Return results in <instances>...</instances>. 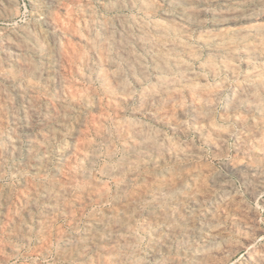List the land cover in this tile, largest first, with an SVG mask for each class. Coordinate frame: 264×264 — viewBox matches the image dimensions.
<instances>
[{"label": "rangeland", "instance_id": "rangeland-1", "mask_svg": "<svg viewBox=\"0 0 264 264\" xmlns=\"http://www.w3.org/2000/svg\"><path fill=\"white\" fill-rule=\"evenodd\" d=\"M6 3H5V2ZM14 1V2H13ZM44 1V2H43ZM0 0V32H2L0 34V107H2V111H0V119L2 121H4V123L2 124L1 123V120H0V142L3 143L1 144L0 143V150L2 149V151H0V264H68L69 262H71V264H93L94 263V260L96 263L94 264H100L101 262H103L102 264H112L113 262L112 261H116L115 263L116 264H128V261L130 260L129 264H132L133 262H135L136 264H143L144 260V264H163L164 262H168L169 264H264V170H261L263 169L264 167V125H260V124H264V77H263V80L261 79V83H263L262 85H259L256 87V93L254 91V96L257 97L260 101L259 102H254L253 101H250L248 103L245 102L246 100H243V99H240V97L238 96L243 90H245V82H246V79L248 77V74L251 73V70L253 68H264L263 66L261 67L260 65H264V54H261L262 52L264 53V50L262 48L263 47V43L264 42V37L261 35V37H259V35L261 34L260 32V26L264 25V16H260L261 14L264 15V9H262V7H264L263 3H264V0L263 3L261 2V0H111L108 2V0ZM60 1V2H59ZM62 1H64L62 3ZM101 3H100V2ZM114 1V2H113ZM119 1V2H118ZM135 1V2H134ZM152 1V2H151ZM166 1H168L166 3ZM170 1V2H169ZM204 3H203V2ZM210 3H209V2ZM214 3H213V2ZM258 1V3L256 2ZM51 2V3H50ZM87 2V3H86ZM99 2V3H98ZM106 4H105V3ZM108 2V3H107ZM128 2V3H127ZM145 2V4L147 6H145V4L143 3ZM189 2V4H187ZM216 2V4H215ZM259 2H261L259 4ZM34 3V4H33ZM39 3V4H38ZM73 3V4H72ZM78 3V4H77ZM80 3V5H79ZM87 5H86V4ZM110 3H114V5H111ZM124 3V4H123ZM132 3V5L130 6V4ZM149 3H153V4H149ZM158 3V6L156 5ZM186 3V4H185ZM221 3V4H220ZM8 6H7V5ZM56 4V6H55ZM93 4V6H92ZM159 4H161L159 6ZM191 4V5H190ZM241 4V5H239ZM243 4V5H242ZM259 4V5H258ZM36 5V7H35ZM40 5V6H39ZM48 5V6H47ZM54 5V6H53ZM68 5V6H67ZM111 5V7H110ZM126 5V6H125ZM129 5V6H128ZM134 5V7H133ZM143 5V6H141ZM153 5V6H151ZM215 5V6H213ZM223 5V6H222ZM254 5V6H253ZM47 6V7H46ZM72 6V7H71ZM95 6V7H94ZM103 6V7H101ZM114 6V7H113ZM123 6V7H121ZM138 6V7H137ZM176 6V7H175ZM235 6V7H234ZM258 6V7H257ZM35 7V9H34ZM42 7V8H41ZM52 7V8H51ZM60 7V8H59ZM68 7V8H67ZM92 10H91V8ZM106 7V9L104 8ZM110 9H109V8ZM120 7V8H119ZM129 7V8H128ZM132 7V8H131ZM147 7V8H146ZM153 7V8H152ZM168 9H167V8ZM192 7V8H190ZM208 7V8H207ZM230 7V8H229ZM7 8V9H6ZM81 8V9H80ZM88 8V9H87ZM103 10H102V9ZM115 8V9H113ZM118 8V9H116ZM142 10H141V9ZM146 8V9H145ZM171 8V9H169ZM180 8V9H179ZM188 8V9H187ZM190 8V9H189ZM196 10H195V9ZM199 8V9H198ZM201 8V9H200ZM214 8V9H213ZM227 8V9H226ZM235 8V9H234ZM18 9V10H17ZM46 11H45V10ZM62 9V11H61ZM66 10L67 12L71 13V14H68L66 13L64 10ZM72 11H71V10ZM77 9V10H76ZM123 9V10H122ZM137 9V10H136ZM143 9H145L143 11ZM149 9V10H148ZM174 11H173V10ZM186 9V10H185ZM194 9V10H193ZM204 9V10H202ZM207 11H206V10ZM211 9V10H210ZM242 9V10H241ZM257 9V10H256ZM15 10V11H14ZM44 13H43V11ZM59 10V11H58ZM89 10V11H88ZM95 10V11H93ZM156 10V11H155ZM182 10V12H181ZM184 10V11H183ZM192 10V11H191ZM223 10V11H222ZM237 10V11H234ZM255 10V11H254ZM7 11H11V13L7 12ZM55 11V12H54ZM75 11V12H74ZM138 11V12H137ZM143 11V13H142ZM166 14L168 13L167 17L165 16V12ZM176 11V12H175ZM186 11V12H185ZM192 14H190V12ZM195 11V12H193ZM212 11H216L217 13H214ZM223 12L221 14V12ZM227 11V12H226ZM232 11V12H231ZM253 11V12H252ZM14 12V13H13ZM80 12V13H79ZM91 12V13H90ZM94 12V14H93ZM146 12V13H144ZM148 12V14H147ZM185 12V13H184ZM204 12V14H203ZM208 12V13H207ZM226 12V13H225ZM234 12V13H233ZM262 12V13H261ZM17 13V14H15ZM46 13V14H45ZM99 13V14H98ZM142 13V14H141ZM160 13V14H159ZM163 13V14H162ZM197 15H196V14ZM200 13V17L198 16ZM202 13V15H201ZM212 13V14H211ZM214 13V14H213ZM233 13V15L231 14ZM236 13V14H235ZM6 14V15H5ZM11 16H10V15ZM48 14V15H47ZM55 14V15H54ZM69 17H67L66 16ZM85 14H88L85 16ZM97 14V15H96ZM102 14V15H101ZM118 14V15H117ZM128 14V15H126ZM146 14L148 16H146ZM162 14V16H160ZM194 14V15H193ZM232 16H231V15ZM240 14V15H239ZM242 14V15H241ZM57 15V18L59 19L61 17V19H57L56 16ZM89 15H92V16H89ZM94 15V16H93ZM115 17H114V16ZM117 15V16H116ZM134 15V16H133ZM138 15V16H137ZM152 15V16H151ZM171 15V16H170ZM197 18H196V16ZM231 16V17H228V16ZM247 15L249 18H247ZM6 16V17H5ZM40 16V17H39ZM64 16V17H63ZM98 16V17H96ZM106 18H105V17ZM110 16V17H109ZM122 16V19L120 18ZM124 16V17H123ZM127 16V17H126ZM131 16V18H130ZM136 16V17H135ZM146 16V17H145ZM171 20L173 21H170V18ZM175 16V17H174ZM185 16V17H184ZM194 16L195 19H192ZM210 16V17H209ZM225 16V18H224ZM241 16V18L239 17ZM247 20H246V18ZM5 17V18H4ZM11 17V18H10ZM38 17V18H37ZM48 17V18H47ZM52 17V18H51ZM73 17V19H72ZM75 17V18H74ZM77 17V18H76ZM91 17V18H90ZM109 17V18H108ZM141 17L143 19H141ZM157 17V18H156ZM160 17V18H159ZM166 17V18H165ZM173 17V18H172ZM209 17V18H208ZM260 17V18H259ZM38 20H37V19ZM64 18V19H63ZM68 18V19H67ZM111 18V19H110ZM114 18V19H113ZM135 18V19H134ZM140 20H139V19ZM150 18V19H149ZM165 18V19H163ZM181 18H184L183 21H181L182 19ZM191 18V19H189ZM219 18V19H218ZM224 18V19H223ZM75 19H78L77 21ZM85 19L88 20L87 22H85ZM96 19V20H95ZM107 19V21H106ZM110 19V20H109ZM117 19V20H115ZM120 19V21L118 20ZM124 21H121L123 20ZM128 19V20H127ZM153 19V20H151ZM155 19H159L161 20L159 22V20H155ZM187 19V20H186ZM217 19V20H216ZM223 19V20H222ZM233 21H232V20ZM245 19V20H244ZM257 19V20H255ZM48 20V21H47ZM54 20V22H52ZM57 20V22H56ZM65 20V22H64ZM69 20V21H68ZM81 20H82V23H81ZM84 20V21H83ZM131 22H130V21ZM133 20V21H132ZM147 20V21H146ZM155 20V21H154ZM168 20V22H167ZM195 20V21H194ZM235 20H239L238 22L235 21ZM31 21V22H30ZM33 21V22H32ZM39 23H38V22ZM47 21V22H46ZM60 21V22H59ZM72 21V22H71ZM94 21V22H93ZM96 21V22H95ZM106 21V22H105ZM120 23L118 24L117 23ZM139 21V22H138ZM142 21V22H141ZM154 21V22H153ZM163 21V22H162ZM176 21V22H175ZM191 21V22H190ZM204 21V22H203ZM232 21V22H231ZM235 21V22H234ZM244 21V22H243ZM248 21V22H247ZM263 21V22H262ZM25 22H28L27 24H25ZM50 22V25L49 23ZM52 22V23H51ZM64 23V24H59V23ZM66 22H68L66 24ZM90 22V23H89ZM102 22H104V24H100ZM123 22V23H122ZM129 22V23H127ZM136 22V23H135ZM141 22V23H140ZM145 22H149L147 23V26L149 27L148 28V31L149 33H153L154 30H152V27L151 25L152 24H172L178 28V32H176L175 34H171L169 38H172L173 40H175L176 38V42L178 41V43L181 45V48L185 49V48H189L191 50H194L198 57H194L193 60L192 58L190 60H187V65L189 67V71L191 73H193L192 75L193 76H196V77H199V78H205V79H201V87L203 88V92L202 91H194V92H189L188 91V88L183 86V78L181 76V72L179 71V69L177 67H175L173 64H170V67L168 68L169 70H167L168 74L170 73L172 76H170L169 74V78L171 79H175L176 81H180L182 79V82L181 84L179 85V88L178 90H174V94H173V90L172 91H167V93L169 92V95L167 93H165L164 91V94L163 92H159L158 95L160 96V98L155 95V98L154 95H151L149 93L146 94V92L150 91V90H155V88H157V86L159 85L160 81H162L161 79L163 78L164 76V73L162 71H159L158 68H156L155 64L152 62L153 61V58H154V53L156 52V48L153 47V45H150V47L152 48H149L147 47L148 45H145L147 47V49H144L146 48L145 46H143V48L139 45V42H138V36H142L144 34L145 31L141 30V28L144 26L146 27V23ZM170 22V23H169ZM178 22V23H177ZM181 22V24H180ZM193 22V23H192ZM215 22V23H214ZM227 22V23H226ZM237 22V23H236ZM260 22V24H256ZM42 23V24H41ZM46 23L49 25H46ZM54 23V24H53ZM56 23V24H55ZM72 26H71V24ZM75 23V24H74ZM93 23V25H92ZM96 23H99L97 24L96 26ZM117 23V24H116ZM134 23V24H133ZM138 23V24H137ZM144 23V24H143ZM223 23V24H222ZM23 24V25H22ZM25 24V25H24ZM32 24V25H31ZM35 26H34V25ZM95 24V25H94ZM112 24V25H110ZM130 24V25H128ZM136 24V25H135ZM139 24L141 26H139ZM149 24V25H148ZM189 26H188V25ZM213 24V25H211ZM216 24V25H215ZM232 24V25H231ZM248 26L249 27V24L250 27H253V30H254V33L253 34H250L248 35V37L246 36V38L243 40H240L239 43L237 44V47L235 48V54H238V55H235L234 59H233V62L230 60L229 63L231 65V67L233 68V71L235 72H232V71H229L230 68L228 67H223V63L221 62L220 58H216V57H211L210 55V48L211 46L209 44H213V46H218L219 43H216L217 41H210L209 43H202L201 40H200V34H205V33H209V34H220V33H224L225 31L227 30H235L241 26ZM248 24V25H247ZM255 24V25H254ZM13 25V26H12ZM47 27H45V26ZM54 25V26H53ZM59 25V26H58ZM70 25V26H69ZM80 25V26H79ZM85 25V26H82ZM87 25V26H86ZM90 25V26H89ZM101 25V26H100ZM104 25H106L104 27ZM110 27H109V26ZM115 25V27H114ZM143 25V26H142ZM184 28H180L181 26ZM184 25V26H183ZM228 25V26H227ZM237 25H240L239 27ZM2 26V27H1ZM21 28H20V27ZM24 26V28L22 29V27ZM26 26V27H25ZM34 26V27H33ZM51 26L55 27L52 28ZM67 26H69V30L68 31V28ZM74 26H76L74 28ZM78 26V27H77ZM95 26V28H94ZM108 26V27H107ZM124 28L125 26V30L122 28ZM196 26V27H195ZM226 26V27H225ZM230 26V27H229ZM236 26V28H235ZM17 27V28H16ZM19 27V28H18ZM32 27V28H31ZM38 27V28H36ZM74 29V32H72V28ZM91 27V30L88 31V29H90ZM108 28V29H105V31H103L104 29L102 28ZM139 27V28H138ZM151 27V29H150ZM190 27V28H189ZM233 27V28H232ZM255 27V28H254ZM5 28V29H4ZM50 28V29H49ZM57 28V29H56ZM67 28V30H65ZM78 28V29H76ZM81 28V29H80ZM120 28V29H119ZM193 30H192V29ZM208 28V29H207ZM211 28V29H210ZM214 28V29H213ZM220 28V29H219ZM4 29V30H3ZM7 29V30H6ZM9 29V30H8ZM26 29V31H25ZM29 29V30H28ZM61 29V30H60ZM83 29V30H82ZM98 29V30H97ZM111 32H110V30ZM217 29V30H216ZM223 29V30H222ZM11 30V32H10ZM14 30V31H13ZM23 30L25 33H23ZM28 30V31H27ZM32 32H31V31ZM42 30V31H41ZM78 30V31H77ZM80 30V31H79ZM86 33H85V31ZM114 30V31H113ZM118 30V31H117ZM133 30V31H131ZM137 30V31H135ZM192 30V31H190ZM198 32H201V31H204V33H197ZM200 30V31H199ZM221 30V31H220ZM30 31V32H29ZM35 31V32H34ZM39 31V32H38ZM60 33H59V32ZM93 31V32H92ZM94 31L96 33H94ZM103 31V32H102ZM180 31V32H179ZM216 31H219L218 33H216ZM28 32V33H27ZM41 32V33H40ZM67 32V33H66ZM69 32V34H68ZM77 32L79 34V37L77 35ZM82 32V33H80ZM88 32V33H87ZM100 32V33H99ZM102 32V33H101ZM126 32V33H125ZM142 34H140V33ZM192 32V33H191ZM257 32V33H256ZM260 32V33H259ZM19 33V34H18ZM23 33V34H22ZM30 33V34H29ZM34 33V34H33ZM40 36H39V34ZM53 33V34H52ZM118 35V36H126L128 35L127 39V42H126V47L127 49L131 52L133 51V53H131L132 55L135 53V55H133L138 61L140 59V61H138L140 63V66L137 67L136 66V63H135V66H129L127 65L126 63V57H125V52L124 51H120L119 50V45L116 43V42H110L111 44H109V46H106L107 44V38L112 34V35ZM125 33V35H124ZM138 33V34H137ZM182 33V35H181ZM191 33V34H190ZM14 34H18L17 36H15ZM36 34V35H35ZM43 34V35H42ZM53 36H52V35ZM82 34V35H81ZM90 34V35H89ZM96 34V35H95ZM104 34L106 35L104 37ZM110 34V35H108ZM122 34V35H121ZM137 34V35H136ZM178 34V35H177ZM195 34H198V35H195ZM13 35V36H12ZM22 35V36H20ZM29 35H33L34 38L32 37L30 39ZM38 35V36H37ZM61 35V36H60ZM81 35V36H80ZM96 37H95V36ZM98 35V36H97ZM108 35V36H107ZM255 35V36H254ZM257 35V36H256ZM6 36V37H5ZM7 36H9L7 38ZM63 36V37H62ZM65 36V37H64ZM86 36V37H85ZM103 36V37H102ZM174 36V38L172 37ZM177 36V37H176ZM180 38H179V37ZM254 36V37H253ZM4 37V39H3ZM43 37V38H41ZM58 37V38H57ZM70 37V38H69ZM76 37V38H74ZM98 37H101L100 40L98 39ZM131 37V38H129ZM134 37V38H133ZM183 37V38H182ZM190 37V38H189ZM258 37V38H257ZM6 38L7 40L9 41V43H13V44H9L7 41H6ZM17 38V39H16ZM38 38V39H37ZM57 38V39H56ZM66 39V41L64 42L63 39ZM103 38V39H102ZM186 38V39H185ZM257 38V40H256ZM23 39V40H22ZM45 39V41H44ZM56 39V40H55ZM59 39V40H58ZM72 41H71V40ZM84 39V40H83ZM85 39L87 42H89L90 40V44L85 42ZM92 39H95V40H92ZM98 39V40H97ZM180 39V40H179ZM187 41L184 43L181 41ZM263 39V40H262ZM36 40H39L38 42ZM42 40V41H40ZM74 40V41H73ZM94 42H92V41ZM106 40V42H105ZM132 40V41H131ZM137 40V41H135ZM199 40V41H197ZM252 40V41H251ZM261 40V41H260ZM6 41V42H5ZM21 41V42H20ZM26 41V43L24 42ZM76 42V43H70V42ZM84 41V43H82ZM95 41L98 43H95ZM100 41V42H99ZM104 42L101 43V42ZM131 41V42H130ZM135 41V43H134ZM246 41V43L244 42ZM255 41H257L258 43L261 42V44L259 45L257 42V44L259 45L258 47L256 46V43H254ZM5 42V44L3 43ZM20 42V43H19ZM28 42V43H27ZM37 42V43H36ZM40 42V43H39ZM60 42V43H58ZM69 44H68V43ZM16 43V44H15ZM31 43V44H30ZM35 43V44H34ZM65 45H63V44ZM72 47L70 48H67L69 47L67 44ZM80 45H78V44ZM93 43V44H92ZM188 45H186V44ZM253 43V44H251ZM22 44V46H21ZM25 44V45H24ZM37 44H39L38 46L42 45L40 48L37 46ZM57 44V45H56ZM61 44V45H59ZM85 46H84V45ZM94 45V47L91 46ZM102 45L103 46H99V45ZM132 44V46L130 45ZM137 44V45H136ZM183 44V45H182ZM185 44V46H184ZM191 44H195V46L191 45ZM206 44V45H205ZM215 44V45H214ZM222 44V42H221ZM242 44V45H240ZM245 44V46L243 45ZM249 44V46H248ZM263 44V45H262ZM11 45V47L9 46ZM14 45V46H13ZM19 45V46H18ZM31 45V47H29ZM33 45V46H32ZM45 45V46H44ZM51 45V46H50ZM88 45V47H87ZM117 45V46H115ZM254 45V46H253ZM9 46V47H8ZM18 46V48H17ZM26 47V49L24 50V48ZM36 46V47H35ZM44 46V49L42 48ZM54 46V47H53ZM61 46V47H60ZM82 46V47H81ZM99 46V47H98ZM111 46V47H110ZM114 46V47H113ZM134 46V47H133ZM183 46V47H182ZM200 48H199V47ZM241 48H239V47ZM244 46V47H243ZM247 46L250 48V47H257V50H258V53L257 54H252V52L249 50V48H247ZM262 46V47H261ZM4 47V48H3ZM24 47V48H23ZM30 50H29V48ZM33 47V48H32ZM35 47V48H34ZM38 47V48H37ZM53 47V48H52ZM60 47V48H59ZM76 47V48H74ZM80 47V48H79ZM85 47V51H84V48ZM91 47V48H90ZM105 49H103V48ZM110 47V48H109ZM132 47V48H131ZM138 47V48H137ZM141 47V48H140ZM242 47H243V50L242 51ZM17 48V49H16ZM22 48V49H21ZM28 48V49H27ZM50 48V49H49ZM65 51H64V49ZM72 48V49H71ZM83 48V49H82ZM88 48V49H87ZM102 50H101V49ZM246 48V49H245ZM36 49H39L38 51ZM54 49V51H53ZM68 49V50H67ZM77 50V51H74V50ZM92 49V50H91ZM98 49V50H96ZM100 49V50H99ZM112 51V53L110 54L109 52H111L110 50ZM131 49V50H130ZM133 49V50H132ZM150 49V51H149ZM200 49V50H199ZM237 49V50H236ZM260 49L262 51H260ZM8 50V51H7ZM19 50V51H18ZM28 50V51H26ZM59 50H60V53H59ZM71 53V55L67 52ZM96 50V51H95ZM114 50V51H113ZM135 50V51H134ZM138 50V52H137ZM146 50L148 52V54L146 53ZM152 50V51H151ZM201 52H199V51ZM239 50V51H238ZM242 52H241V51ZM31 51V52H30ZM43 51V53H42ZM46 51V52H45ZM56 51V52H55ZM76 54L75 55H72L73 52ZM82 51V52H81ZM84 51V53H83ZM99 51V52H98ZM106 52V55L105 52ZM109 51V52H108ZM127 51V50H126ZM238 51V52H237ZM251 52L250 54L248 53ZM260 51V52H259ZM40 52V53H39ZM80 52V53H79ZM88 52V53H87ZM104 54H102V53ZM114 52V53H113ZM121 52V53H119ZM152 52V53H151ZM244 52V53H243ZM3 53V55H2ZM13 53V54H12ZM17 53V54H16ZM28 53V54H27ZM45 53V54H44ZM55 53V54H54ZM62 53H63V56H62ZM67 53V54H66ZM84 55H83V54ZM115 53L118 55V57H115L117 55H115ZM247 55H246V54ZM263 55L260 58V54ZM10 54L12 56H10ZM22 54V55H21ZM39 54H41V56H39ZM57 54V55H56ZM69 54V55H68ZM82 54V56H81ZM95 54V55H94ZM110 54V55H109ZM141 54V55H140ZM143 54V55H142ZM149 54H152V55H149ZM207 54V55H206ZM244 54V56H243ZM249 54V56H248ZM9 55V56H7ZM18 55H20L18 57ZM28 55V57H27ZM52 55V57H51ZM54 55V56H53ZM96 55H98L96 57ZM103 55V57H102ZM109 55V56H107ZM113 55V56H112ZM139 55V56H138ZM201 55V56H200ZM203 55V56H202ZM255 55V57H253ZM260 55V56H259ZM15 56V57H14ZM23 56V57H22ZM26 56V57H25ZM36 56V57H35ZM46 56V57H45ZM49 56V57H48ZM56 56V58H55ZM61 56H62V61H61ZM68 56V57H67ZM75 56V57H73ZM81 56V57H79ZM83 56H86V57H83ZM95 58H94V57ZM102 58H101V57ZM122 56V58L120 59V57ZM142 56L144 58V61H143V58L140 57ZM146 56V57H145ZM205 56V57H204ZM211 58H210V57ZM245 56H248V57H245ZM257 56V57H256ZM17 57V59H16ZM31 59H30V58ZM44 57V58H43ZM51 57V59H50ZM58 57V58H57ZM67 57V58H65ZM83 59H80L82 58ZM89 57V58H88ZM100 57V59L98 58ZM109 59L107 60L106 58ZM149 57V58H148ZM208 57V58H207ZM13 60H12V59ZM53 58V59H52ZM65 58V59H63ZM72 60H70V59ZM98 58V59H97ZM103 58L106 60V61H103ZM112 60H111V59ZM147 58V60H146ZM198 58V59H196ZM204 58V59H202ZM210 58V59H209ZM236 58V59H235ZM243 60H242V59ZM247 58V59H246ZM252 58V60H250ZM258 58V60H256ZM11 59V60H10ZM24 61H23V60ZM34 59V60H32ZM40 59V60H39ZM45 59V60H44ZM50 59V60H49ZM55 59V60H54ZM69 62H68V60ZM89 59V60H88ZM102 59L101 62H98ZM115 59V60H114ZM214 59V60H213ZM239 61H238V60ZM21 60V61H20ZM27 60V61H25ZM29 60V61H28ZM53 60V62H52ZM67 62H66V61ZM85 60V61H84ZM95 60V61H94ZM151 60V61H150ZM198 60V61H197ZM202 60V62H200ZM212 61L211 65H213L212 67H214V71L210 69L209 71V61ZM235 60V61H234ZM246 60V61H244ZM248 60V61H247ZM8 62L5 64V62ZM11 63H10V62ZM31 61V62H30ZM38 61V63H37ZM40 61V62H39ZM43 61V62H42ZM47 63H46V62ZM56 61V62H55ZM59 61V62H58ZM81 62L79 64V62ZM83 61V62H82ZM89 61V64H87ZM109 61V63H108ZM112 61V62H111ZM117 61V62H115ZM119 61V62H118ZM143 61V62H141ZM149 61V62H148ZM208 61V62H207ZM244 61V62H243ZM251 61V62H250ZM258 61V65L256 62ZM22 62H27L26 64L22 63ZM75 62V63H74ZM85 62V63H84ZM92 62V63H91ZM96 62V63H95ZM98 62V63H97ZM104 62V64H103ZM106 62V63H105ZM117 63V69H115V67L111 68L109 64L113 63ZM123 62L125 65H123ZM151 62V63H150ZM199 62V63H198ZM235 62V64H234ZM247 62V63H246ZM250 62V63H249ZM254 62L256 63V65L254 64ZM263 62V63H262ZM15 63V64H14ZM29 63V64H28ZM45 63V64H44ZM48 63H49V66H48ZM57 63V64H56ZM61 65H60V64ZM70 63V64H69ZM91 63V64H90ZM101 63V64H100ZM120 63V64H119ZM122 63V64H121ZM189 63V64H188ZM193 63V65H192ZM222 63V64H221ZM238 63V64H237ZM244 65H243V64ZM2 64V65H1ZM37 66H36V65ZM40 64V66H39ZM42 64V65H41ZM60 65V66H56V65ZM74 64V66H73ZM83 64V65H82ZM98 66H97V65ZM107 64V65H106ZM151 64V65H150ZM200 65L198 67V65ZM201 64H205L204 66L206 67H202ZM236 64L239 66H236ZM242 64V65H241ZM252 64H254L255 66H253ZM19 67H18V66ZM28 65V67H27ZM31 65V66H29ZM34 65V66H33ZM52 65V66H51ZM54 65V66H53ZM71 66L69 68V66ZM92 65V66H91ZM100 65V66H99ZM102 65V66H101ZM120 65V66H119ZM148 65V66H147ZM192 65V66H191ZM197 65V66H196ZM21 66V67H20ZM44 68H43V67ZM68 66V67H67ZM73 66V67H72ZM88 66V67H87ZM90 66V67H89ZM94 66V67H93ZM110 68V70L107 69ZM143 66V67H142ZM155 66V67H154ZM253 66V67H252ZM260 66V67H259ZM6 67V68H5ZM10 67V68H9ZM18 67V68H17ZM25 67V68H24ZM27 67V68H26ZM62 67V68H61ZM87 67V68H85ZM98 69H97V68ZM120 67V73L118 72V68ZM130 67V68H129ZM147 67V68H146ZM192 69H191V68ZM209 67L207 70L206 68ZM223 67V69H222ZM238 67V68H237ZM252 67V68H251ZM12 68V69H11ZM22 68H24L22 70ZM31 68V69H30ZM43 68V70H42ZM46 68V69H45ZM49 68V69H48ZM52 68V69H50ZM54 68V69H53ZM59 68V69H58ZM61 68V69H60ZM77 68V69H75ZM79 68L82 70L79 71ZM91 71V73L89 72V70ZM101 68H104V70L102 71ZM122 68L123 71H122ZM129 68V69H128ZM145 68V69H144ZM202 68V69H201ZM218 68V69H217ZM227 68V69H225ZM236 68V69H235ZM5 69V70H4ZM18 69V70H17ZM30 71H28V70ZM34 69V70H33ZM39 71H38V70ZM56 69V70H55ZM65 69V70H64ZM69 69H75L73 70L72 72H70L71 70ZM100 69V70H99ZM107 69V71H105ZM114 69V70H113ZM137 69H139L137 71ZM151 69V70H150ZM158 69V70H157ZM176 69V70H174ZM215 69L217 72H215ZM229 69V70H228ZM249 69V70H248ZM251 69V70H250ZM13 70V71H12ZM17 70V72H16ZM21 70V71H20ZM41 70V71H40ZM50 70V72H49ZM58 70V71H57ZM64 70V71H63ZM97 70V72H96ZM115 70L117 72H115ZM144 70V71H142ZM199 71V72H196ZM225 70V71H224ZM238 70V71H237ZM242 70H247V71H243ZM8 71V72H7ZM33 74H32V72ZM43 71V72H42ZM48 71V73L46 72ZM51 71H55V75L53 72ZM57 71V72H56ZM105 71V72H104ZM114 71V72H113ZM125 71V72H124ZM154 71V72H153ZM173 71V72H172ZM176 71V72H175ZM212 71V72H211ZM237 71V73H236ZM11 72V73H10ZM38 72V73H37ZM42 72V73H41ZM76 72V73H75ZM81 72L83 73V75H85L86 77H84ZM98 72H99V76L98 78L101 79L99 80L96 76L98 75ZM103 72V73H101ZM110 72H113L112 74ZM122 72V73H121ZM131 72V74H130ZM134 72V75L135 73L137 74V76H134L132 75V73ZM172 72V73H171ZM203 72L206 74V77L205 75L203 74ZM209 72L211 73V77H210V74ZM233 74H232V73ZM3 73V74H2ZM14 73V74H13ZM18 73V74H16ZM21 73V75H20ZM29 73V74H28ZM31 73V75H30ZM40 73V74H39ZM51 73V74H49ZM59 73V74H57ZM62 73V74H61ZM73 73V74H72ZM78 73V74H77ZM97 73V75H96ZM101 73V75H100ZM106 74L107 76H103V74ZM109 73V74H107ZM125 73V74H123ZM129 73V74H128ZM140 73V74H139ZM149 73V74H148ZM216 73V75H215ZM235 73V75H234ZM11 74V75H10ZM13 74V75H12ZM16 74V75H15ZM28 74V75H27ZM36 74V75H35ZM42 74V75H41ZM75 74V75H74ZM80 74V75H79ZM94 74V75H93ZM121 74V75H120ZM122 74H123V77H122ZM203 74L204 77L201 75ZM242 74V75H241ZM246 76H244V75ZM5 75H7L5 78ZM15 75V76H14ZM23 75H25L24 78ZM33 75V78L31 77ZM62 75V76H61ZM93 75V77H92ZM113 75V76H112ZM114 75H115V78H114ZM147 76L146 79L145 77H142V76ZM160 75V76H158ZM175 75V76H174ZM199 75V76H198ZM213 75V76H212ZM222 75H224L223 77H221ZM17 76V79L15 78ZM30 76V77H29ZM41 76V78H40ZM48 76V77H47ZM54 76V77H53ZM61 76V77H60ZM82 76V77H81ZM91 78H90V77ZM100 76H102L100 78ZM110 76V77H108ZM118 76V77H117ZM150 76V77H149ZM230 76V77H229ZM242 76V77H241ZM264 76V75H263ZM4 77V78H3ZM13 77V78H12ZM46 77V78H45ZM63 77H67L66 79L63 78ZM80 77V78H79ZM96 79H95V78ZM127 77V78H126ZM130 77V78H128ZM138 79H137V78ZM141 77V78H140ZM149 77V78H148ZM157 77V78H156ZM161 77V78H160ZM175 77H178V80L177 78ZM214 77V78H212ZM221 77V78H220ZM236 77V79L234 78ZM10 78V79H9ZM31 78V80L29 79ZM36 78V79H35ZM40 78V79H39ZM54 78V79H53ZM63 78V80H62ZM76 80H75V79ZM111 80H110V79ZM118 78L119 79V82H118ZM134 78V80H133ZM160 78V79H159ZM7 79V80H6ZM13 79V80H12ZM49 79V80H48ZM65 79V80H64ZM70 79V80H69ZM94 79V80H93ZM106 81H103L105 80ZM117 80V82L115 80ZM132 79V80H131ZM159 79V81H158ZM225 79V80H224ZM227 79V81H226ZM238 79V80H237ZM4 80V81H3ZM25 80V81H24ZM35 82H34V81ZM89 80H92V81H89ZM110 83H113L110 84ZM126 80V81H125ZM128 80V81H127ZM138 80V82H137ZM145 82H144V81ZM217 80V81H216ZM218 80H221L222 82L218 81ZM242 81V84H241V81ZM245 80V81H244ZM13 81V82H12ZM18 81V82H17ZM23 81V82H22ZM29 81V82H28ZM30 81H33V83ZM38 81V82H37ZM51 81V82H50ZM69 81V83H67ZM82 83H81V82ZM84 81H87V82H84ZM88 81L90 83H88ZM97 81V82H96ZM99 81V82H98ZM101 81V83H100ZM125 81L123 84L121 82ZM141 81V82H140ZM152 81V82H151ZM157 81V82H155ZM204 81L205 83H207L209 86H207L206 84H204ZM226 81V82H225ZM238 81V82H237ZM263 81V82H262ZM49 85V86H47ZM76 82V83H75ZM79 82V83H78ZM107 82V83H106ZM114 82L116 84V86L114 85ZM129 82V83H128ZM137 82V83H136ZM150 82V83H149ZM209 82V83H208ZM211 82V83H210ZM217 82V83H215ZM233 82V83H232ZM236 82V83H235ZM18 83H21V84H18ZM57 83H60L58 85H56ZM65 85H63V84ZM71 83H74V84H71ZM86 83L88 85H90V88L88 85H86ZM100 83V84H99ZM102 83L104 85H102ZM121 83V84H120ZM126 83V85H124ZM128 83V84H127ZM131 83V85H130ZM142 83V84H141ZM155 87H153V85ZM203 83V84H202ZM221 83V84H220ZM224 83V84H222ZM231 83V84H229ZM16 84V85H15ZM33 84V85H32ZM41 84V85H40ZM51 84V85H50ZM54 84V85H52ZM68 84V85H67ZM71 84V86L69 85ZM81 84V85H80ZM94 84V85H93ZM108 84V85H107ZM114 86V87H110V85ZM150 86H148V85ZM211 84V85H210ZM216 84V85H215ZM235 84V85H234ZM4 85V86H3ZM25 85V86H24ZM29 85V87L31 88H27V86ZM32 85V86H31ZM36 85V87H35ZM43 85V86H42ZM63 85V86H62ZM74 85V86H73ZM80 85V86H79ZM85 85V86H84ZM96 85V86H95ZM99 85V86H98ZM118 85V86H117ZM123 85V86H122ZM146 85V86H145ZM205 85V86H203ZM213 85V86H212ZM215 85V86H214ZM221 85L224 87H221ZM34 86V87H33ZM40 86V87H39ZM46 86V87H45ZM56 86V87H55ZM62 88H61V87ZM88 87L89 90H87L86 88ZM102 86V87H101ZM107 86V87H106ZM120 86V87H119ZM126 86V87H125ZM133 86L134 88L132 89ZM137 86V87H136ZM145 88H144V87ZM208 88H215L216 91L218 92H215V89L213 91H210V89ZM234 88H233V87ZM3 87V88H2ZM15 87V88H14ZM20 87V88H19ZM23 87V88H21ZM49 89H48V88ZM51 87V88H50ZM60 87V88H59ZM65 87V88H64ZM69 89H66L68 88ZM75 87V88H73ZM81 87V88H79ZM82 87H85L82 89ZM104 87V88H103ZM109 87V88H108ZM119 87V88H117ZM124 87L125 89L128 88L127 90H124ZM130 87V88H129ZM149 90H148V88ZM153 87V88H152ZM238 87V89H237ZM240 87V88H239ZM259 87V88H258ZM263 87V88H262ZM11 88V89H10ZM25 88V89H24ZM32 88H36L35 92ZM38 88V90H37ZM58 88V89H57ZM71 88V90H70ZM97 91H96V89ZM111 88V89H110ZM117 88V89H116ZM142 92V95H141V92ZM144 88V90L146 91H143L142 89ZM229 88V89H228ZM7 89V90H6ZM14 89V90H13ZM17 89V90H16ZM20 89V90H19ZM29 89V90H28ZM56 89V93L54 92V90ZM66 89V90H65ZM74 89V91L72 90ZM77 89V90H76ZM93 89V91H91ZM119 89V90H118ZM124 92H123V90ZM130 89V90H129ZM187 89V90H186ZM207 89V90H206ZM222 89V90H221ZM237 89V90H236ZM3 90V91H2ZM16 90V91H15ZM22 90V91H21ZM26 90V91H24ZM33 90V91H32ZM53 90V91H52ZM64 90V91H63ZM71 92H70V91ZM76 90V91H75ZM83 90V91H82ZM104 90V91H103ZM110 90V91H109ZM114 90V95H113V91ZM118 91V94L116 93V91ZM133 92H132V91ZM184 90V91H183ZM186 90V91H185ZM224 90V91H223ZM236 90V91H235ZM19 94H18V92ZM24 91V92H23ZM29 91V92H28ZM32 91V92H31ZM42 91V92H41ZM44 91V92H43ZM68 91V92H67ZM83 92V95L81 92ZM85 91V92H84ZM106 91V92H105ZM112 91V92H111ZM125 91L127 93V96L130 95L131 93V97H127L126 95L124 96L125 94ZM128 91V92H127ZM130 91V92H129ZM151 91V92H152ZM176 91L178 94H176ZM223 91V92H222ZM2 92H6V93H3ZM15 92V93H14ZM26 92V93H25ZM28 92V93H27ZM40 92V93H38ZM46 92V93H45ZM66 92V94H64ZM93 92V93H92ZM98 95H97V93ZM111 92V93H109ZM135 92V93H134ZM182 92V93H181ZM210 92V93H209ZM260 92V93H259ZM24 93V94H23ZM44 93V94H43ZM51 93V94H50ZM70 93H77V94H71ZM87 93V94H86ZM108 93L111 95L109 96ZM116 93V94H115ZM123 94L124 98L127 97V98H123L121 97V95ZM195 93V94H194ZM217 93V95H216ZM233 93V95H232ZM239 93V94H237ZM6 94H9V95H6ZM24 96H23V95ZM39 94V95H38ZM61 94V96H60ZM79 94V95H78ZM90 94V96H89ZM129 94V95H128ZM146 94V95H145ZM173 96H172V95ZM182 94V97H184L185 101L183 103V100L181 101L182 97L180 96ZM187 94V95H186ZM191 96H189V95ZM197 94V95H196ZM209 94V95H207ZM211 94V95H210ZM215 94V96H214ZM228 94V95H227ZM232 96H231V95ZM256 94V95H255ZM6 95V96H4ZM14 95V96H13ZM28 95V96H26ZM30 95V97H29ZM38 97H37V96ZM54 97H53V96ZM59 95V96H58ZM62 95H64V97H62ZM70 95V96H69ZM75 98H74V96ZM80 95L82 97H80ZM94 95V96H93ZM95 95H97L98 97H95ZM102 96V97H99ZM105 95V96H104ZM140 95V96H139ZM150 97H148V96ZM199 95V96H198ZM205 95L207 97H205ZM263 95V96H262ZM8 96V97H7ZM16 96V97H15ZM18 96V97H17ZM40 96V97H39ZM43 96V97H42ZM50 96V97H49ZM52 96V98H51ZM56 96V97H55ZM58 96V97H57ZM86 96V97H85ZM93 96V97H91ZM118 96L117 98L114 97ZM121 99H120V97ZM138 96V97H137ZM146 96V97H144ZM167 96V97H166ZM169 96V98H168ZM176 96V97H175ZM188 96V97H187ZM211 96L214 98H211ZM219 96V97H218ZM224 96V97H223ZM230 96V97H229ZM262 96V98L260 99V97ZM14 97V98H13ZM25 97V98H24ZM29 97V98H28ZM32 97L34 99H32ZM62 97V98H61ZM72 97V98H71ZM84 97V98H83ZM164 97L168 98L169 99V102L168 99H165ZM172 97V98H171ZM174 97V98H173ZM179 97H181V99L179 100ZM192 97V99H190ZM210 97V98H209ZM227 97V98H226ZM234 97V98H232ZM237 97V98H236ZM11 98V99H10ZM24 98V99H23ZM27 98V99H26ZM31 98V99H30ZM36 98V99H35ZM39 99V102H38V99ZM46 98V100H45ZM57 101H56V99ZM66 98V99H64ZM69 98V100H67ZM77 98H81L80 100L77 99ZM96 98V99H95ZM102 100H101V99ZM123 98V99H122ZM133 98V99H132ZM135 98V99H134ZM140 100H139V99ZM143 98V99H142ZM146 101H145V99ZM150 98V99H148ZM188 98V99H187ZM199 98V99H198ZM204 98V99H203ZM207 98V99H206ZM216 98V99H215ZM224 98V99H223ZM232 98V99H231ZM236 98V100H235ZM239 98V99H238ZM4 99V100H3ZM16 99V100H15ZM18 99V100H17ZM64 99V100H63ZM74 99V100H72ZM86 99V100H85ZM92 99V100H91ZM95 99V100H94ZM112 99H113V102H112ZM154 101H153V100ZM160 99V100H158ZM165 99V100H164ZM176 101H175V100ZM197 99V100H196ZM205 100V101H202ZM215 99V100H214ZM228 99H231L228 100ZM13 102V104H16V105H13L12 103L9 102ZM35 100V101H34ZM48 100V101H47ZM60 100V101H59ZM78 100V102H77ZM83 100V101H82ZM90 100V101H89ZM94 100V101H93ZM98 100V101H97ZM105 100V101H104ZM109 100V101H108ZM133 100V101H132ZM152 101V102H149V101ZM174 102H173V101ZM188 100V102L186 101ZM201 100V101H200ZM212 100V102L210 101ZM221 100V101H220ZM243 102H242V101ZM34 101V102H33ZM37 101V103H36ZM63 101V102H62ZM66 101V102H65ZM71 101V102H69ZM82 101V102H81ZM88 102V103H85V102ZM100 101V102H99ZM160 101V102H159ZM165 101V103H167V105L163 104L162 105V102ZM195 101V102H194ZM196 101H197V104H196ZM200 101V102H199ZM214 101V102H213ZM220 101V102H219ZM235 101V102H233ZM27 102V103H26ZM77 102V103H76ZM81 102V103H80ZM92 102V104H91ZM94 102V103H93ZM116 102V103H114ZM121 102V103H120ZM125 102V104H124ZM128 102V103H127ZM131 102V104H130ZM145 102V103H144ZM154 102V103H153ZM156 102V103H155ZM158 102V103H157ZM173 104H172V103ZM180 102L182 104H180ZM205 102V103H204ZM209 102H210V105H209ZM228 104H227V103ZM241 104H240V103ZM5 103V104H4ZM21 103V105L19 104ZM23 103V105H22ZM34 103V104H33ZM44 103V104H42ZM48 103V104H47ZM53 103V104H51ZM61 103V104H60ZM76 103V105H74ZM148 103V104H147ZM169 103V104H168ZM177 103V106H175ZM187 103V104H186ZM196 104V108L194 111H192L193 109H191V106L192 104ZM207 103V104H206ZM224 103V104H223ZM236 103V105H235ZM244 103V104H243ZM252 103V104H251ZM259 103V104H258ZM10 104V106H9ZM13 106H12V105ZM18 104V106H17ZM54 105L53 107L51 105ZM73 104V105H72ZM79 106H78V105ZM88 104V105H87ZM99 104V105H98ZM117 104V105H116ZM139 104V105H138ZM161 104V105H160ZM170 104H172L170 106ZM183 104H185V106H182ZM194 104V106H195ZM206 104V105H205ZM231 104L233 106H231ZM248 104V105H247ZM256 104V105H255ZM28 105H29V109L28 108ZM39 105V106H38ZM49 105V107L51 108H47ZM64 105V106H62ZM72 107H71V106ZM86 105V106H85ZM98 105V106H97ZM108 105V106H107ZM115 107H114V106ZM126 105V106H125ZM141 105V106H140ZM152 105V106H151ZM189 105V107H188ZM225 105V106H223ZM228 105V106H227ZM234 105H235V108H234ZM254 105L255 109L253 108ZM258 105V106H257ZM6 106V107H5ZM16 106V108H15ZM23 106V107H22ZM27 106V107H25ZM34 106V107H33ZM45 106V107H44ZM59 106V107H57ZM61 106V107H60ZM65 106H67V109ZM74 106V107H73ZM94 106V107H93ZM106 106V107H105ZM144 106V107H143ZM158 106V107H157ZM173 106V107H172ZM205 106V107H204ZM215 108H214V107ZM227 106V107H226ZM250 106V108L248 107ZM257 106V107H256ZM263 108H262V107ZM10 107V108H9ZM36 107V108H35ZM44 107V108H43ZM71 107V108H70ZM110 107V108H109ZM120 107V108H119ZM137 107V108H136ZM139 107V108H138ZM162 107V108H160ZM173 108V111H172V108ZM204 107V108H202ZM209 107V108H208ZM212 107V108H211ZM231 107V108H230ZM241 107V108H239ZM259 107V109H258ZM4 108V109H3ZM14 108V109H13ZM18 108V109H17ZM26 110H25V109ZM39 110H38V109ZM60 110V112H58ZM63 109V113H62V110ZM118 108V109H116ZM123 108V109H122ZM133 108V109H132ZM136 108V109H135ZM147 108V109H146ZM158 108V109H156ZM164 108V110H163ZM171 108V109H170ZM181 108V109H180ZM186 108V110H185ZM187 108H189L187 110ZM211 108V109H210ZM222 108H223V114H220L222 113ZM227 108V109H226ZM0 109V110H1ZM24 109V110H23ZM31 109V110H30ZM36 109V110H35ZM50 109V110H49ZM66 109V110H65ZM80 109V110H79ZM105 109V110H104ZM139 109V110H138ZM141 109V110H140ZM155 109V111H154ZM167 109H169V112H171V114L168 115V111ZM180 109V110H179ZM191 109V110H190ZM236 109V110H235ZM240 109V110H239ZM245 110V112L243 110ZM252 109V110H251ZM255 112H254V110ZM262 109V110H261ZM28 110V111H27ZM54 110V111H53ZM78 110V111H77ZM119 110V111H118ZM122 110V111H121ZM179 110V112H178ZM199 110V111H198ZM212 110V111H211ZM226 110V112H225ZM232 112H230V111ZM251 110V111H249ZM261 110V111H260ZM4 111V112H3ZM12 111V112H11ZM22 111V112H20ZM24 111L26 113H24ZM71 111H73L72 113H70ZM77 111V112H76ZM94 111V112H93ZM103 111V113L101 112ZM134 111V112H133ZM138 111V112H137ZM160 111L162 112V114L160 113ZM189 113H188V112ZM196 111V112H195ZM197 111H198V114H197ZM202 113L200 114L199 112ZM220 111V113H219ZM263 111V113H262ZM6 114H3L5 113ZM36 112H37V115H36ZM68 114H67V113ZM81 112V113H80ZM99 112V114H98ZM114 112V113H112ZM148 112V113H146ZM152 112V114L150 115V113ZM156 112V113H155ZM158 112V113H157ZM181 112V114H180ZM183 112V113H182ZM218 112V113H217ZM236 112V113H235ZM239 112V113H238ZM250 112H251V115H250ZM261 112V113H260ZM43 113V114H42ZM55 115V117H57V119L54 118V116H52L53 114ZM61 113V114H60ZM66 113V114H65ZM91 113V114H90ZM94 113V115H93ZM109 115H108V114ZM116 113V115L114 116V114ZM131 113V114H129ZM141 113V114H140ZM143 113V114H142ZM207 113V114H206ZM213 114V118H212V115ZM12 114V115H11ZM22 114H24L26 117H24ZM75 114V115H74ZM84 116H83V115ZM90 114V116L88 115ZM154 114H157V115H154ZM180 114V115H179ZM184 114V115H183ZM191 114V115H190ZM194 114V116H193ZM195 114H197L199 116V120H200V123H199V126L200 127H205L204 129L201 128L199 129L200 127L196 126V123H195ZM220 114V115H219ZM240 114V115H238ZM242 114V115H241ZM245 116H244V115ZM31 115H34L31 116ZM60 115V116H59ZM87 115V116H86ZM92 115V116H91ZM99 115V117H97ZM101 115V116H100ZM135 115V116H133ZM172 115V117H171ZM201 115V116H200ZM250 115V116H249ZM262 115V116H261ZM10 116V117H9ZM17 116V117H16ZM19 116V117H18ZM39 116V117H38ZM41 116V117H40ZM62 116V117H61ZM65 116V117H64ZM71 116V117H70ZM74 116V117H72ZM81 116V117H80ZM86 116V117H85ZM96 116V119H95V122L94 121V118ZM108 116V118H106ZM117 116V117H116ZM153 116V118L151 117ZM192 116V117H191ZM209 116H211V118L209 119ZM221 116H222V119H221ZM257 116V117H255ZM261 116V117H260ZM33 117V118H32ZM36 117V118H35ZM45 117V119L43 118ZM48 117V118H46ZM52 119H51V118ZM60 117V118H59ZM68 117V119H67ZM83 117V118H82ZM92 117V118H91ZM94 117V118H93ZM103 117V118H102ZM105 117V118H104ZM112 117V118H111ZM115 117V118H114ZM127 118V119H123V118ZM129 117V118H128ZM136 117V118H135ZM166 117H168L169 119L166 121ZM174 117V118H173ZM176 117V118H175ZM204 117V119H203ZM225 117V118H224ZM230 117V118H229ZM232 117V119H231ZM255 118L256 120L253 121ZM12 118V119H11ZM27 118V119H25ZM41 118V119H40ZM52 120H50V119ZM78 118V119H77ZM89 118V119H87ZM102 118V120H101ZM122 118V119H120ZM132 118V121L131 119ZM190 118V119H189ZM209 119V121L207 122V120ZM220 118V119H219ZM263 118V119H262ZM8 119V120H7ZM81 121H80V120ZM130 119V121H129ZM141 121H139V120ZM143 119V120H142ZM155 119V120H154ZM173 119V121H172ZM176 119H179V120H176ZM202 119V120H201ZM214 119V121H213ZM224 119V120H223ZM234 119V120H233ZM246 119V120H245ZM18 120V121H17ZM49 120V121H48ZM69 120V121H68ZM77 120V121H76ZM129 121L127 123V121ZM162 120V121H161ZM184 120V122H182ZM194 121L191 122V121ZM240 120V121H239ZM249 120V121H248ZM261 120V121H260ZM8 121V122H7ZM18 123V124H16ZM20 121V122H19ZM35 121V122H34ZM46 121V123H45ZM57 121V122H56ZM83 121H85L83 123ZM91 121V122H90ZM100 121V122H99ZM105 121V122H104ZM110 121V122H109ZM115 121V122H114ZM123 123H121V122ZM125 121V123H124ZM136 124H135V122ZM138 121V122H137ZM175 121V122H174ZM179 121V123L177 122ZM206 121V122H205ZM238 121V122H237ZM252 121V122H251ZM12 124H11V123ZM24 122V123H23ZM28 122V123H26ZM55 122V123H54ZM64 123L63 126L62 123ZM71 125H70V123ZM79 122V123H78ZM144 122V123H142ZM160 122H162L163 124H161ZM174 122V123H173ZM188 122V123H187ZM192 124H191V123ZM204 122V123H203ZM238 123V126L237 123ZM241 122H243L241 124ZM250 122V124H249ZM259 122V123H257ZM33 123V124H32ZM38 123V124H37ZM56 123H60L61 125L59 124H56ZM66 123V124H65ZM76 123V124H74ZM82 123V124H81ZM91 123V124H90ZM93 123V124H92ZM96 123V124H94ZM113 123V124H112ZM115 123H117L115 125ZM122 125H121V124ZM178 123V124H177ZM227 123V124H226ZM31 124V125H30ZM41 124V125H40ZM90 124V125H89ZM125 124V125H124ZM128 124V125H127ZM133 126H132V125ZM135 124V125H134ZM148 124V125H147ZM150 124V125H149ZM161 124V125H160ZM168 126H167V125ZM176 124V125H175ZM180 124H184V126L180 125ZM186 124V125H185ZM203 124V125H202ZM210 124V125H208ZM226 124V125H225ZM229 124V125H228ZM241 124V125H240ZM245 124V125H244ZM257 124V125H256ZM6 125L5 127L2 126ZM13 125V126H12ZM18 125V127L16 128V126ZM51 125V126H50ZM57 125V126H56ZM96 125V126H95ZM100 125V126H99ZM118 125V127H117ZM205 125V126H204ZM233 127H232V126ZM245 127H244V126ZM247 125V126H246ZM249 125L252 127H249ZM23 126V127H22ZM56 126V127H55ZM64 128H62V127ZM93 126V127H92ZM98 126V128H94ZM103 126V127H102ZM113 126V127H112ZM115 126V127H114ZM125 126V127H124ZM138 127H145L146 129H148L150 131V133L152 135H158L159 137H163L167 142H171V146L169 148L168 145H160L158 147L156 146H152L151 145H147L144 140H142L138 134H136V128ZM153 126V127H152ZM192 126V127H191ZM227 126V128H225ZM9 127V128H8ZM21 127V129H20ZM26 127V129H25ZM34 127V128H33ZM40 127V128H39ZM69 129H68V128ZM81 127V128H80ZM102 127V128H101ZM108 127V128H107ZM134 127V128H132ZM158 127V128H157ZM182 127V128H180ZM208 127V128H207ZM214 130H212V128ZM222 127V128H221ZM230 127V128H229ZM232 127V129H231ZM247 127V128H246ZM261 131L260 133V136H257L256 137V134H252V133H256V128ZM19 128V129H18ZM32 128V129H31ZM43 128V129H42ZM66 128V129H65ZM80 128V129H78ZM105 128V129H104ZM126 128V129H124ZM153 128V129H152ZM188 130H187V129ZM211 128V129H210ZM214 128H218V130L214 129ZM244 128V129H242ZM53 129V130H52ZM72 130V131H68V130ZM77 129V131L75 130ZM97 129V130H96ZM102 129V130H100ZM109 129V130H107ZM123 129V130H122ZM133 129V130H131ZM151 129V130H150ZM175 129V130H174ZM186 129V131H184ZM196 129V130H195ZM210 131H208V130ZM222 129V130H221ZM226 129V130H224ZM250 129L251 131H254L255 132H252V133H247L248 131L250 132ZM253 129V130H252ZM262 129V130H260ZM10 130L12 131V133L10 132ZM15 130L17 132H15ZM28 130V131H27ZM30 130V131H29ZM37 130V131H36ZM42 130V131H41ZM45 130V131H44ZM56 130V131H55ZM80 130V131H79ZM87 130V131H85ZM123 131V134L121 133ZM177 130V131H176ZM199 130V131H198ZM206 133H205V131ZM224 130V131H223ZM242 130V132H241ZM247 130V131H246ZM2 131H3V134H2ZM19 131V132H18ZM40 131V132H39ZM93 131V132H92ZM105 131V133H104ZM106 131H109V132H106ZM182 131H183V134H182ZM195 131V132H194ZM198 131V132H197ZM227 132H232L231 135H225V133ZM47 132V133H46ZM73 132V133H72ZM77 132V133H76ZM82 134H81V133ZM101 135H98V133ZM114 132V133H113ZM116 132V134H115ZM119 132V133H118ZM133 132V133H132ZM165 132V133H164ZM172 132V133H171ZM176 132V133H175ZM204 134V136L201 135V133ZM225 132V133H224ZM241 132V133H239ZM15 133V134H13ZM25 133V134H24ZM50 133V134H49ZM95 135H94V134ZM97 133V134H96ZM118 133V134H117ZM121 133V134H120ZM160 133H161V136H160ZM179 133V134H178ZM193 133L195 135H193ZM198 133V134H197ZM11 134V135H9ZM24 134V135H23ZM38 134V135H37ZM55 134V135H54ZM167 134V135H166ZM176 134V135H175ZM245 134V135H244ZM250 134V135H249ZM13 135V136H12ZM34 135V136H33ZM41 135V136H40ZM46 135V136H44ZM69 135V136H68ZM83 135V136H82ZM105 135V137H104ZM135 135V136H133ZM138 135V136H137ZM187 135V136H186ZM208 135V136H207ZM210 135V137H209ZM217 135V137H216ZM222 135V136H221ZM242 136L243 139L241 137H238V136ZM9 136V137H8ZM18 136L19 139H18ZM26 136V137H25ZM28 136V137H27ZM32 136V137H31ZM38 136V137H37ZM43 136V137H42ZM72 136V137H71ZM123 136V137H122ZM136 138L134 140V138ZM214 136V137H213ZM227 136V138H225ZM249 136V137H248ZM251 136V137H250ZM254 138H253V137ZM12 139H9L11 138ZM15 137L17 138V140L15 139ZM47 139H45V138ZM51 137V138H50ZM58 137V138H57ZM61 137V138H60ZM91 137V138H89ZM107 137V139H106ZM109 137V138H108ZM125 137V138H124ZM132 139H131V138ZM138 137V138H137ZM173 137V138H172ZM192 137V138H190ZM202 138V139H199V138ZM224 137V138H223ZM238 137V138H236ZM246 139H245V138ZM248 137V138H247ZM39 138V139H38ZM44 138V139H43ZM69 138V139H68ZM71 138V139H70ZM88 138L90 140H88ZM118 138V139H116ZM123 138V139H122ZM175 138V139H174ZM180 138V139H178ZM206 138V139H204ZM209 138V139H208ZM212 138V140H211ZM235 138L237 140H235ZM239 138H241V140H239ZM9 139V140H8ZM14 139V140H13ZM34 139H37L34 141ZM51 139V140H50ZM66 143H65V141ZM76 139V140H75ZM86 139V140H85ZM105 141V142H103ZM111 139V140H110ZM127 139V140H126ZM131 139V140H130ZM137 139H139L137 141ZM168 139V140H167ZM184 139V140H183ZM193 139V140H192ZM198 139V141H197ZM217 139V140H216ZM221 142H220V140ZM19 140V141H18ZM30 140V141H29ZM48 142H47V141ZM91 140L93 142H91ZM99 140V141H98ZM171 140V141H170ZM192 140V141H191ZM243 140V142H241ZM250 140V141H249ZM10 143H9V142ZM43 141V142H42ZM56 141V142H55ZM61 141V142H60ZM63 141V142H62ZM76 141L77 144H79V146L77 144H74ZM78 141V142H77ZM81 141V142H80ZM84 143H83V142ZM119 141V142H118ZM121 141L123 143H121ZM128 144H127V142ZM135 141V142H134ZM181 141V142H180ZM189 141H191V143H189ZM197 141V142H196ZM202 141V142H201ZM206 141V142H205ZM213 141V143H211ZM219 141V142H218ZM233 141H234V146L232 145L233 144ZM236 141V142H235ZM238 141V142H237ZM240 141V143H239ZM245 141V142H244ZM253 141V142H252ZM258 143H257V142ZM259 141H261L262 143H260ZM23 142V143H22ZM39 142H42L41 144ZM89 142V144H88ZM100 142V144H98ZM109 142V143H108ZM114 142V143H113ZM126 142V144H125ZM134 142V143H132ZM142 142V146H141V143ZM176 142V143H175ZM183 142V143H182ZM185 142V143H184ZM188 144H187V143ZM199 142V143H198ZM250 142V143H249ZM256 142V143H255ZM32 143V144H30ZM36 143V144H35ZM53 143V144H52ZM61 143V144H60ZM65 143V144H63ZM83 143V144H82ZM104 145H103V144ZM136 143V144H135ZM138 143H139V146H138ZM217 143H220V144H217ZM224 143V144H223ZM227 143V144H226ZM242 143V144H241ZM247 143V144H246ZM249 143V144H248ZM252 143V144H251ZM4 144V145H3ZM24 144V145H23ZM49 144V145H48ZM59 144V145H58ZM107 144V145H105ZM110 144V146L108 145ZM131 144V145H130ZM184 144V145H182ZM196 144V145H195ZM198 144V145H197ZM223 144V145H222ZM241 144V145H240ZM246 144V145H245ZM259 146H257V145ZM18 145V146H17ZM40 147H37L39 146ZM56 145V148L54 147ZM69 145V148L70 150H68L66 148V146L68 147ZM74 145V146H73ZM130 145V146H129ZM174 145V146H173ZM175 145H177L176 147H183L185 148V151L187 152V155L185 157H177L175 156V151H176V147ZM187 145V146H186ZM195 145V146H194ZM207 145V146H206ZM221 145V146H220ZM226 145V146H225ZM244 145V146H242ZM253 145V146H252ZM6 148V151L4 150V148ZM11 148H10V147ZM25 146V147H24ZM60 146V147H59ZM81 146V147H80ZM83 146V147H82ZM90 146V147H89ZM109 146V147H108ZM127 146V147H126ZM132 146V148H131ZM138 149H137V147ZM189 146H191L189 148ZM211 146V147H210ZM216 146V147H215ZM219 148H218V147ZM225 146V147H224ZM241 146V147H239ZM257 146V147H256ZM261 146V147H260ZM15 147L16 149L12 150V148ZM51 147V148H50ZM76 150H75V148ZM92 147V149H91ZM98 147V148H97ZM105 147V148H104ZM121 147V148H120ZM125 149H124V148ZM136 147V148H135ZM140 147V148H139ZM149 147V148H148ZM160 147V148H159ZM168 147V148H167ZM174 147V148H173ZM214 147V148H213ZM222 147V148H221ZM253 147V148H252ZM263 147V148H262ZM8 148V149H7ZM25 148V149H24ZM44 148V149H43ZM79 148V150H77ZM128 148V149H127ZM136 150V152L134 151V149ZM143 148H146V149H143ZM187 148V149H186ZM189 148V150H188ZM194 148V149H193ZM199 148V150H198ZM205 148V149H204ZM221 148V149H220ZM240 148V149H239ZM244 148V149H243ZM252 148V149H251ZM259 148V150L257 149ZM29 149V150H28ZM38 149V150H37ZM51 151H50V150ZM55 149V150H54ZM57 149V150H56ZM73 149V150H72ZM94 149H97L94 150ZM105 149V150H104ZM108 149V150H107ZM113 149V150H112ZM119 149V150H118ZM141 149V150H139ZM149 149V150H148ZM155 151H154V150ZM157 149V150H156ZM165 149V150H164ZM202 149V150H201ZM207 149V150H206ZM238 149V150H237ZM249 149V150H248ZM254 149V150H253ZM256 149V150H255ZM261 149V150H260ZM12 150V151H10ZM45 150V151H44ZM60 150V151H59ZM65 150V151H64ZM72 150V151H71ZM83 150V151H82ZM87 150V151H86ZM101 152H100V151ZM126 150V151H125ZM140 152L141 156L138 151ZM173 150V151H171ZM175 150V151H174ZM194 151V152H191V151ZM211 150H213V152H211ZM245 150V151H244ZM5 151V152H4ZM26 151V152H25ZM37 151V152H36ZM44 151V153H43ZM47 151V152H46ZM67 151V152H66ZM104 151V152H103ZM107 151V152H106ZM143 151V152H142ZM149 151V153L147 152ZM161 151V152H159ZM189 151V152H188ZM208 151V152H207ZM220 151V152H218ZM234 151V152H233ZM257 151H260V152H257ZM18 152V153H16ZM25 152V153H24ZM32 152V153H30ZM35 152V153H34ZM41 152V153H40ZM49 152V154H47ZM56 152V153H54ZM61 152V153H60ZM64 152V153H63ZM72 152V153H71ZM75 152V153H73ZM80 152L82 154H80ZM83 152H88L90 153L91 155L89 154H85ZM103 152V153H102ZM114 152V154L112 153ZM129 152V153H128ZM168 152V153H167ZM197 152V153H196ZM244 152V153H243ZM246 152V153H245ZM6 153V154H5ZM10 153V154H9ZM37 153V154H36ZM43 153V155H41ZM51 153V154H50ZM63 153V154H62ZM95 153V154H93ZM105 153V154H104ZM128 153V154H127ZM136 153V154H134ZM143 153V154H142ZM157 153V154H156ZM166 153V154H165ZM192 153V154H191ZM234 153V154H232ZM236 153V154H235ZM259 153V154H258ZM5 154V155H4ZM9 154V155H8ZM40 154V155H38ZM45 154V155H44ZM47 154V155H46ZM69 154V155H68ZM76 154V155H75ZM81 156H80V155ZM97 154V155H96ZM125 158H123L121 155ZM130 154V155H129ZM194 154V155H193ZM198 154V155H197ZM202 154V155H201ZM205 154V155H204ZM8 155V156H7ZM15 155V156H14ZM23 155V156H22ZM25 155V156H24ZM32 155V157H31ZM52 155V156H50ZM72 155V156H70ZM99 155V156H98ZM108 155V156H107ZM111 155V156H110ZM115 155V156H114ZM140 157H139V156ZM146 155V156H145ZM230 155V156H229ZM262 155V157H261ZM43 156V157H41ZM63 156V157H62ZM77 156V157H76ZM84 158H83V157ZM94 156V158H93ZM104 156V157H103ZM127 156V157H126ZM132 156V157H131ZM145 156V157H144ZM155 156V157H154ZM166 156V157H165ZM199 156V157H198ZM214 156V157H213ZM219 156V157H218ZM251 156V157H250ZM26 157V158H25ZM55 157V158H54ZM92 157V158H91ZM111 157V158H110ZM135 159H134V158ZM202 157V158H201ZM221 157V158H220ZM231 157V158H230ZM29 158V159H28ZM35 158V159H34ZM62 158V159H61ZM66 158V159H65ZM80 160H79V159ZM109 158V159H108ZM120 158V159H118ZM133 158V159H132ZM168 158V159H167ZM187 158V159H186ZM199 158V159H198ZM205 158V159H204ZM230 158V159H229ZM240 161H238L239 159ZM255 160H254V159ZM260 158V160H259ZM44 159V160H43ZM49 159V161H47ZM71 159H74L75 162L77 163H74V160H71ZM82 159V160H81ZM85 159V160H84ZM94 159V161L92 160ZM124 159V160H123ZM130 159V160H129ZM139 159H141L139 161ZM174 159V160H173ZM194 159V160H193ZM236 159V160H234ZM252 161H251V160ZM258 159V160H257ZM4 160V161H3ZM7 160V161H6ZM28 160V161H27ZM42 160V161H41ZM51 160V161H50ZM87 160V162H86ZM111 160V161H110ZM116 160V161H115ZM121 161V163H118V161ZM128 161V164H127V161ZM132 160V162H131ZM136 160V161H135ZM144 160V161H143ZM146 160V161H145ZM165 160V161H164ZM192 160V161H191ZM14 161V162H13ZM25 163H24V162ZM68 161V162H67ZM71 161V162H70ZM78 161H82V162H78ZM135 161V162H133ZM144 163H143V162ZM161 161V162H159ZM172 161V162H171ZM198 161V162H197ZM200 161V162H199ZM231 161V162H230ZM242 161V162H241ZM255 161L257 162V164L255 163ZM4 162V163H3ZM20 162V163H18ZM22 162V163H21ZM44 162V163H43ZM49 162V163H48ZM63 162V163H61ZM67 164H66V163ZM90 162V163H89ZM92 162V163H91ZM114 162V163H112ZM126 162V164H125ZM142 162V163H141ZM148 162V163H147ZM164 162V164H163ZM192 162V163H191ZM195 162V163H193ZM230 162V164H229ZM240 162V164H239ZM247 162V163H245ZM248 162H251V163H248ZM48 163V165H46ZM70 163V164H69ZM78 163H79V166H78ZM83 163V165H82ZM99 163V164H98ZM111 163V164H110ZM117 163V165L115 164ZM123 163V164H122ZM131 163V165H129ZM133 163V164H132ZM172 165H171V164ZM206 165H205V164ZM238 163V165L236 166V164ZM5 164V165H4ZM7 164V165H6ZM13 164V165H11ZM26 164V165H25ZM43 164V165H42ZM89 166H88V165ZM97 164V165H96ZM102 164V165H101ZM108 164V165H106ZM113 164V165H112ZM115 164V165H114ZM136 164V165H135ZM142 164V165H141ZM145 166H144V165ZM168 164V165H167ZM183 165V168L181 165ZM194 164V165H193ZM199 164V165H198ZM254 164V165H253ZM262 164V165H261ZM41 165V166H40ZM74 165V166H73ZM86 165V166H85ZM105 168H104V166ZM120 165V166H119ZM139 165V166H138ZM174 165V166H173ZM178 165V166H177ZM187 165V167H186ZM205 165V166H204ZM210 165V166H209ZM221 165V166H220ZM241 165H247L249 166L248 168H252V170L254 169V171L251 170V168L249 170H238L237 168ZM252 165V166H251ZM258 165H259V168H258ZM261 165V166H260ZM30 166V167H29ZM40 166V167H39ZM69 166V167H68ZM78 166V167H76ZM85 166V167H84ZM98 166L100 169H98ZM102 166V167H101ZM113 166V167H112ZM119 168H118V167ZM138 166V167H137ZM180 166V167H179ZM185 166V167H184ZM207 166V167H206ZM210 168H209V167ZM229 166V167H228ZM257 166V168L255 167ZM7 167L9 168L7 170ZM13 167V169L11 168ZM36 167V168H35ZM46 167H47V170H46ZM67 167V168H66ZM88 169H87V168ZM109 167V168H108ZM142 167V168H141ZM169 167V168H168ZM174 167L176 168L174 170ZM179 167V169L177 168ZM193 167V168H192ZM213 167V169L211 168ZM254 167V168H253ZM41 168V169H39ZM44 168V170H43ZM72 168V170H74V172L72 170H70ZM125 168V169H124ZM128 168V169H127ZM163 168V171L160 169ZM201 168V169H200ZM209 168V169H208ZM25 169V170H24ZM36 169V170H35ZM81 169V170H80ZM82 169L84 171H82ZM90 169V170H89ZM101 169H104V170H101ZM115 169V170H113ZM168 170L166 172V170ZM185 169V170H184ZM187 169L189 171H187ZM208 169V170H207ZM225 169V170H224ZM235 169V170H234ZM256 169V170H255ZM23 170V171H22ZM42 170V171H41ZM63 170H66V171H63ZM92 170V171H91ZM96 170V171H95ZM100 170V171H99ZM112 170V171H111ZM174 170V171H173ZM191 170V171H190ZM207 170V171H205ZM213 170V171H211ZM219 170V171H218ZM259 172H258V171ZM261 170V171H260ZM5 171V172H4ZM60 171H63V172H60ZM77 171V172H76ZM82 171V172H81ZM109 171V172H108ZM121 171H124V172H121ZM158 171V172H157ZM170 171V172H169ZM181 171H183L181 173ZM186 171V172H185ZM252 173H251V172ZM10 172V173H8ZM39 172V173H37ZM50 172V173H49ZM111 172V173H110ZM129 172V173H128ZM131 172V173H130ZM148 172V173H147ZM166 172V173H164ZM177 174H176V173ZM220 172V173H219ZM223 172V173H222ZM19 173V174H17ZM22 173V175L20 174ZM53 173V174H52ZM59 173V174H58ZM70 173V174H69ZM77 173V174H76ZM84 173H86V175H84ZM89 173V174H88ZM91 173V174H90ZM95 173V175H94ZM101 173V174H100ZM114 173V174H113ZM119 173H122L121 175ZM124 173V174H123ZM135 173V174H134ZM150 173V174H149ZM156 173V174H155ZM163 173V174H162ZM169 173H170V176H169ZM174 173V174H173ZM205 175H204V174ZM219 173V174H218ZM239 173V174H238ZM242 173V174H241ZM259 173V174H258ZM261 173H263V175H260ZM3 174V175H2ZM14 174V175H12ZM27 174V175H26ZM33 174V175H31ZM35 174V175H34ZM41 174V175H40ZM43 174V175H42ZM112 174V175H111ZM143 174H145L146 176H144ZM155 174V175H154ZM179 174V175H178ZM236 176H235V175ZM241 174V175H240ZM247 176H245V175ZM257 174V175H256ZM50 175V177H49ZM53 175H56L55 177ZM59 175V176H58ZM66 175V176H65ZM78 175V176H77ZM84 175V177H83ZM88 175V176H87ZM107 175V176H106ZM110 175V177H108ZM115 175V176H114ZM117 175V176H116ZM137 175V176H136ZM141 175V176H140ZM148 175V176H147ZM153 177L151 178L150 177ZM174 175V176H173ZM180 175H182V178L180 177ZM207 175L210 177H207ZM217 175V176H216ZM220 175V176H219ZM16 176V178H15ZM35 176H37L36 178H34ZM39 176V178H38ZM42 176V177H41ZM74 176V177H73ZM85 178V180L82 178ZM114 176V178L112 177ZM120 176V177H118ZM136 176V177H135ZM157 176V177H156ZM194 178H192V177ZM244 176V177H243ZM251 176V177H250ZM253 176V177H252ZM33 177V178H32ZM46 177V178H44ZM58 177V179H57ZM81 177V178H80ZM90 177V178H89ZM98 177V178H96ZM129 177V178H128ZM132 177V178H131ZM156 177V178H155ZM178 177V178H177ZM204 177V178H203ZM217 177V178H216ZM220 177V178H219ZM242 177V178H241ZM257 177V178H255ZM19 178V179H17ZM26 178V180H25ZM48 178H51V179H48ZM72 178V179H70ZM93 178V179H92ZM128 178V180H127ZM137 178V179H135ZM142 178H144L142 180ZM147 178L149 180H147ZM155 178V179H154ZM160 178V180H159ZM172 178V179H171ZM185 178H186V182H185ZM239 178V179H238ZM241 178V179H240ZM244 178V179H243ZM12 179V180H11ZM21 179V180H20ZM39 179V180H38ZM57 179L58 181L55 182ZM64 179V180H63ZM81 179V180H80ZM91 179V180H90ZM100 181V184L98 183V181ZM101 179L103 181H101ZM111 179V181H110ZM113 179V180H112ZM115 179V180H114ZM126 179V181H125ZM131 179V180H130ZM133 179V180H132ZM154 179V180H153ZM157 179V180H156ZM177 179V180H175ZM180 179V180H179ZM182 179V180H181ZM184 179V180H183ZM205 179V180H204ZM246 179V180H245ZM8 180V181H7ZM20 180V181H19ZM25 180V182H24ZM30 180H31V183H30ZM48 180V181H47ZM68 180V181H67ZM76 180V181H75ZM97 181L94 183V181ZM118 180V181H117ZM137 180V181H136ZM142 183H141V181ZM145 180V181H144ZM153 180V182H152ZM175 180V181H174ZM194 180V181H193ZM197 180V181H196ZM200 180V181H199ZM209 180V181H208ZM214 180V181H213ZM230 180V181H229ZM251 180V181H250ZM4 181V182H3ZM13 181V182H12ZM34 181V182H33ZM54 181V182H53ZM73 181V182H71ZM78 181V182H77ZM80 181V182H79ZM82 181V182H81ZM93 181V182H92ZM106 181H109V182H106ZM116 181V182H115ZM122 181V182H121ZM128 185L126 188V190H121V183H124V182ZM136 181V182H135ZM162 181V182H161ZM189 181V182H188ZM219 181V182H218ZM222 181V182H221ZM245 181V182H244ZM19 182V183H18ZM27 182V183H26ZM84 182V183H83ZM103 182V183H101ZM119 182V183H118ZM145 184H144V183ZM152 182V183H151ZM157 182V183H155ZM166 184H165V183ZM175 182V183H174ZM177 182V184H176ZM193 182V183H192ZM196 182V183H195ZM213 182V183H212ZM244 182V183H243ZM250 182V184L248 183ZM260 182V183H259ZM39 183V184H38ZM47 183V184H45ZM60 185H58V184ZM73 183L75 185H73ZM80 183V184H79ZM83 183V184H82ZM95 185H93V184ZM99 186H96L97 184ZM131 183V185H130ZM138 183V184H137ZM144 187H142L141 185ZM173 183V184H172ZM185 183H188L187 186ZM195 183V184H194ZM253 183V184H252ZM14 184V185H13ZM19 184V186H18ZM23 184V185H22ZM26 186H25V185ZM30 184V185H29ZM35 184V185H33ZM67 184V185H66ZM68 184H72L71 186L68 185ZM111 184V186H110ZM148 184H151V185H148ZM160 184V185H159ZM169 184V186H168ZM172 184V185H171ZM180 184V185H179ZM197 184L200 186L197 187ZM202 184V185H201ZM220 184V185H219ZM255 184V185H254ZM263 184V185H260ZM10 185V186H9ZM17 185V186H16ZM43 185H47V186H43ZM50 185V186H49ZM78 185V186H77ZM87 185V186H85ZM116 185V186H115ZM139 185V187H138ZM156 185V186H155ZM163 185H165L164 188ZM167 185V186H166ZM175 185V186H174ZM243 185V186H242ZM24 186V187H23ZM35 186V187H34ZM41 186V188H39ZM52 186V187H51ZM55 186V187H54ZM85 186V187H84ZM91 186H93L94 188H92ZM130 186V187H129ZM135 186V187H134ZM153 186V187H152ZM182 186V188H181ZM226 186V187H225ZM48 189H47V188ZM51 187V188H50ZM63 187V188H62ZM82 187V188H81ZM84 187V188H83ZM89 187V189H88ZM96 187H100V189L96 188ZM115 187V188H114ZM120 187V189H119ZM137 187V188H136ZM147 187H149L147 189ZM168 187V188H167ZM174 187V188H172ZM178 189H176V188ZM202 187V188H201ZM205 187V188H204ZM263 187V188H261ZM16 188V189H15ZM20 188V189H19ZM24 188V189H23ZM31 188V189H29ZM35 188V189H34ZM55 188V189H54ZM66 188L68 190H66ZM77 188V189H76ZM86 188V189H85ZM96 188V189H95ZM105 188V189H104ZM108 188V189H107ZM118 188V189H117ZM135 188V189H134ZM152 188V189H151ZM156 188V189H155ZM194 188V190L192 189ZM225 188V190H224ZM232 188V189H231ZM236 188V190H235ZM3 189V190H2ZM29 189V190H28ZM38 189V190H37ZM43 189V190H42ZM52 189V190H51ZM60 189V190H59ZM64 189V190H63ZM80 189V190H79ZM84 189V191H83ZM117 189V190H116ZM130 189V190H129ZM141 189V191H140ZM154 189V190H153ZM162 189V192L161 190L158 191V190ZM170 189V190H168ZM251 189V190H250ZM2 190V191H1ZM5 190V191H4ZM9 190V191H8ZM17 190V191H16ZM35 190V191H34ZM40 190V191H39ZM73 190V191H72ZM75 190V191H74ZM87 190V192L85 191ZM96 191V194H95V191ZM100 191V192H97V191ZM108 190V191H107ZM131 193H129L128 192ZM134 190V191H133ZM182 190V191H181ZM198 190V191H197ZM249 190V191H248ZM29 191V192H28ZM32 191H33V194H32ZM36 191H39V192H36ZM58 193H57V192ZM91 191V192H90ZM94 191V192H93ZM132 191V192H131ZM144 191V193H143ZM148 193H146V192ZM153 191V193H152ZM157 191V193H156ZM171 191H174V192H171ZM181 191V192H180ZM191 193H190V192ZM201 191V193L199 192ZM217 191V192H216ZM225 191V192H224ZM237 191V192H236ZM239 191V192H238ZM22 192V194H20ZM25 192H27V194H25ZM47 192V193H46ZM54 192V193H53ZM72 192H75V193H72ZM77 192H80V193H77ZM129 193V194H126V193ZM134 192V193H133ZM137 192V193H136ZM140 192V193H138ZM153 195H151L150 194ZM166 192V193H165ZM181 193L184 198L182 197ZM194 192H196L194 194ZM230 192V193H229ZM18 193V194H17ZM44 193V194H43ZM50 193V194H49ZM56 193V194H55ZM100 193V194H99ZM119 193V194H118ZM136 193V194H135ZM146 193V194H145ZM165 193V194H163ZM188 193V194H187ZM193 193V194H192ZM198 193V195H196ZM204 193V194H203ZM208 193V194H207ZM213 193V194H212ZM250 195H249V194ZM5 194V195H4ZM25 194V195H24ZM46 194V195H45ZM49 194V195H48ZM99 194V195H98ZM101 194H103L102 196H100ZM106 194V196H105ZM125 194V195H124ZM149 194V196H148ZM173 194V196H172ZM203 194V195H202ZM248 194V195H247ZM4 195V196H3ZM34 195V196H33ZM42 197H41V196ZM114 195V196H113ZM119 195V196H118ZM132 195V197H131ZM136 195V196H135ZM140 195V196H139ZM147 195V196H146ZM158 195H160V197H158ZM175 195V196H174ZM178 195V196H177ZM222 195V196H221ZM228 195V196H227ZM236 195V196H235ZM238 195L240 196L238 198ZM255 195V196H254ZM12 196V197H10ZM21 196V197H20ZM25 198H24V197ZM39 196V197H38ZM62 196V197H61ZM100 196V197H99ZM129 196V197H128ZM150 196H152L151 199ZM192 196V198H191ZM198 196V197H197ZM216 196V197H215ZM221 196V197H220ZM224 196V197H223ZM252 196V197H251ZM15 197V199H14ZM22 197H23V201H22ZM28 199H27V198ZM41 197V198H40ZM50 197V198H49ZM68 197V198H67ZM77 197V198H76ZM84 197V198H83ZM105 197H107L105 199ZM119 197V198H118ZM123 197V198H122ZM126 197V198H125ZM137 197V199H136ZM145 197V198H143ZM147 197V198H146ZM173 197V198H171ZM175 197V198H174ZM219 197L221 199H219ZM243 197V198H242ZM261 198L259 200V198ZM9 200H8V199ZM32 198V199H31ZM49 198V199H48ZM60 198H61V202L64 203H60ZM73 198V199H72ZM99 198V199H98ZM118 198V199H116ZM129 199L128 203H127V200ZM132 198V199H130ZM134 198V199H133ZM148 198L150 199V201L148 200ZM157 198V200H156ZM165 198V200H164ZM170 198V199H168ZM181 198V199H180ZM198 198V199H197ZM207 198V199H206ZM226 198V199H225ZM235 198V199H233ZM238 198V200H237ZM251 198V199H250ZM25 199V200H24ZM65 199V200H64ZM67 199V200H66ZM79 199V200H77ZM81 199H82V202H81ZM101 199V200H100ZM106 202H105V200ZM116 201H115V200ZM121 199V200H120ZM136 199V201H135ZM141 199V200H139ZM146 201H145V200ZM161 199V200H160ZM172 199V200H171ZM183 199H187V200H183ZM212 199V200H210ZM216 199V200H214ZM219 199V200H218ZM228 199V201H227ZM8 200V201H5ZM16 200V201H15ZM43 200V201H42ZM56 202H55V201ZM64 200V202H63ZM77 200V201H76ZM95 200V201H94ZM113 200V202H112ZM118 200V202H117ZM134 200V201H133ZM171 200V201H170ZM174 200V202H173ZM179 200V202H178ZM222 200V201H221ZM225 200V202H224ZM34 201V202H33ZM75 201V202H74ZM104 203H103V202ZM126 201V202H125ZM131 201L133 203H131ZM141 201V202H140ZM149 201V202H148ZM154 204V202H156ZM159 201V202H158ZM170 201V205H169V202ZM202 201V202H201ZM212 201V202H211ZM214 201V202H213ZM235 201V202H234ZM242 201V202H241ZM257 201V202H256ZM3 202V203H2ZM15 202V203H14ZM59 202V203H57ZM81 202V204H80ZM110 202V203H109ZM117 202V203H115ZM124 202V203H122ZM138 202V205L136 204ZM143 204V205H141ZM163 202H165L163 204ZM168 202V203H166ZM171 202L174 203V206L175 207H172L173 206V203L171 204ZM209 202V204H208ZM262 202V203H261ZM5 203V204H4ZM22 203V204H20ZM29 203V204H28ZM51 203V204H50ZM54 203H57V204H54ZM69 203V204H68ZM86 203V205L84 204ZM92 203V205H91ZM102 203V204H101ZM121 203V204H119ZM127 203V205H126ZM147 203V204H146ZM151 203V204H150ZM160 203V205H159ZM187 203V204H186ZM215 203V204H214ZM220 203V204H219ZM231 203V204H230ZM234 203V204H233ZM240 203V204H239ZM13 204V205H12ZM33 204V205H32ZM44 204V205H43ZM60 204L62 205V208L60 206ZM84 204V205H83ZM89 204V205H88ZM116 204V205H115ZM123 204V206H122ZM129 204H133L132 207L131 205ZM136 204V205H135ZM184 204V205H183ZM199 204V205H198ZM212 204V205H211ZM251 204V205H250ZM16 205V206H14ZM47 205V206H46ZM54 207H53V206ZM69 205V206H68ZM70 205L73 207L72 209H70ZM79 205V206H78ZM95 205V206H94ZM102 205V206H101ZM126 205V206H124ZM148 205V206H147ZM150 205V206H149ZM161 205H163V208ZM172 205V206H171ZM181 205V206H180ZM198 205V206H197ZM223 205V206H221ZM229 205V206H228ZM232 205V206H231ZM249 205V206H246ZM14 206V207H13ZM34 206V207H33ZM45 206V207H44ZM49 206V207H48ZM60 206V207H59ZM68 206V207H66ZM89 206V207H88ZM109 206V207H108ZM114 206V208L117 209V212L116 210L112 207ZM127 206H129V208H127ZM145 206V207H144ZM171 206V207H170ZM178 206V207H177ZM180 206V208H179ZM187 206V207H186ZM193 206V207H192ZM207 206V207H206ZM215 206V207H214ZM240 206V207H238ZM243 206V207H242ZM25 207V208H24ZM43 207V208H42ZM55 207L56 208H59V209H56L58 211L55 210ZM77 207V209H76ZM84 207V208H82ZM93 207V209L91 208ZM102 209H101V208ZM122 207V208H120ZM125 207V208H124ZM137 207V208H136ZM144 207V208H142ZM160 207V208H159ZM166 207L168 208V210H166ZM190 207V208H188ZM209 207V208H208ZM226 207V208H225ZM235 207V208H234ZM251 207V208H250ZM6 208V209H5ZM9 208V209H8ZM21 209V212L20 209ZM36 208V209H35ZM41 208V209H40ZM47 208V209H45ZM51 208V209H50ZM54 208V209H53ZM67 210H66V209ZM90 208V209H89ZM106 208V209H105ZM127 208V209H126ZM136 208V209H134ZM140 208V209H139ZM153 208V210H152ZM205 208V209H204ZM219 208V210H218ZM221 208V209H220ZM223 208V209H222ZM247 208V209H246ZM2 209V210H1ZM8 209V210H7ZM19 209V210H18ZM31 209V210H30ZM49 209V211H48ZM60 209L61 212H60ZM87 209V210H86ZM99 209L100 210V213H98V215L96 214L95 211L99 212ZM109 209V210H107ZM125 214H122V210ZM131 211H129V210ZM136 210V214H134V212L132 213V211ZM146 209H147V212H146ZM155 209V210H154ZM157 209V211H156ZM159 209V210H158ZM172 212H171V210ZM178 212H177V210ZM195 209V210H193ZM197 209V210H196ZM202 209V210H201ZM216 209V210H215ZM235 209V210H234ZM241 209V210H240ZM254 209V211H253ZM13 210V211H12ZM16 210V212L14 211ZM28 210V211H27ZM54 210V211H52ZM83 210V211H82ZM91 210V211H89ZM138 210L140 212H138ZM142 210V211H141ZM164 210V211H163ZM166 210V211H165ZM183 210V211H181ZM188 212H187V211ZM201 210V211H200ZM231 210V211H230ZM247 210V212H246ZM37 211V212H36ZM39 211V212H38ZM48 213H47V212ZM56 211V213H55ZM72 213L75 212V213H72L70 214L71 217L69 216V213ZM87 211V212H85ZM89 211V212H88ZM110 211V212H108ZM117 213H115V212ZM127 211V212H126ZM153 211V212H151ZM160 211V212H159ZM198 211V212H197ZM201 213H200V212ZM218 211V212H217ZM8 212V214H7ZM58 212V213H57ZM64 212V213H63ZM94 214V217H90L91 215L93 216ZM121 212V213H120ZM131 214H130V213ZM150 212V214H149ZM159 212V213H158ZM168 214H167V213ZM171 214H170V213ZM181 212V213H180ZM209 212V213H208ZM224 212V214L222 213ZM241 212V213H240ZM245 212V213H244ZM39 215H38V214ZM51 213H53L51 215ZM62 215H61V214ZM104 213V215H103ZM148 213V215H147ZM165 215H164V214ZM212 213V214H211ZM215 213V214H214ZM219 213V214H218ZM227 213V214H226ZM233 213V214H232ZM239 213V214H238ZM251 213V214H250ZM5 214V215H4ZM11 214V215H10ZM23 214V215H22ZM49 214V215H47ZM67 216H66V215ZM81 214V215H80ZM89 214V215H88ZM106 214V215H105ZM108 214V215H107ZM122 214V215H121ZM128 214V215H127ZM176 214V216H175ZM177 214H179L177 216ZM187 218H185V215ZM191 214V215H190ZM195 214V215H194ZM238 214V215H237ZM242 214V215H241ZM244 214V215H243ZM3 215V217H1ZM9 215V216H8ZM19 215V216H18ZM22 215V216H21ZM31 215V216H29ZM38 215V216H37ZM54 215V216H53ZM66 216V217H63ZM74 215V216H72ZM79 215V216H78ZM88 215V216H86ZM97 215V217H96ZM117 215V216H116ZM132 215V216H131ZM144 215V216H143ZM147 215V216H146ZM155 215H156V218H155ZM168 215V216H167ZM173 215V216H172ZM184 215V216H183ZM220 215L222 217H220ZM230 215V217H229ZM232 215V216H231ZM249 215V216H248ZM11 216V217H10ZM15 216V217H14ZM27 216V217H26ZM41 216V217H40ZM46 216V217H44ZM50 216V217H49ZM121 216V217H120ZM137 219H136V217ZM143 216V217H141ZM148 218H146V217ZM182 216V217H181ZM190 216V217H189ZM197 216V217H195ZM200 216V218H199ZM202 216V217H201ZM208 216V217H207ZM213 216V217H212ZM217 216V218H216ZM250 216H253V217H250ZM59 217V218H58ZM79 217V219H78ZM90 217V218H89ZM102 217H104L102 219ZM106 217V218H105ZM115 217L117 218L116 220L118 221H115ZM119 217V218H118ZM124 217H126L127 219H129V221L131 222H128V220ZM134 217V219H133ZM145 217V218H144ZM193 219H192V218ZM210 217V218H209ZM239 219H238V218ZM247 217V218H246ZM250 217V218H248ZM263 217V218H262ZM20 218V219H19ZM28 218V219H27ZM30 218V219H29ZM87 218V219H85ZM93 218V220L91 219ZM101 218V219H100ZM131 218V219H130ZM141 218V219H140ZM153 218V219H152ZM158 218V219H157ZM163 218V219H162ZM171 218V219H170ZM176 218V220H175ZM180 218V220L178 219ZM183 218V220H182ZM198 218V219H197ZM208 218V219H207ZM229 218V219H227ZM233 218V219H232ZM18 219V221H17ZM42 221H41V220ZM44 219V220H43ZM50 219V220H49ZM56 219V220H55ZM100 219V220H99ZM139 219V221H137ZM151 219V220H150ZM156 219V220H155ZM185 219V221H184ZM189 220V222L187 220ZM202 219V220H201ZM208 221H207V220ZM214 219L215 222H212ZM250 221H249V220ZM257 219V220H256ZM22 220V221H21ZM28 220V221H27ZM48 220V221H47ZM71 220V222H70ZM86 220V221H85ZM106 220H109V221H106ZM159 220V221H158ZM166 220V221H165ZM169 220V222H168ZM171 220V221H170ZM191 220V221H190ZM195 220V221H194ZM198 220V221H197ZM245 220V221H244ZM2 221V222H1ZM10 221H13L10 223ZM20 221V222H19ZM68 221V222H67ZM79 221V222H77ZM95 221H96V224H95ZM97 221H100L99 222V226H98V222ZM111 221V222H110ZM113 221L115 222V224L113 223ZM175 221V222H174ZM184 221V223L182 222ZM193 221V222H192ZM198 223H197V222ZM199 221H201L199 223ZM202 221H203V226H202ZM228 221L230 223H228ZM4 222V223H3ZM38 222V223H37ZM51 222V224H50ZM85 222V224H83ZM105 222V223H104ZM107 222V223H106ZM125 222V223H124ZM135 222V223H134ZM137 222V223H136ZM142 223V224H139ZM156 222V223H155ZM166 222V223H164ZM182 222V223H180ZM188 222V223H187ZM195 222V223H194ZM225 224H224V223ZM27 223V225H26ZM41 226L39 227L38 225ZM48 223V224H47ZM59 223V224H58ZM76 223L79 224L76 225ZM104 223V224H103ZM118 223V224H117ZM120 223V224H119ZM122 223V224H121ZM128 223V224H127ZM148 223L149 227L147 228L148 225H146ZM151 223V224H150ZM153 223V224H152ZM158 223H159V227L158 226ZM179 223V224H178ZM191 223V225L189 224ZM213 223V224H212ZM215 223V225H214ZM217 223V224H216ZM236 223V224H235ZM255 223V224H254ZM7 224V225H6ZM75 226H74V225ZM110 226H109V225ZM114 224V226H113ZM123 224H125V227ZM127 224V225H126ZM136 224V225H135ZM166 226H165V225ZM173 224H176L173 226ZM178 224V225H177ZM221 224V225H220ZM226 225V226H223ZM230 224V225H229ZM233 224V225H232ZM20 225V226H19ZM30 225V226H29ZM48 225V226H46ZM61 225V226H60ZM87 225L89 226L87 227ZM101 225V226H100ZM122 225V226H121ZM130 225V226H129ZM143 226V229L142 226ZM186 225V227H185ZM201 225V226H200ZM214 227H213V226ZM247 225V226H245ZM33 226V227H32ZM38 226V227H37ZM84 226V228H83ZM92 226V227H91ZM95 228H94V227ZM104 226H107V227H104ZM134 226V228H133ZM137 226V227H136ZM155 229H154V227ZM158 226V227H156ZM179 226V227H178ZM207 226V227H206ZM219 226V227H218ZM234 229H232L231 227ZM238 228H235L237 227ZM254 226V227H253ZM29 227V228H27ZM32 227V228H31ZM56 227V228H55ZM61 227V228H60ZM86 227V228H85ZM99 227V232L96 231ZM104 227V228H103ZM110 227V228H108ZM119 228V229H116ZM137 229H136V228ZM139 227V229H138ZM166 227H169V229L167 230ZM171 227H174L172 228V230L170 229ZM178 227V228H177ZM185 227V228H184ZM190 227V228H189ZM246 227V230L245 228ZM22 230L20 231L19 230ZM38 228V229H36ZM52 228V229H51ZM88 228V229H87ZM108 228V229H107ZM132 231H130V229ZM156 228H159L156 230ZM179 230H177V229ZM187 228V231H183L184 229ZM256 228V229H255ZM25 229V230H24ZM64 229V230H63ZM88 231H87V230ZM90 229V230H89ZM95 229V231H94ZM106 229V231H105ZM110 229V231H109ZM112 229V230H111ZM116 229V230H115ZM121 229V230H120ZM124 229V230H123ZM147 229V231H146ZM165 229V231H164ZM190 229V230H188ZM196 229V230H194ZM216 229V230H215ZM243 231H242V230ZM2 230V231H1ZM29 230V231H28ZM37 230V231H36ZM63 230V231H62ZM78 230V231H77ZM84 230V231H83ZM114 230V231H113ZM119 232H118V231ZM127 230V231H126ZM137 230V232L135 231ZM144 233H143V231ZM155 230V231H154ZM167 230V231H166ZM210 230V231H209ZM212 230V231H211ZM215 230V231H214ZM230 230V231H229ZM233 230V231H232ZM237 232H236V231ZM255 230H260V231H255ZM8 231V232H7ZM19 231V232H18ZM35 231V232H34ZM57 231V232H56ZM63 233H62V232ZM65 231V232H64ZM76 231V232H75ZM102 231V232H101ZM104 231V232H103ZM108 231V232H107ZM116 231V232H115ZM129 231V232H128ZM133 231L136 233V235L134 236L133 234ZM151 231V232H150ZM162 231V232H161ZM164 231V233H163ZM178 231V233L176 232ZM195 231V232H194ZM201 231V232H200ZM6 234H5V233ZM10 232V233H9ZM12 232V233H11ZM31 232V233H30ZM34 232V233H33ZM49 232V233H47ZM69 232V233H68ZM84 232V233H82ZM121 232H122V235H121ZM149 232V233H148ZM158 232V233H157ZM166 232V233H165ZM168 232V233H167ZM176 232V233H175ZM180 232V233H179ZM181 232H183V235ZM209 232H212V233H209ZM250 232V233H249ZM253 232H254V235H253ZM16 233V234H15ZM30 233V234H28ZM35 233H38L37 235ZM42 235H40V234ZM61 233V234H60ZM68 233V234H67ZM94 233V234H93ZM95 233H97L98 235H96ZM109 233V234H108ZM110 233L112 234V236L110 235ZM115 233H117L115 235ZM125 233V234H123ZM128 233V235H127ZM155 236H154V234ZM171 235H170V234ZM173 233V234H172ZM191 233V234H189ZM206 235H205V234ZM3 234V235H2ZM23 234V235H22ZM50 234V235H48ZM56 234V235H55ZM66 234V235H65ZM82 234V235H81ZM100 234V236H99ZM137 234L139 237H137ZM158 234V235H156ZM167 234V235H165ZM200 234V235H199ZM251 234V235H250ZM2 235V236H1ZM16 235V236H15ZM19 235V236H18ZM22 235V236H21ZM44 235V237H43ZM48 235V236H46ZM58 235L59 238H58ZM93 235V237H92ZM101 235H103V237L105 238V241H104V238L101 237ZM105 235V236H104ZM110 235V236H109ZM115 235V236H114ZM132 235V236H130ZM150 235V236H149ZM166 237H165V236ZM176 235V236H174ZM183 235V236H182ZM40 236V237H38ZM62 236V237H61ZM71 236H72V240L71 239ZM91 236V237H90ZM124 236V237H123ZM126 236V237H125ZM143 236V237H142ZM173 236V237H172ZM205 236V237H204ZM222 236V237H221ZM42 237V238H41ZM46 237V238H45ZM48 237V238H47ZM64 237V238H63ZM75 237V238H73ZM90 237V238H88ZM96 237V238H95ZM107 237V238H106ZM109 237V238H108ZM114 237V238H113ZM116 237H118V240ZM120 237V238H119ZM131 239V240H129ZM140 237H142L140 239ZM155 239H154V238ZM159 237V238H158ZM175 237V238H174ZM181 237V238H179ZM185 237V238H184ZM188 237V239H186ZM214 237V238H213ZM20 238V239H19ZM32 238V240H31ZM80 238V240H79ZM83 240H82V239ZM98 238L100 240H98ZM111 238V239H110ZM123 238V239H121ZM125 238V239H124ZM158 238V240H156ZM164 238V239H163ZM179 238V239H178ZM193 238V240H192ZM202 238V239H201ZM258 238V239H257ZM8 239V240H7ZM18 239V240H17ZM41 239V240H40ZM56 239V240H55ZM65 239L67 241H65ZM91 239V240H90ZM93 239H96V240H93ZM102 239V241H101ZM108 239V240H107ZM134 239V240H133ZM150 239V240H149ZM169 243H167V241ZM186 239V242H187V245H185V240ZM243 239V240H242ZM251 239V240H250ZM25 240V241H24ZM59 240V241H58ZM62 242H61V241ZM98 240V243H95L97 242ZM110 240V241H109ZM118 240V241H117ZM123 240V241H122ZM126 240V242H124ZM128 240V241H127ZM140 240V241H139ZM153 240V241H152ZM170 240V241H169ZM182 240V241H181ZM224 240V241H223ZM227 240V241H226ZM246 240V241H245ZM13 241V242H12ZM18 241V242H17ZM30 241V242H29ZM55 241V242H54ZM71 241V242H70ZM82 241V242H81ZM84 241V242H83ZM89 241V242H88ZM95 241L93 244L92 242ZM104 241V242H103ZM107 241V242H106ZM133 242H136V245L135 243H132ZM139 241V242H138ZM149 241V242H148ZM157 243H156V242ZM158 241H159V244L161 245H158ZM172 241V242H171ZM178 241V242H177ZM184 243V246L183 244L181 243ZM188 241L189 243L191 244H188ZM198 244H201V245H198ZM201 241V242H200ZM217 244H216V242ZM232 241V242H231ZM33 242V243H32ZM41 242H43L41 244ZM46 242V243H45ZM49 242V244H48ZM77 242V243H76ZM117 242V243H116ZM130 242V244H129ZM138 242V243H137ZM151 242H153L154 244H152ZM177 242V243H175ZM195 242V243H194ZM207 242V243H206ZM234 242V243H233ZM249 244H247V243ZM251 242V243H250ZM6 243V244H5ZM23 243V245H22ZM26 243V244H25ZM29 243V244H28ZM38 243V244H37ZM45 243V244H44ZM59 243V244H57ZM83 243V244H82ZM109 243V244H108ZM126 243V244H125ZM128 243V244H127ZM140 243V245H139ZM148 243V244H147ZM150 243V244H149ZM179 243V245H178ZM181 243V244H180ZM209 243V244H208ZM213 243V244H212ZM219 243V244H218ZM241 245H240V244ZM3 244V245H2ZM11 246H9V245ZM17 244V245H16ZM25 244V245H24ZM43 246H41V245ZM65 244V245H64ZM78 246H77V245ZM91 244V245H90ZM100 244V245H98ZM103 244V245H102ZM146 244V246H145ZM153 246H152V245ZM156 244V245H155ZM168 244V245H167ZM175 244V245H174ZM196 244V246H195ZM203 244V245H202ZM221 244V245H220ZM6 245V247H5ZM29 245V247H28ZM45 245H46V248L45 249ZM50 247H49V246ZM55 245H56V251H55ZM64 245V247H63ZM69 245V246H68ZM87 245L90 247L89 248H86ZM110 246V247H107V246ZM125 245V247L122 246ZM132 245H135V246H132ZM189 245V246H188ZM193 245L196 247L193 248ZM214 245V246H213ZM220 245V246H219ZM231 245V246H230ZM3 246V247H1ZM15 246V247H14ZM18 246V247H17ZM31 246V247H30ZM35 246V247H34ZM42 248H41V247ZM59 246V247H57ZM62 246V247H61ZM95 246V247H94ZM101 248H100V247ZM106 249H104V247ZM155 246H158L155 247ZM183 246V247H182ZM201 248H200V247ZM213 246V247H212ZM219 246V247H218ZM236 246L238 248H236ZM250 246V247H249ZM252 246V247H251ZM10 247L12 248L13 247V250L16 249V250H11ZM23 247V248H22ZM28 247V248H27ZM67 247V248H66ZM76 247V248H75ZM78 247V248H77ZM99 247V248H98ZM117 247V248H116ZM162 247V249H161ZM168 247V248H167ZM180 247V248H179ZM199 247V248H198ZM206 247V249H205ZM210 247V248H209ZM216 247V248H215ZM9 248V249H7ZM49 248V249H48ZM71 248V249H70ZM121 248V249H120ZM147 248V249H145ZM170 248V249H169ZM179 248V249H178ZM207 248L209 250H207ZM45 249V251L43 250ZM57 249H59L57 251ZM66 249V250H64ZM99 249V250H98ZM118 249V250H117ZM125 249V250H124ZM137 249V250H136ZM139 249V250H138ZM151 249V250H150ZM175 249V250H174ZM203 249L205 250V252L203 251ZM215 251H214V250ZM219 249V250H218ZM251 249V250H250ZM253 249V250H252ZM258 249V250H257ZM9 250V251H8ZM43 250V251H42ZM46 250H49L48 252ZM79 250V251H78ZM158 250V251H157ZM167 250V251H166ZM174 250V251H173ZM187 250V251H185ZM232 250V251H231ZM262 250V251H261ZM13 251V252H12ZM38 251V252H37ZM43 254H42V252ZM54 251V252H52ZM61 251H63V253H60ZM83 251H84V254H83ZM86 251V253H85ZM90 251V252H89ZM97 251L99 252V254L97 253ZM108 251V252H107ZM113 251V252H112ZM138 251V253H137ZM141 251V252H140ZM153 251V252H151ZM184 251V252H183ZM188 251H190V253H188ZM213 251V252H211ZM220 251V252H219ZM251 251V252H249ZM46 252V254H44ZM52 252V253H51ZM58 252V253H57ZM92 252V253H91ZM96 252V253H95ZM102 252V253H101ZM112 254H111V253ZM118 252V253H117ZM127 252V253H126ZM132 252V254L130 253ZM158 252V253H157ZM204 252V253H202ZM226 252V253H225ZM229 252V253H228ZM2 253V254H1ZM6 253L7 256L9 255V258L5 255ZM16 253H18L16 255ZM49 253V254H48ZM67 253V254H65ZM81 253V254H80ZM94 253V254H93ZM105 253V254H104ZM120 253V254H119ZM126 253V254H125ZM154 253V254H153ZM183 253V254H182ZM191 253H196L195 255L192 254L193 257H190L191 256ZM198 253V254H197ZM261 253V254H260ZM12 254V255H11ZM15 254V255H14ZM35 254V255H34ZM37 254V255H36ZM62 254V255H61ZM65 254V256H64ZM71 254V255H70ZM110 254V255H108ZM114 254H117L118 256L114 255ZM122 254V255H121ZM128 254V255H127ZM141 254V255H140ZM157 254V256L155 255ZM165 254V255H163ZM179 256L180 260L178 259V257L176 258V255ZM186 254V256H185ZM189 254V255H188ZM205 256H204V255ZM216 254V255H215ZM218 254V255H217ZM14 255V256H13ZM78 255V256H77ZM83 255V256H82ZM89 255V256H88ZM93 255V256H91ZM99 255V257L97 256ZM103 255V256H102ZM104 255L106 256V258H104ZM155 255V257H154ZM200 255V256H199ZM215 255V256H214ZM253 255H256V256H253ZM261 255V256H260ZM263 255V256H262ZM5 258H4V257ZM16 256V257H15ZM26 256V257H25ZM30 256V257H29ZM44 256V257H42ZM62 257V259L60 257ZM69 256V257H68ZM74 258H73V257ZM109 256V258H108ZM114 256V258L112 257ZM116 256V257H115ZM120 256V257H119ZM131 256V257H130ZM136 256V257H135ZM140 261H139V259ZM140 256V257H139ZM166 258H165V257ZM170 256V257H169ZM219 256V257H218ZM221 256V257H220ZM227 256V257H226ZM258 256V257H257ZM28 257V258H27ZM33 257H36V258H33ZM41 257V258H40ZM78 257V258H77ZM81 257V258H80ZM83 257V258H82ZM90 257V258H89ZM120 260H119V258ZM126 257V258H124ZM149 259H148V258ZM154 257V258H153ZM185 257V258H184ZM218 257V258H217ZM253 257V258H252ZM262 257V258H261ZM2 258V259H1ZM26 258V259H25ZM32 258V259H31ZM43 258V259H42ZM46 258V260H45ZM77 258V259H76ZM118 260H117V259ZM137 258V260H136ZM142 258V260H141ZM220 258V259H219ZM224 258V259H223ZM229 258V260H228ZM255 258V259H254ZM257 258V260H256ZM260 260H259V259ZM34 259H35V263H34ZM57 259V260H56ZM73 259V260H72ZM84 259V260H83ZM90 259V260H88ZM92 259V261H91ZM109 259V260H108ZM133 259V260H132ZM157 259V260H156ZM186 259V260H185ZM251 259V261H250ZM5 260V261H4ZM33 260V261H32ZM45 260V261H44ZM59 260V261H58ZM64 260V261H63ZM72 260V261H71ZM87 260V261H86ZM173 260V262H172ZM177 260V262H176ZM184 260V261H183ZM248 260V261H247ZM40 261V263H39ZM108 261H110L109 263H107ZM118 261V262H117ZM125 261V262H124ZM133 261V262H132ZM143 261V262H142ZM157 261V262H156ZM261 261V262H260ZM3 262V263H2ZM24 262H27V263H24ZM93 262V263H92ZM112 262V263H111ZM148 262V263H146ZM176 262V263H175ZM244 262V263H243ZM248 262V263H247ZM253 262V263H252ZM260 262V263H259ZM113 263V264H115ZM167 263H164V264H167ZM70 264V263H69ZM134 264V263H133Z\"/></svg>", "mask_w": 264, "mask_h": 264}, {"label": "bare ground", "instance_id": "bare-ground-1", "mask_svg": "<svg viewBox=\"0 0 264 264\" xmlns=\"http://www.w3.org/2000/svg\"><path fill=\"white\" fill-rule=\"evenodd\" d=\"M15 1H16V0H15ZM46 1H47V0H46ZM49 1H50V0H49ZM49 1H48V2H49ZM84 1H85V0H84ZM109 1H110V0H108V2H109ZM115 1H116V0H115ZM127 1H128V0H127ZM129 1H130V0H129ZM136 1H137V0H136ZM144 1H145V0H144ZM190 1H191V0H190ZM195 1H196V0H195ZM198 1H199V0H198ZM204 1H205V0H204ZM214 1H215V0H214ZM227 1H228V0H227ZM247 1H248V0H247ZM250 1H251V0H250ZM4 2H5V1H4ZM13 2H14V1H13ZM43 2H44V1H43ZM56 2H57V0H56ZM59 2H60V1H59ZM63 2H64V1H62V3H63ZM99 2H100V1H99ZM99 2H98V3H99ZM108 2H107V3H108ZM111 2H112V0H111ZM113 2H114V1H113ZM118 2H119V1H118ZM122 2H123V0H122ZM130 2H131V1H130ZM134 2H135V1H134ZM151 2H152V1H151ZM167 2H168V1H166V3H167ZM169 2H170V1H169ZM191 2H192V1H191ZM202 2H203V1H202ZM208 2H209V1H208ZM212 2H213V1H212ZM256 2L258 3V1H256ZM261 2L263 3L262 0H261ZM261 2H259V4H260ZM5 3H6V2H5ZM50 3H51V2H50ZM86 3H87V2H86ZM86 3H85V4H86ZM100 3H101V2H100ZM104 3H105V2H104ZM127 3H128V2H127ZM142 3H143V2H142ZM203 3H204V2H203ZM209 3H210V2H209ZM213 3H214V2H213ZM33 4H34V3H33ZM38 4H39V3H38ZM72 4H73V3H72ZM77 4H78V3H77ZM105 4H106V3H105ZM110 4H111V5H114V3H110ZM123 4H124V3H123ZM143 4H145V2H144ZM149 4H153V3H149ZM185 4H186V3H185ZM187 4H189V2H188ZM215 4H216V2H215ZM220 4H221V3H220ZM259 4H258V5H259ZM263 4H264V3H263ZM6 5H7V4H6ZM79 5H80V3H79ZM86 5H87V4H86ZM111 5H110V7H111ZM131 5H132V3L130 4V6H131ZM147 5H148V4H147ZM147 5L145 4V6H147ZM156 5L158 6V3H157ZM160 5H161V4H159V6H160ZM190 5H191V4H190ZM239 5H241V4H239ZM242 5H243V4H242ZM7 6H8V5H7ZM39 6H40V5H39ZM47 6H48V5H47ZM47 6H46V7H47ZM53 6H54V5H53ZM55 6H56V4H55ZM67 6H68V5H67ZM92 6H93V4H92ZM125 6H126V5H125ZM128 6H129V5H128ZM141 6H143V5H141ZM151 6H153V5H151ZM213 6H215V5H213ZM222 6H223V5H222ZM253 6H254V5H253ZM263 6H264V5H263ZM35 7H36V5H35ZM35 7H34V9H35ZM71 7H72V6H71ZM94 7H95V6H94ZM101 7H103V6H101ZM113 7H114V6H113ZM121 7H123V6H121ZM133 7H134V5H133ZM137 7H138V6H137ZM175 7H176V6H175ZM234 7H235V6H234ZM257 7H258V6H257ZM41 8H42V7H41ZM51 8H52V7H51ZM59 8H60V7H59ZM67 8H68V7H67ZM90 8H91V7H90ZM104 8L106 9V7H104ZM108 8H109V7H108ZM119 8H120V7H119ZM128 8H129V7H128ZM131 8H132V7H131ZM146 8H147V7H146ZM146 8H145V9H146ZM152 8H153V7H152ZM166 8H167V7H166ZM190 8H192V7H190ZM190 8H189V9H190ZM207 8H208V7H207ZM229 8H230V7H229ZM6 9H7V8H6ZM80 9H81V8H80ZM87 9H88V8H87ZM101 9H102V8H101ZM109 9H110V8H109ZM113 9H115V8H113ZM116 9H118V8H116ZM140 9H141V8H140ZM145 9H143V11H144ZM167 9H168V8H167ZM169 9H171V8H169ZM179 9H180V8H179ZM187 9H188V8H187ZM194 9H195V8H194ZM194 9H193V10H194ZM198 9H199V8H198ZM200 9H201V8H200ZM213 9H214V8H213ZM226 9H227V8H226ZM234 9H235V8H234ZM262 9H264V7H262ZM17 10H18V9H17ZM44 10H45V9H44ZM63 10H64V9H63ZM66 10H67V9H66ZM66 10H64V11H65L66 13H68V14L73 13V12L69 13V12H67ZM70 10H71V9H70ZM76 10H77V9H76ZM91 10H92V8H91ZM102 10H103V9H102ZM122 10H123V9H122ZM136 10H137V9H136ZM141 10H142V9H141ZM148 10H149V9H148ZM172 10H173V9H172ZM185 10H186V9H185ZM195 10H196V9H195ZM202 10H204V9H202ZM205 10H206V9H205ZM210 10H211V9H210ZM241 10H242V9H241ZM256 10H257V9H256ZM14 11H15V10H14ZM42 11H43V10H42ZM45 11H46V10H45ZM58 11H59V10H58ZM61 11H62V9H61ZM71 11H72V10H71ZM88 11H89V10H88ZM93 11H95V10H93ZM143 11H142V13H143ZM155 11H156V10H155ZM173 11H174V10H173ZM183 11H184V10H183ZM191 11H192V10H191ZM206 11H207V10H206ZM222 11H223V10H222ZM233 11H234V10H233ZM235 11H237V10H235ZM235 11H234V12H235ZM254 11H255V10H254ZM7 12H9V11H7ZM54 12H55V11H54ZM74 12H75V11H74ZM137 12H138V11H137ZM164 12H165V11H164ZM175 12H176V11H175ZM181 12H182V10H181ZM185 12H186V11H185ZM185 12H184V13H185ZM189 12H190V11H189ZM193 12H195V11H193ZM212 12H214V11H212ZM220 12H221V11H220ZM226 12H227V11H226ZM226 12H225V13H226ZM231 12H232V11H231ZM234 12H233V13H234ZM237 12H238V11H237ZM252 12H253V11H252ZM9 13H11V11H10ZM13 13H14V12H13ZM43 13H44V11H43ZM79 13H80V12H79ZM90 13H91V12H90ZM142 13H141V14H142ZM144 13H146V12H144ZM207 13H208V12H207ZM214 13H217V12L215 11ZM214 13H213V14H214ZM222 13H223V12H221V14H222ZM233 13H231V14L233 15ZM261 13H262V12H261ZM15 14H17V13H15ZM45 14H46V13H45ZM73 14H74V13H73ZM93 14H94V12H93ZM98 14H99V13H98ZM147 14H148V12H147ZM147 14H146V16L149 15V14H148V15H147ZM159 14H160V13H159ZM162 14H163V13H162ZM162 14H161L160 16H162ZM190 14H192V13L190 12ZM195 14H196V13H195ZM203 14H204V12H203ZM211 14H212V13H211ZM231 14H230V15H231ZM235 14H236V13H235ZM5 15H6V14H5ZM9 15H10V14H9ZM47 15H48V14H47ZM54 15H55V14H54ZM86 15H88V14H85V16H86ZM96 15H97V14H96ZM101 15H102V14H101ZM117 15H118V14H117ZM117 15H116V16H117ZM126 15H128V14H126ZM167 15H168V13L166 14V12H165V16H166V17H167ZM193 15H194V14H193ZM196 15H197V14H196ZM196 15H195V16H196ZM201 15H202V13H201ZM230 15H229L228 17H231V16H232V15H231V16H230ZM239 15H240V14H239ZM241 15H242V14H241ZM10 16H11V15H10ZM66 16H67V14H66ZM89 16H92V15H89ZM93 16H94V15H93ZM113 16H114V15H113ZM133 16H134V15H133ZM137 16H138V15H137ZM146 16H145V17H146ZM151 16H152V15H151ZM170 16H171V15H170ZM170 16H169V18H170ZM198 16L200 17V13H199ZM260 16L262 17V16H264V15L261 14ZM5 17H6V16H5ZM5 17H4V18H5ZM39 17H40V16H39ZM54 17L57 18V15L54 16ZM63 17H64V16H63ZM67 17H68V16H67ZM86 17H87V16H86ZM96 17H98V16H96ZM104 17H105V16H104ZM109 17H110V16H109ZM109 17H108V18H109ZM114 17H115V16H114ZM123 17H124V16H123ZM126 17H127V16H126ZM135 17H136V16H135ZM166 17H165V18H166ZM174 17H175V16H174ZM184 17H185V16H184ZM192 17H193L192 19H195L194 16H192ZM209 17H210V16H209ZM209 17H208V18H209ZM239 17L241 18V16H239ZM10 18H11V17H10ZM37 18H38V17H37ZM37 18H36V19H37ZM47 18H48V17H47ZM51 18H52V17H51ZM68 18H69V17H68ZM68 18H67V19H68ZM74 18H75V17H74ZM76 18H77V17H76ZM90 18H91V17H90ZM105 18H106V17H105ZM120 18L122 19V16H121ZM130 18H131V16H130ZM156 18H157V17H156ZM159 18H160V17H159ZM165 18H163V19H165ZM167 18H168V17H167ZM172 18H173V17H172ZM196 18H197V16H196ZM224 18H225V16H224ZM224 18H223V19H224ZM245 18H246V16H245ZM247 18H249L248 15H247ZM247 18H246V20H247ZM259 18H260V17H259ZM57 19H58V18H57ZM59 19H61V17H60ZM59 19H58V20H59ZM63 19H64V18H63ZM72 19H73V17H72ZM110 19H111V18H110ZM110 19H109V20H110ZM113 19H114V18H113ZM134 19H135V18H134ZM138 19H139V18H138ZM141 19H143V18L141 17ZM149 19H150V18H149ZM173 19H174V18H173ZM173 19H172V20H173ZM181 19H182L181 21L184 20V18H181ZM189 19H191V18H189ZM197 19H198V18H197ZM218 19H219V18H218ZM223 19H222V20H223ZM37 20H38V19H37ZM75 20L77 21L78 19H75ZM95 20H96V19H95ZM115 20H117V19H115ZM118 20L120 21V19H118ZM127 20H128V19H127ZM139 20H140V19H139ZM151 20H153V19H151ZM155 20L157 21V20H159V19H155ZM155 20H154V21H155ZM172 20H171V18H170V21H172ZM174 20H175V19H174ZM186 20H187V19H186ZM216 20H217V19H216ZM231 20H232V19H231ZM244 20H245V19H244ZM255 20H257V19H255ZM47 21H48V20H47ZM47 21H46V22H47ZM68 21H69V20H68ZM83 21H84V20H83ZM87 21H88V20L85 19V22H87ZM106 21H107V19H106ZM106 21H105V22H106ZM121 21H124V19L121 20ZM129 21H130V20H129ZM132 21H133V20H132ZM146 21H147V20H146ZM154 21H153V22H154ZM160 21H161V20H159V22H160ZM194 21H195V20H194ZM232 21H233V20H232ZM232 21H231V22H232ZM235 21H237V20H235ZM235 21H234V22H235ZM238 21H239V20H238ZM238 21H237V22H238ZM30 22H31V21H30ZM32 22H33V21H32ZM37 22H38V21H37ZM52 22H54V20H53ZM52 22H51V23H52ZM56 22H57V20H56ZM59 22H60V21H59ZM59 22H58V23H59ZM64 22H65V20H64ZM71 22H72V21H71ZM93 22H94V21H93ZM95 22H96V21H95ZM130 22H131V21H130ZM138 22H139V21H138ZM141 22H142V21H141ZM141 22H140V23H141ZM162 22H163V21H162ZM167 22H168V20H167ZM172 22H173V21H172ZM175 22H176V21H175ZM183 22H185V21H183ZM190 22H191V21H190ZM203 22H204V21H203ZM237 22H236V23H237ZM243 22H244V21H243ZM247 22H248V21H247ZM262 22H263V21H262ZM27 23H28V22H25V24H27ZM38 23H39V22H38ZM48 23H49V25H50V22H48ZM67 23H68V22H66V24H67ZM81 23H82V20H81ZM89 23H90V22H89ZM117 23H118V21H117ZM117 23H116V24H117ZM122 23H123V22H122ZM127 23H129V22H127ZM135 23H136V22H135ZM145 23H146V27H144V26L142 25L143 27L141 28V30L145 31L144 34L142 33V34H143V35H142V34L139 32L142 36H138V38H137V39H138V42H139V45H140L142 48H143V46H145V45H148L147 47H149V48H151L150 45H153V47L156 48V49H155L156 52H155L154 55H153L154 58H153V61H152V62L155 64L156 68L159 69V71H162V72L164 73V76H163V78L161 79L162 81H160V83H159V85L157 86V88H155V90H153V91L150 90V91L146 92V94H147V93H149V94L151 93L152 95H154L153 98H155V95H157V96L160 98L161 95H160V96L158 95L159 92L161 93V92L164 91L165 93H167V91H172V90H173V94H174V93H175L174 90H178L179 85H180L181 82H182V79H181L180 81H176L175 79H171V78H169V74H170V73L168 74V73H167V72H168L167 70H169L168 68L170 67V64H173L175 67H177V68L179 69V71L181 72V76H182V78H183V86L187 87L189 92L192 93V92H194V91H196V92H198V91H202L203 88L200 86V85H201V79L203 80V79H205V78H199V77L193 76V75H192L193 73L190 72L191 70H190V71L188 70L189 67H188V65H187V62H188L187 60H190L191 58L193 59L194 57H198V56H196L197 53H196L194 50L189 49L188 47L185 48V49L181 48V45L178 43V41L176 42V39H177V38H176L175 40H173L172 38H169L171 34H175L176 32H178V31H177L178 28L175 26V24H174V25H172V24H156V22H155V24H152V25H151L152 30H154V32H153V33H149V31H148V28H149V27L147 26V23H149V22H145ZM169 23H170V22H169ZM177 23H178V22H177ZM192 23H193V22H192ZM214 23H215V22H214ZM226 23H227V22H226ZM25 24H24V25H25ZM41 24H42V23H41ZM53 24H54V23H53ZM55 24H56V23H55ZM59 24L61 25V24H64V23H59ZM70 24H71V23H70ZM74 24H75V23H74ZM97 24H99V23H96V26H97ZM100 24H102V22H101ZM103 24H104V22H103ZM103 24H102V25H103ZM118 24H120V23H118ZM133 24H134V23H133ZM137 24H138V23H137ZM143 24H144V23H143ZM180 24H181V22H180ZM222 24H223V23H222ZM256 24H260V22H259V23L256 22ZM22 25H23V24H22ZM31 25H32V24H31ZM33 25H34V24H33ZM46 25H48V24L46 23ZM49 25H48V26H49ZM92 25H93V23H92ZM94 25H95V24H94ZM110 25H112V24H110ZM128 25H130V24H128ZM135 25H136V24H135ZM148 25H149V24H148ZM181 25H182V24H181ZM181 25H180V26H181ZM187 25H188V24H187ZM211 25H213V24H211ZM215 25H216V24H215ZM231 25H232V24H231ZM247 25H248V24H247ZM250 25H251V24H249V27L246 26V24H245V26H244V24H243V26H241V27H239L240 25H237L239 28H237V29H235V30H230V31L227 30V31H225L224 33H220V34H215V33H214V34H209V33L200 34V33H204V31H201V32H198L197 30H196V31H197V33L200 34V37H199V38H200V40H201L202 43H209L210 41H211V42H212V41H217L216 43H219L218 46H216L215 44H214L215 46H213V44H209V45L211 46V48L209 49L210 52H211V53H210L211 57H213V58L216 57V58H218V59L220 58L221 62L223 63V67H228V68H230V70L228 69L229 71L235 72V71H233V68H234V67H233V66H232L233 68L231 67L229 61L231 60V61L233 62V59H234L235 55H238V54H235V52H236V51H235V48L237 47V44L239 43V41L242 40V39L244 40V39L246 38V36L248 37V35L254 33L253 27H250ZM254 25H255V24H254ZM12 26H13V25H12ZM34 26H35V25H34ZM34 26H33V27H34ZM44 26H45V25H44ZM53 26H54V25H53ZM53 26H51V27L55 29V27H53ZM58 26H59V25H58ZM69 26H70V25H69ZM69 26H67L68 31H70V30H69V29H70ZM71 26H72V24H71ZM79 26H80V25H79ZM81 26H82V25H81ZM83 26H85V25H83ZM83 26H82V27H83ZM86 26H87V25H86ZM89 26H90V25H89ZM100 26H101V25H100ZM105 26H106V25H104V27H105ZM108 26H109V25H108ZM108 26H107V27H108ZM130 26H131V25H130ZM139 26H141V25L139 24ZM183 26H184V25H183ZM188 26H189V25H188ZM227 26H228V25H227ZM251 26H252V25H251ZM1 27H2V26H1ZM19 27H20V26H19ZM19 27H18V28H19ZM25 27H26V26H25ZM45 27H46V26H45ZM72 27H73V26H72ZM72 27H71V28H72ZM75 27H76V26H74V28H75ZM77 27H78V26H77ZM107 27H106V28H102V29H104L103 31H105V29H108ZM109 27H110V26H109ZM114 27H115V25H114ZM151 27H150V29H151ZM185 27H186V26H185ZM185 27H184V28H185ZM195 27H196V26H195ZM225 27H226V26H225ZM229 27H230V26H229ZM16 28H17V27H16ZM20 28H21V27H20ZM23 28H24V26L22 27V29H23ZM31 28H32V27H31ZM36 28H38V27H36ZM46 28H47V27H46ZM67 28H66L65 30H67ZM94 28H95V26H94ZM122 28H123V26H122ZM138 28H139V27H138ZM180 28H183V27L181 26ZM184 28H183V30H184ZM189 28H190V27H189ZM232 28H233V27H232ZM235 28H236V26H235ZM254 28H255V27H254ZM4 29H5V28H4ZM4 29H3V30H4ZM49 29H50V28H49ZM56 29H57V28H56ZM76 29H78V28H76ZM80 29H81V28H80ZM119 29H120V28H119ZM123 29H124V30L126 29L125 26H124ZM191 29H192V28H191ZM207 29H208V28H207ZM210 29H211V28H210ZM213 29H214V28H213ZM219 29H220V28H219ZM6 30H7V29H6ZM8 30H9V29H8ZM28 30H29V29H28ZM28 30H27V31H28ZM60 30H61V29H60ZM71 30H72V32H74V29H73V28H72ZM82 30H83V29H82ZM90 30H91V27H90V29H88V31H90ZM97 30H98V29H97ZM109 30H110V29H109ZM192 30H193V29H192ZM192 30H190V31H192ZM216 30H217V29H216ZM222 30H223V29H222ZM13 31H14V30H13ZM25 31H26V29H25ZM30 31H31V30H30ZM30 31H29V32H30ZM41 31H42V30H41ZM77 31H78V30H77ZM79 31H80V30H79ZM84 31H85V30H84ZM103 31H102V32H103ZM113 31H114V30H113ZM117 31H118V30H117ZM131 31H133V30H131ZM135 31H137V30H135ZM199 31H200V30H199ZM220 31H221V30H220ZM10 32H11V30H10ZM31 32H32V31H31ZM34 32H35V31H34ZM38 32H39V31H38ZM58 32H59V31H58ZM92 32H93V31H92ZM102 32H101V33H102ZM110 32H111V30H110ZM179 32H180V31H179ZM192 32H193V31H192ZM192 32H191V33H192ZM218 32H219V31H216V33H218ZM260 32H261V34L259 35V37H261V35L264 37V25L260 26ZM260 32H259V33H260ZM1 33H2V32H0V34H1ZM11 33H12V32H11ZM23 33H25L24 30H23ZM23 33H22V34H23ZM27 33H28V32H27ZM40 33H41V32H40ZM59 33H60V32H59ZM66 33H67V32H66ZM74 33H76V32H74ZM80 33H82V32H80ZM85 33H86V31H85ZM87 33H88V32H87ZM94 33H96V32L94 31ZM99 33H100V32H99ZM125 33H126V32H125ZM125 33H124V35H125ZM191 33H190V34H191ZM256 33H257V32H256ZM18 34H19V33H18ZM18 34H14V35L17 36ZM29 34H30V33H29ZM33 34H34V33H33ZM38 34H39V33H38ZM52 34H53V33H52ZM52 34H51V35H52ZM68 34H69V32H68ZM113 34H114V33H113ZM137 34H138V33H137ZM137 34H136V35H137ZM35 35H36V34H35ZM42 35H43V34H42ZM77 35H78V37H79L78 32H77ZM81 35H82V34H81ZM81 35H80V36H81ZM89 35H90V34H89ZM95 35H96V34H95ZM95 35H94V36H95ZM108 35H110V34H108ZM108 35H107V36H108ZM121 35H122V34H121ZM177 35H178V34H177ZM181 35H182V33H181ZM195 35H198V34H195ZM12 36H13V35H12ZM20 36H22V35H20ZM30 36H31V35H29V37H30ZM37 36H38V35H37ZM39 36H40V34H39ZM52 36H53V35H52ZM60 36H61V35H60ZM97 36H98V35H97ZM105 36H106V35L104 34V37H105ZM254 36H255V35H254ZM254 36H253V37H254ZM256 36H257V35H256ZM5 37H6V36H5ZM8 37H9V36H7V38H8ZM32 37L34 38V36L32 35V36L30 37V39H31ZM62 37H63V36H62ZM64 37H65V36H64ZM85 37H86V36H85ZM95 37H96V36H95ZM102 37H103V36H102ZM127 37H128V35H126V36H118V35H115V34H114V35L111 34V35L107 38L108 41H107L106 46H109V44H111L112 42H116V43L119 45V46H118V47H119V50H120V51L122 50V51L125 52V57H126L125 59H126V62H127L126 64L129 65V66H132V65L135 66V63H136V66L139 67V66H140V63H139L138 61H140V59H139L138 61H136L138 58L136 59V58H135L136 56H135V57L133 56V55H135V53L132 55L131 53H133V51L130 52V51L127 49V47L125 46V45H126V42H127V40H128ZM172 37L174 38V36H172ZM176 37H177V36H176ZM178 37H179V36H178ZM7 38H6V41L9 43V41L7 40ZM41 38H43V37H41ZM57 38H58V37H57ZM57 38H56V39H57ZM69 38H70V37H69ZM74 38H76V37H74ZM100 38H101V37H98L99 40H100ZM129 38H131V37H129ZM133 38H134V37H133ZM179 38H180V37H179ZM182 38H183V37H182ZM189 38H190V37H189ZM257 38H258V37H257ZM257 38H256V40H257ZM3 39H4V37H3ZM16 39H17V38H16ZM37 39H38V38H37ZM56 39H55V40H56ZM62 39H63V38H62ZM98 39H97V40H98ZM102 39H103V38H102ZM131 39H132V38H131ZM185 39H186V38H185ZM22 40H23V39H22ZM58 40H59V39H58ZM64 40L66 41V39H63V41H64ZM70 40H71V39H70ZM83 40H84V39H83ZM92 40H95V39H92ZM92 40H91V41H92ZM179 40H180V39H179ZM262 40H263V39H262ZM6 41H5V42H6ZM36 41L38 42L39 40H36ZM40 41H42V40H40ZM44 41H45V39H44ZM65 41H64V42H65ZM71 41H72V40H71ZM73 41H74V40H73ZM128 41H129V40H128ZM131 41H132V40H131ZM131 41H130V42H131ZM135 41H137V40H135ZM135 41H134V43H135ZM181 41H182V39H181ZM184 41H185V40H184ZM184 41H182V42L184 43ZM197 41H199V40H197ZM251 41H252V40H251ZM260 41H261V40H260ZM5 42H3V43L5 44ZM20 42H21V41H20ZM20 42H19V43H20ZM23 42H24V41H23ZM37 42H36V43H37ZM69 42H70V41H69ZM85 42H87L86 39H85ZM92 42H94V41H92ZM99 42H100V41H99ZM105 42H106V40H105ZM110 42H111V43H110ZM185 42H187V41H185ZM221 42H222V44H221ZM244 42L246 43V41H244ZM256 42H257V41H255L254 43H256ZM10 43H11V42H10ZM10 43H9V44H10ZM24 43H26V41H25ZM27 43H28V42H27ZM39 43H40V42H39ZM58 43H60V42H58ZM67 43H68V42H67ZM67 43H66V44H67ZM70 43H72V42H70ZM73 43H76V42H73ZM73 43H72V44H73ZM82 43H84V41H83ZM87 43L90 44V40H89V42H87ZM95 43H97V42L95 41ZM101 43L104 44L103 41H102ZM257 43H258V42H257ZM257 43H256V46L258 47V46L261 44V42H259L260 44L258 43L259 45H258ZM262 43L264 44V42H262ZM11 44H13V43H11ZM15 44H16V43H15ZM30 44H31V43H30ZM34 44H35V43H34ZM61 44H63V43H61ZM61 44H59V45H61ZM68 44H69V43H68ZM68 44H67V45H68ZM72 44H71V45H72ZM77 44H78V43H77ZM79 44H80V43H79ZM79 44H78V45H79ZM92 44H93V43H92ZM92 44H91V46L95 48V46L92 45ZM97 44H98V43H97ZM103 44H102V45L100 44L99 46H103ZM149 44H150V45H149ZM185 44H186V43H185ZM185 44H184V46H185ZM251 44H253V43H251ZM263 44H262V45H263ZM24 45H25V44H24ZM38 45H39V44H37V46H38ZM56 45H57V44H56ZM63 45H65V44H63ZM71 45H70V46L68 45L69 47H67V48L72 47ZM83 45H84V44H83ZM111 45H112V44H111ZM130 45L132 46V44H130ZM136 45H137V44H136ZM182 45H183V44H182ZM186 45H188V44H186ZM191 45H192V46H193V45L195 46V44H191ZM205 45H206V44H205ZM240 45H242V44H240ZM243 45L245 46V44H243ZM246 45H247V43H246ZM9 46L11 47V45H9ZM9 46H8V47H9ZM13 46H14V45H13ZM18 46H19V45H18ZM18 46H17V48H18ZM21 46H22V44H21ZM32 46H33V45H32ZM41 46H42V45H40V46H38V47L40 48ZM44 46H45V45H44ZM44 46L42 47L43 49H44ZM50 46H51V45H50ZM61 46H62V45H61ZM61 46H60V47H61ZM73 46H74V44H73ZM79 46H80V45H79ZM84 46H85V45H84ZM99 46H98V47H99ZM104 46H105V45H104ZM104 46H103V47H104ZM115 46H117V45H115ZM188 46H189V45H188ZM244 46H243V47H244ZM248 46H249V44H248ZM248 46H247V48H249ZM253 46H254V45H253ZM256 46H255V47H250V48H249V50L252 52V54H253V53H254V54H257V53H258V50H257V47H256ZM24 47H25V46H24ZM24 47H23V48H24ZM29 47H31V45H30ZM29 47H28V48H29ZM35 47H36V46H35ZM35 47H34V48H35ZM38 47H37V48H38ZM53 47H54V46H53ZM53 47H52V48H53ZM60 47H59V48H60ZM81 47H82V46H81ZM87 47H88V45H87ZM103 47H102V48H103ZM110 47H111V46H110ZM110 47H109V48H110ZM113 47H114V46H113ZM133 47H134V46H133ZM141 47H140V48H141ZM145 47H146V46H145ZM147 47L144 48V49H147ZM182 47H183V46H182ZM185 47H186V46H185ZM198 47H199V46H198ZM238 47H239V46H238ZM243 47H242V51L245 52V50H243ZM261 47H262V46H261ZM263 47H264V45H263ZM3 48H4V47H3ZM17 48H16V49H17ZM28 48H27V49H28ZM32 48H33V47H32ZM74 48H76V47H74ZM79 48H80V47H79ZM83 48H84V51H85L86 48H85V47H83ZM83 48H82V49H83ZM90 48H91V47H90ZM131 48H132V47H131ZM137 48H138V47H137ZM199 48H200V47H199ZM239 48H240V47H239ZM18 49H19V48H18ZM21 49H22V48H21ZM25 49H26V47L24 48V50H25ZM49 49H50V48H49ZM63 49H64V48H63ZM71 49H72V48H71ZM87 49H88V48H87ZM100 49H101V48H100ZM100 49H99V50H100ZM103 49H104V48H103ZM151 49H152V48H151ZM240 49H241V48H240ZM245 49H246V48H245ZM262 49L264 50V48H262ZM29 50H30V48H29ZM36 50L38 51L39 49H36ZM67 50H68V49H67ZM67 50H66V51H67ZM73 50H74V49H73ZM91 50H92V49H91ZM96 50H98V49H96ZM96 50H95V51H96ZM101 50H102V49H101ZM104 50H105V49H104ZM109 50H110V49H109ZM111 50H112V49H111ZM111 50H110V51H111ZM126 50H127V51H126ZM130 50H131V49H130ZM132 50H133V49H132ZM199 50H200V49H199ZM199 50H198V51H199ZM236 50H237V49H236ZM7 51H8V50H7ZM18 51H19V50H18ZM26 51H28V50H26ZM53 51H54V49H53ZM64 51H65V49H64ZM74 51H77V50H74ZM74 51L72 52V53H73L72 55H75V56H76L77 53L75 54ZM84 51H83V53H84ZM113 51H114V50H113ZM122 51H121V52H122ZM134 51H135V50H134ZM149 51H150V49H149ZM151 51H152V50H151ZM238 51H239V50H238ZM238 51H237V52H238ZM240 51H241V50H240ZM242 51H241V52H242ZM260 51H262V50L260 49ZM260 51H259V52H260ZM30 52H31V51H30ZM45 52H46V51H45ZM55 52H56V51H55ZM67 52H68V51H67ZM81 52H82V51H81ZM98 52H99V51H98ZM104 52H105V51H104ZM108 52H109V51H108ZM121 52H119V53H121ZM137 52H138V50H137ZM199 52H201V51H199ZM244 52H243V53H244ZM251 52L248 51L249 54H250ZM39 53H40V52H39ZM42 53H43V51H42ZM59 53H60V50H59ZM68 53H69V52H68ZM79 53H80V52H79ZM83 53H82V54H83ZM87 53H88V52H87ZM101 53H102V52H101ZM109 53L111 54L112 51L109 52ZM113 53H114V52H113ZM146 53L148 54L147 50H146ZM151 53H152V52H151ZM12 54H13V53H12ZM16 54H17V53H16ZM27 54H28V53H27ZM44 54H45V53H44ZM54 54H55V53H54ZM66 54H67V53H66ZM69 54L71 55V53H69ZM69 54H68V55H69ZM82 54H81V56H82ZM84 54H85V53H84ZM84 54H83V55H84ZM102 54H104V53H102ZM110 54H109V55H110ZM245 54H246V53H245ZM249 54H248V56H249ZM259 54H260V53H259ZM261 54H264V53L262 52ZM261 54H260V55H261ZM2 55H3V53H2ZM21 55H22V54H21ZM56 55H57V54H56ZM94 55H95V54H94ZM104 55H106V52H105ZM109 55H107V56H109ZM115 55H117V54L115 53ZM140 55H141V54H140ZM142 55H143V54H142ZM149 55H152V54H149ZM206 55H207V54H206ZM246 55H247V54H246ZM250 55H251V54H250ZM260 55H259V56H260ZM7 56H9V55H7ZM10 56H12V55L10 54ZM19 56H20V55H18V57H19ZM39 56H41V54H39ZM53 56H54V55H53ZM62 56H63V53H62ZM62 56H61V61H62ZM75 56H73V57H75ZM81 56H79V57H81ZM97 56H98V55H96V57H97ZM112 56H113V55H112ZM138 56H139V55H138ZM200 56H201V55H200ZM202 56H203V55H202ZM243 56H244V54H243ZM248 56H245V57H248ZM262 56H263V55H261L259 59H261ZM14 57H15V56H14ZM22 57H23V56H22ZM25 57H26V56H25ZM27 57H28V55H27ZM35 57H36V56H35ZM45 57H46V56H45ZM48 57H49V56H48ZM51 57H52V55H51ZM51 57H50V59H51ZM63 57H64V56H63ZM67 57H68V56H67ZM67 57H65V58H67ZM83 57H86V56H83ZM83 57L80 58V59H83ZM93 57H94V56H93ZM100 57H101V56H100ZM100 57H98V58L100 59ZM102 57H103V55H102ZM102 57H101V58H102ZM115 57H118V55L115 56ZM140 57H142V56H140ZM145 57H146V56H145ZM204 57H205V56H204ZM209 57H210V56H209ZM211 57H210V58H211ZM253 57H255V55H254ZM256 57H257V56H256ZM29 58H30V57H29ZM43 58H44V57H43ZM55 58H56V56H55ZM57 58H58V57H57ZM65 58H63V59H65ZM88 58H89V57H88ZM94 58H95V57H94ZM98 58H97V59H98ZM121 58H122V56L120 57V59H121ZM142 58H143V57H142ZM148 58H149V57H148ZM207 58H208V57H207ZM210 58H209V59H210ZM248 58H249V57H248ZM11 59H12V58H11ZM11 59H10V60H11ZM13 59H14V58H13ZM13 59H12V60H13ZM16 59H17V57H16ZM30 59H31V58H30ZM50 59H49V60H50ZM52 59H53V58H52ZM69 59H70V58H69ZM106 59L108 60L109 57L106 58ZM110 59H111V58H110ZM196 59H198V58H196ZM202 59H204V58H202ZM235 59H236V58H235ZM241 59H242V58H241ZM243 59H244V58H243ZM243 59H242V60H243ZM246 59H247V58H246ZM22 60H23V59H22ZM32 60H34V59H32ZM39 60H40V59H39ZM44 60H45V59H44ZM54 60H55V59H54ZM67 60H68V59H67ZM70 60H72V59H70ZM88 60H89V59H88ZM111 60H112V59H111ZM114 60H115V59H114ZM122 60H123V58H122ZM146 60H147V58H146ZM193 60H194V59H193ZM213 60H214V59H213ZM213 60H212V61H213ZM237 60H238V59H237ZM250 60H252V58H251ZM256 60H258V58H257ZM20 61H21V60H20ZM23 61H24V60H23ZM25 61H27V60H25ZM28 61H29V60H28ZM34 61H35V60H34ZM65 61H66V60H65ZM72 61H73V60H72ZM84 61H85V60H84ZM94 61H95V60H94ZM101 61H102V59H101L100 61H98V62H101ZM103 61H106V60L103 58ZM143 61H144V58H143ZM143 61H141V62H143ZM150 61H151V60H150ZM194 61H195V60H194ZM197 61H198V60H197ZM204 61H205V59H204ZM212 61H211V60H210L209 62L207 61V62L209 63V65H210V66H209L210 68L207 67L206 70L209 68V71H210V69L214 71V67H212L213 65H211V64H213V63H211ZM234 61H235V60H234ZM238 61H239V60H238ZM244 61H246V60H244ZM244 61H243V62H244ZM247 61H248V60H247ZM9 62H10V61H9ZM11 62H12V61H11ZM11 62H10V63H11ZM30 62H31V61H30ZM39 62H40V61H39ZM42 62H43V61H42ZM45 62H46V61H45ZM52 62H53V60H52ZM55 62H56V61H55ZM58 62H59V61H58ZM66 62H67V61H66ZM68 62H69V60H68ZM77 62H79V61H77ZM82 62H83V61H82ZM98 62H97V63H98ZM111 62H112V61H111ZM115 62H117V61H115ZM115 62H114V63H115ZM118 62H119V61H118ZM148 62H149V61H148ZM200 62H202V60H201ZM250 62H251V61H250ZM250 62H249V63H250ZM6 63H8V62L6 61L5 64H6ZM22 63H24V62H22ZM26 63H27V62H25L24 64H26ZM37 63H38V61H37ZM46 63H47V62H46ZM74 63H75V62H74ZM80 63H81V62H79V64H80ZM84 63H85V62H84ZM91 63H92V62H91ZM91 63H90V64H91ZM95 63H96V62H95ZM105 63H106V62H105ZM108 63H109V61H108ZM150 63H151V62H150ZM198 63H199V62H198ZM202 63H203V62H202ZM222 63H221V64H222ZM246 63H247V62H246ZM256 63L258 64V61H257ZM256 63L254 62L255 65H256ZM262 63H263V62H262ZM14 64H15V63H14ZM28 64H29V63H28ZM44 64H45V63H44ZM56 64H57V63H56ZM56 64H55V65H56ZM59 64H60V63H59ZM61 64H62V63H61ZM61 64H60V65H61ZM69 64H70V63H69ZM87 64H89V61H88ZM100 64H101V63H100ZM103 64H104V62H103ZM116 64H117V63H115V64L111 63V64H109V65H110L111 68H112L113 66H114V67L116 66L115 69H117V65H116ZM119 64H120V63H119ZM121 64H122V63H121ZM188 64H189V63H188ZM234 64H235V62H234ZM237 64H238V63H237ZM237 64H236V66H238ZM242 64H243V63H242ZM242 64H241V65H242ZM254 64H252V65L255 66ZM260 64H261V63H260ZM260 64H258V65H260ZM1 65H2V64H1ZM35 65H36V64H35ZM41 65H42V64H41ZM60 65H56V66H60ZM82 65H83V64H82ZM96 65H97V64H96ZM106 65H107V64H106ZM123 65H125L124 62H123ZM150 65H151V64H150ZM192 65H193V63H192ZM192 65H191V66H192ZM197 65H198V64H197ZM197 65H196V66H197ZM201 65H202V67H203L205 64H201ZM243 65H244V64H243ZM17 66H18V65H17ZM29 66H31V65H29ZM33 66H34V65H33ZM36 66H37V65H36ZM39 66H40V64H39ZM48 66H49V63H48ZM51 66H52V65H51ZM53 66H54V65H53ZM68 66H69V65H68ZM68 66H67V67H68ZM73 66H74V64H73ZM73 66H72V67H73ZM91 66H92V65H91ZM97 66H98V65H97ZM99 66H100V65H99ZM101 66H102V65H101ZM119 66H120V65H119ZM133 66H132V67H133ZM147 66H148V65H147ZM155 66H154V67H155ZM199 66H200V65H198V67H199ZM253 66H252V67H253ZM256 66H257V65H256ZM260 66H261V67H262V66L264 67L263 64L260 65ZM260 66H259V67H260ZM18 67H19V66H18ZM18 67H17V68H18ZM20 67H21V66H20ZM27 67H28V65H27ZM27 67H26V68H27ZM42 67H43V66H42ZM70 67H71V66H69V68H70ZM87 67H88V66H87ZM87 67H85V68H87ZM89 67H90V66H89ZM93 67H94V66H93ZM106 67H107V66H106ZM114 67H113V68H114ZM142 67H143V66H142ZM204 67H206V66H204ZM204 67H203V68H204ZM223 67H222V69H223ZM238 67H239V66H238ZM238 67H237V68H238ZM252 67H251V68H252ZM5 68H6V67H5ZM9 68H10V67H9ZM24 68H25V67H24ZM24 68H22V70H23ZM43 68H44V67H43ZM43 68H42V70H43ZM61 68H62V67H61ZM61 68H60V69H61ZM96 68H97V67H96ZM129 68H130V67H129ZM129 68H128V69H129ZM140 68H141V66H140ZM146 68H147V67H146ZM190 68H191V67H190ZM11 69H12V68H11ZM30 69H31V68H30ZM30 69H29V70H30ZM45 69H46V68H45ZM48 69H49V68H48ZM50 69H52V68H50ZM53 69H54V68H53ZM58 69H59V68H58ZM75 69H77V68H75ZM75 69H73V70H75ZM97 69H98V68H97ZM101 69H102V71L104 70V68H101ZM107 69H108V67H107ZM107 69H106L105 71H107ZM119 69H120V67L118 68V72L120 71ZM123 69H124V68H122V71H123ZM144 69H145V68H144ZM158 69H157V70H158ZM191 69H192V68H191ZM201 69H202V68H201ZM217 69H218V68H217ZM225 69H227V68H225ZM235 69H236V68H235ZM4 70H5V69H4ZM17 70H18V69H17ZM17 70H16V72H17ZM24 70H25V69H24ZM24 70H23V71H24ZM27 70H28V69H27ZM29 70H28V71H29ZM33 70H34V69H33ZM37 70H38V69H37ZM55 70H56V69H55ZM64 70H65V69H64ZM64 70H63V71H64ZM69 70H71L70 72L73 71L72 69H69ZM80 70H81V69L79 68V71H80ZM88 70H89V68H88ZM99 70H100V69H99ZM108 70H110V68H109ZM113 70H114V69H113ZM138 70H139V69H137V71H138ZM150 70H151V69H150ZM174 70H176V69H174ZM248 70H249V69H248ZM250 70H251V69H250ZM12 71H13V70H12ZM20 71H21V70H20ZM38 71H39V70H38ZM40 71H41V70H40ZM57 71H58V70H57ZM57 71H56V72H57ZM81 71H82V70H81ZM105 71H104V72H105ZM142 71H144V70H142ZM224 71H225V70H224ZM237 71H238V70H237ZM237 71H236V73H237ZM243 71H244V70H242V72H243ZM245 71H247V70H245ZM245 71H244V72H245ZM0 72H1V71H0ZM7 72H8V71H7ZM29 72H30V71H29ZM31 72H32V71H31ZM33 72H34V71H33ZM33 72H32V74H33ZM42 72H43V71H42ZM42 72H41V73H42ZM46 72L48 73V71H46ZM49 72H50V70H49ZM51 72H53V71H51ZM89 72L91 73L90 70H89ZM96 72H97V70H96ZM107 72H109V71H107ZM113 72H114V71H113ZM113 72H110V73L112 74ZM115 72H117V71L115 70ZM124 72H125V71H124ZM153 72H154V71H153ZM172 72H173V71H172ZM172 72H171V73H172ZM175 72H176V71H175ZM196 72H199V71L196 70ZM211 72H212V71H211ZM215 72H217L216 69H215ZM232 72H231V73H232ZM10 73H11V72H10ZM37 73H38V72H37ZM53 73H54V75H55V71H54ZM75 73H76V72H75ZM101 73H103V72H101ZM101 73H100V75H101ZM119 73H120V72H119ZM121 73H122V72H121ZM217 73H219V72H217ZM2 74H3V73H2ZM13 74H14V73H13ZM13 74H12V75H13ZM16 74H18V73H16ZM16 74H15V75H16ZM28 74H29V73H28ZM28 74H27V75H28ZM39 74H40V73H39ZM49 74H51V73H49ZM57 74H59V73H57ZM61 74H62V73H61ZM72 74H73V73H72ZM77 74H78V73H77ZM81 74L83 75L82 72H81ZM107 74H109V73H107ZM123 74H125V73H123ZM123 74H122V77H123ZM128 74H129V73H128ZM130 74H131V72H130ZM139 74H140V73H139ZM148 74H149V73H148ZM203 74H204L205 77H206V74H205L204 72H203ZM203 74H201V75L204 77ZM209 74H210V77H211V73H210V72H209ZM232 74H233V73H232ZM10 75H11V74H10ZM15 75H14V76H15ZM20 75H21V73H20ZM30 75H31V73H30ZM35 75H36V74H35ZM41 75H42V74H41ZM51 75H52V74H51ZM74 75H75V74H74ZM79 75H80V74H79ZM93 75H94V74H93ZM93 75H92V77H93ZM96 75H97V73H96ZM120 75H121V74H120ZM132 75H133V77H134V76H137L136 73H135V75H134V72L132 73ZM215 75H216V73H215ZM234 75H235V73H234ZM241 75H242V74H241ZM243 75H244V74H243ZM245 75H246V74H245ZM245 75H244V76H245ZM263 75H264V68H259V69H258V68L255 67V68H253V69L251 70V73H249V74H248V77L245 78V79H246V82H245V90H243L240 94L237 93V94H239L238 96L240 97V99L246 100L245 102L248 101V103H249L250 101H253V103L256 102V101H257V102L260 101V100L257 98L258 96H257V97L254 96V91L256 90V87H257V86L263 84V83L260 82L261 79L263 80V77H264ZM6 76H7V75H5V78L8 79V77H6ZM24 76H25V75H23V77H24ZM61 76H62V75H61ZM61 76H60V77H61ZM83 76L86 77L85 75H83ZM98 76H99V72H98V75H97L96 77L98 78ZM103 76L106 77L107 75L104 73ZM112 76H113V75H112ZM141 76H142V75H141ZM158 76H160V75H158ZM170 76H172V75L170 74ZM174 76H175V75H174ZM198 76H199V75H198ZM212 76H213V75H212ZM223 76H224V75H222L221 77H223ZM246 76H247V75H246ZM246 76H245V77H246ZM29 77H30V76H29ZM31 77L33 78V75H32ZM47 77H48V76H47ZM53 77H54V76H53ZM81 77H82V76H81ZM89 77H90V76H89ZM101 77H102V76H100V78H101ZM108 77H110V76H108ZM117 77H118V76H117ZM137 77H138V76H137ZM137 77H136V78H137ZM142 77H145V76H142ZM146 77H147V76H146ZM146 77H145V79H146ZM149 77H150V76H149ZM149 77H148V78H149ZM221 77H220V78H221ZM229 77H230V76H229ZM241 77H242V76H241ZM3 78H4V77H3ZM12 78H13V77H12ZM15 78L17 79V76H16ZM24 78H25V77H24ZM40 78H41V76H40ZM40 78H39V79H40ZM45 78H46V77H45ZM63 78H65V77H63ZM63 78H62V80H63ZM66 78H67V77H66ZM66 78H65V79H66ZM79 78H80V77H79ZM90 78H91V77H90ZM94 78H95V77H94ZM102 78H103V77H102ZM114 78H115V75H114ZM126 78H127V77H126ZM128 78H130V77H128ZM140 78H141V77H140ZM156 78H157V77H156ZM160 78H161V77H160ZM160 78H159V79H160ZM175 78H177V80H178V77H175ZM212 78H214V77H212ZM234 78L236 79V77H234ZM7 79H6V80H7ZM9 79H10V78H9ZM25 79H26V78H25ZM29 79L31 80V78H29ZM35 79H36V78H35ZM53 79H54V78H53ZM65 79H64V80H65ZM74 79H75V78H74ZM95 79H96V78H95ZM98 79H99V78H98ZM103 79H104V78H103ZM109 79H110V78H109ZM111 79H112V78H111ZM111 79H110V80H111ZM116 79H118V78H116ZM137 79H138V78H137ZM159 79H158V81H159ZM12 80H13V79H12ZM48 80H49V79H48ZM69 80H70V79H69ZM75 80H76V79H75ZM93 80H94V79H93ZM99 80H101V79H99ZM114 80H115V79H114ZM114 80H113V81H114ZM131 80H132V79H131ZM133 80H134V78H133ZM205 80H206V79H205ZM224 80H225V79H224ZM237 80H238V79H237ZM3 81H4V80H3ZM24 81H25V80H24ZM33 81H34V80H33ZM33 81H30V83H31V82L33 83ZM89 81H92V80H89ZM89 81H88V83H90ZM103 81H106V79L103 80ZM107 81H109V80H107ZM113 81H112V83H113ZM115 81L117 82V80H115ZM125 81H126V80H125ZM125 81H123V82H121V83L123 84ZM127 81H128V80H127ZM143 81H144V80H143ZM206 81H207V80H206ZM216 81H217V80H216ZM218 81L222 82L221 80H218ZM226 81H227V79H226ZM226 81H225V82H226ZM240 81H241V80H240ZM242 81H243V80H242ZM242 81H241V84H242ZM244 81H245V80H244ZM12 82H13V81H12ZM17 82H18V81H17ZM22 82H23V81H22ZM28 82H29V81H28ZM34 82H35V81H34ZM37 82H38V81H37ZM50 82H51V81H50ZM80 82H81V81H80ZM84 82H87V81H84ZM96 82H97V81H96ZM98 82H99V81H98ZM118 82H119V79H118ZM137 82H138V80H137ZM137 82H136V83H137ZM140 82H141V81H140ZM144 82H145V81H144ZM151 82H152V81H151ZM155 82H157V81H155ZM237 82H238V81H237ZM262 82H263V81H262ZM67 83H69V81H68ZM75 83H76V82H75ZM78 83H79V82H78ZM81 83H82V82H81ZM100 83H101V81H100ZM100 83H99V84H100ZM106 83H107V82H106ZM109 83H110V81H109ZM112 83H110V84H112ZM121 83H120V84H121ZM128 83H129V82H128ZM128 83H127V84H128ZM149 83H150V82H149ZM208 83H209V82H208ZM210 83H211V82H210ZM215 83H217V82H215ZM232 83H233V82H232ZM235 83H236V82H235ZM18 84H21V83H18ZM45 84H46V82H45ZM58 84H60V83H57L56 85H58ZM62 84H63V83H62ZM71 84H74V83H71ZM71 84H69V85L71 86ZM110 84H109V85H110ZM116 84H117V83H116ZM116 84H115V82H114V85H115V86H116ZM141 84H142V83H141ZM151 84H152V83H151ZM202 84H203V83H202ZM204 84H206L207 86H209L207 83H205V81H204ZM220 84H221V83H220ZM222 84H224V83H222ZM229 84H231V83H229ZM15 85H16V84H15ZM32 85H33V84H32ZM32 85H31V86H32ZM40 85H41V84H40ZM46 85H47V84H46ZM50 85H51V84H50ZM52 85H54V84H52ZM60 85H61V84H60ZM63 85H65V84H63ZM63 85H62V86H63ZM67 85H68V84H67ZM80 85H81V84H80ZM80 85H79V86H80ZM86 85H88V84L86 83ZM93 85H94V84H93ZM102 85H104V84L102 83ZM107 85H108V84H107ZM124 85H126V83H125ZM130 85H131V83H130ZM147 85H148V84H147ZM152 85H153V84H152ZM210 85H211V84H210ZM215 85H216V84H215ZM215 85H214V86H215ZM234 85H235V84H234ZM242 85H243V84H242ZM3 86H4V85H3ZM24 86H25V85H24ZM26 86H27V85H26ZM42 86H43V85H42ZM47 86H49V85H47ZM73 86H74V85H73ZM84 86H85V85H84ZM88 86H89V88H90V85H88ZM95 86H96V85H95ZM98 86H99V85H98ZM117 86H118V85H117ZM122 86H123V85H122ZM126 86H127V85H126ZM126 86H125V87H126ZM145 86H146V85H145ZM148 86H150V85H148ZM155 86H156V85H155ZM155 86L153 85V87H155ZM203 86H205V85H203ZM207 86H206V87H207ZM212 86H213V85H212ZM33 87H34V86H33ZM35 87H36V85H35ZM39 87H40V86H39ZM45 87H46V86H45ZM55 87H56V86H55ZM60 87H61V86H60ZM60 87H59V88H60ZM86 87H87V86H86ZM101 87H102V86H101ZM106 87H107V86H106ZM110 87L112 88V87H114V86L110 85ZM119 87H120V86H119ZM119 87H117V88H119ZM127 87H128V86H127ZM131 87H132V89L134 88L133 86H131ZM136 87H137V86H136ZM143 87H144V86H143ZM150 87H151V86H150ZM153 87H152V88H153ZM221 87H223V86L221 85ZM224 87H225V85H224ZM224 87H223V88H224ZM232 87H233V86H232ZM263 87H264V86H263ZM263 87H262V88H263ZM2 88H3V87H2ZM14 88H15V87H14ZM19 88H20V87H19ZM21 88H23V87H21ZM27 88H30L29 85L27 86ZM47 88H48V87H47ZM50 88H51V87H50ZM61 88H62V87H61ZM64 88H65V87H64ZM73 88H75V87H73ZM79 88H81V87H79ZM83 88H85V87H82V89H83ZM103 88H104V87H103ZM108 88H109V87H108ZM111 88H110V89H111ZM117 88H116V89H117ZM122 88H124V87H122ZM129 88H130V87H129ZM144 88H145V87H144ZM144 88H143L142 90H143V91H146L147 89L144 90ZM147 88H148V87H147ZM207 88H208V87H207ZM233 88H234V87H233ZM239 88H240V87H239ZM258 88H259V87H258ZM10 89H11V88H10ZM24 89H25V88H24ZM30 89H31V88H30ZM32 89L35 91L36 88H32ZM48 89H49V88H48ZM57 89H58V88H57ZM66 89H69V87L66 88ZM66 89H65V90H66ZM86 89L89 90L88 87H87ZM95 89H96V88H95ZM127 89H128V88H126V89L124 88V90H127ZM208 89H210V91H213L215 88H212V90H211V88H208ZM228 89H229V88H228ZM237 89H238V87H237ZM237 89H236V90H237ZM0 90H1V89H0ZM6 90H7V89H6ZM13 90H14V89H13ZM16 90H17V89H16ZM16 90H15V91H16ZM19 90H20V89H19ZM28 90H29V89H28ZM33 90H32V91H33ZM37 90H38V88H37ZM70 90H71V88H70ZM70 90H69V91H70ZM72 90L74 91V89H72ZM76 90H77V89H76ZM76 90H75V91H76ZM118 90H119V89H118ZM122 90H123V89H122ZM124 90H123V92H124ZM129 90H130V89H129ZM138 90H139V88H138ZM148 90H149V88H148ZM186 90H187V89H186ZM186 90H185V91H186ZM206 90H207V89H206ZM221 90H222V89H221ZM236 90H235V91H236ZM2 91H3V90H2ZM21 91H22V90H21ZM24 91H26V90H24ZM24 91H23V92H24ZM32 91H31V92H32ZM52 91H53V90H52ZM63 91H64V90H63ZM82 91H83V90H82ZM91 91H93V89H92ZM96 91H97V89H96ZM103 91H104V90H103ZM109 91H110V90H109ZM112 91H113V95H114V90H112ZM112 91H111V92H112ZM115 91H116V90H115ZM131 91H132V90H131ZM133 91H134V90H133ZM133 91H132V92H133ZM139 91H140V90H139ZM151 91H152V92H151ZM183 91H184V90H183ZM223 91H224V90H223ZM223 91H222V92H223ZM17 92H18V91H17ZM19 92H20V91H19ZM19 92H18V94H19ZM28 92H29V91H28ZM28 92H27V93H28ZM35 92H36V91H35ZM41 92H42V91H41ZM43 92H44V91H43ZM54 92H55V93L57 92L56 89L54 90ZM67 92H68V91H67ZM70 92H71V91H70ZM80 92H81V91H80ZM84 92H85V91H84ZM93 92H94V91H93ZM93 92H92V93H93ZM105 92H106V91H105ZM111 92H109V93H111ZM127 92H128V91H127ZM129 92H130V91H129ZM140 92H141V91H140ZM164 92H163V94H164ZM202 92H203V91H202ZM215 92H217L216 89H215ZM255 92H256V91H255ZM3 93H6V92H2V94H3ZM14 93H15V92H14ZM25 93H26V92H25ZM36 93H37V92H36ZM38 93H40V92H38ZM45 93H46V92H45ZM81 93H82V95H83V92H81ZM94 93H95V92H94ZM96 93H97V92H96ZM109 93H108V95L111 96ZM116 93L118 94V91H116ZM116 93H115V94H116ZM134 93H135V92H134ZM178 93H179V92H178ZM178 93H177V91H176V94H178ZM181 93H182V92H181ZM209 93H210V92H209ZM217 93H218V92H217ZM217 93H216V95H217ZM256 93H257V92H256ZM259 93H260V92H259ZM23 94H24V93H23ZM23 94H22V95H23ZM40 94H41V93H40ZM43 94H44V93H43ZM50 94H51V93H50ZM64 94H66V92H65ZM71 94H77V93H70V95H71ZM86 94H87V93H86ZM119 94H120V93H119ZM146 94H145V95H146ZM151 94H150V95H151ZM167 94L169 95V92H168ZM194 94H195V93H194ZM198 94H199V92H198ZM257 94H258V93H257ZM6 95H9V94H6ZM6 95H4V96H6ZM38 95H39V94H38ZM70 95H69V96H70ZM78 95H79V94H78ZM97 95H98V93H97ZM97 95H95V97H98ZM120 95H121V94H120ZM125 95L127 96L126 91H125L124 96H125ZM128 95H129V94H128ZM130 95H131V93H130ZM130 95L127 96V97H131ZM141 95H142V92H141ZM171 95H172V94H171ZM174 95H175V94H174ZM186 95H187V94H186ZM188 95H189V94H188ZM191 95H192V94H191ZM191 95H189V96H191ZM196 95H197V94H196ZM207 95H209V94H207ZM210 95H211V94H210ZM227 95H228V94H227ZM230 95H231V94H230ZM232 95H233V93H232ZM232 95H231V96H232ZM255 95H256V94H255ZM13 96H14V95H13ZM23 96H24V95H23ZM26 96H28V95H26ZM36 96H37V95H36ZM52 96H53V95H52ZM52 96H51V98H52ZM58 96H59V95H58ZM58 96H57V97H58ZM60 96H61V94H60ZM73 96H74V95H73ZM75 96H77V95H75ZM75 96H74V98H75ZM89 96H90V94H89ZM93 96H94V95H93ZM93 96H91V97H93ZM104 96H105V95H104ZM124 96H123V94L121 95V97H123V98H124ZM139 96H140V95H139ZM147 96H148V95H147ZM172 96H173V95H172ZM180 96L182 97V94H181ZM198 96H199V95H198ZM214 96H215V94H214ZM214 96H213V97L211 96V98H214ZM262 96H263V95H262ZM262 96L260 97V99L262 98ZM7 97H8V96H7ZM15 97H16V96H15ZM17 97H18V96H17ZM29 97H30V95H29ZM29 97H28V98H29ZM37 97H38V96H37ZM39 97H40V96H39ZM42 97H43V96H42ZM49 97H50V96H49ZM53 97H54V96H53ZM55 97H56V96H55ZM62 97H64V95H62ZM62 97H61V98H62ZM80 97H82V96L80 95ZM85 97H86V96H85ZM99 97H102V96L99 95ZM113 97H114V96H113ZM115 97H116V96H115ZM115 97H114V98H115ZM117 97H118V96H117ZM117 97H116V98H117ZM119 97H120V96H119ZM121 97H120V99H121ZM127 97H125V98H127ZM137 97H138V96H137ZM144 97H146V96H144ZM148 97H150V96H148ZM166 97H167V96H166ZM166 97H164V98H165V99H168V98H169V96H168V98H166ZM175 97H176V96H175ZM181 97H179V100L181 99ZM187 97H188V96H187ZM205 97H207V96L205 95ZM215 97H216V96H215ZM218 97H219V96H218ZM223 97H224V96H223ZM229 97H230V96H229ZM13 98H14V97H13ZM24 98H25V97H24ZM24 98H23V99H24ZM71 98H72V97H71ZM83 98H84V97H83ZM123 98H122V99H123ZM125 98H124V99H125ZM171 98H172V97H171ZM173 98H174V97H173ZM209 98H210V97H209ZM226 98H227V97H226ZM232 98H234V97H232ZM232 98H231V99H232ZM236 98H237V97H236ZM236 98H235V100H236ZM263 98H264V97H263ZM10 99H11V98H10ZM26 99H27V98H26ZM30 99H31V98H30ZM32 99H34V98L32 97ZM35 99H36V98H35ZM37 99H38V98H37ZM55 99H56V98H55ZM57 99H58V98H57ZM57 99H56V101H57ZM64 99H66V98H64ZM64 99H63V100H64ZM77 99H79V98H77ZM80 99H81V98H80ZM80 99H79V100H80ZM95 99H96V98H95ZM95 99H94V100H95ZM100 99H101V98H100ZM132 99H133V98H132ZM134 99H135V98H134ZM138 99H139V98H138ZM142 99H143V98H142ZM144 99H145V98H144ZM146 99H147V97H146ZM146 99H145V101H146ZM148 99H150V98H148ZM160 99H161V98H160ZM160 99H158V100H160ZM165 99H164V100H165ZM187 99H188V98H187ZM190 99H192V97H191ZM198 99H199V98H198ZM203 99H204V98H203ZM203 99H202V101H205L207 98H206L205 100H203ZM215 99H216V98H215ZM215 99H214V100H215ZM223 99H224V98H223ZM231 99H228V100L231 101ZM238 99H239V98H238ZM3 100H4V99H3ZM15 100H16V99H15ZM17 100H18V99H17ZM45 100H46V98H45ZM67 100H69V98H68ZM72 100H74V99H72ZM85 100H86V99H85ZM91 100H92V99H91ZM94 100H93V101H94ZM101 100H102V99H101ZM127 100H128V98H127ZM139 100H140V99H139ZM152 100H153V99H152ZM174 100H175V99H174ZM176 100H177V99H176ZM176 100H175V101H176ZM182 100H183V103H184V101H185L184 97H182L181 101H182ZM196 100H197V99H196ZM34 101H35V100H34ZM34 101H33V102H34ZM47 101H48V100H47ZM59 101H60V100H59ZM82 101H83V100H82ZM82 101H81V102H82ZM89 101H90V100H89ZM89 101H88V102H89ZM97 101H98V100H97ZM104 101H105V100H104ZM108 101H109V100H108ZM132 101H133V100H132ZM148 101H149V100H148ZM153 101H154V100H153ZM172 101H173V100H172ZM186 101L188 102V100H186ZM200 101H201V100H200ZM200 101H199V102H200ZM210 101L212 102V100H210ZM220 101H221V100H220ZM220 101H219V102H220ZM241 101H242V100H241ZM263 101H264V100H263ZM9 102H10V100H9ZM38 102H39V99H38ZM62 102H63V101H62ZM65 102H66V101H65ZM69 102H71V101H69ZM77 102H78V100H77ZM77 102H76V103H77ZM81 102H80V103H81ZM88 102L86 101L85 103H88ZM99 102H100V101H99ZM112 102H113V99H112ZM149 102H152V101H149ZM159 102H160V101H159ZM167 102H169V99H168ZM173 102H174V101H173ZM194 102H195V101H194ZM213 102H214V101H213ZM233 102H235V101H233ZM242 102H243V101H242ZM260 102H261V101H260ZM10 103L13 104V102H10ZM26 103H27V102H26ZM36 103H37V101H36ZM76 103H75L74 105H76ZM93 103H94V102H93ZM114 103H116V102H114ZM120 103H121V102H120ZM127 103H128V102H127ZM144 103H145V102H144ZM153 103H154V102H153ZM155 103H156V102H155ZM157 103H158V102H157ZM171 103H172V102H171ZM204 103H205V102H204ZM226 103H227V102H226ZM239 103H240V102H239ZM261 103H262V102H261ZM4 104H5V103H4ZM12 104H11V105H12ZM19 104L21 105V103H19ZM33 104H34V103H33ZM42 104H44V103H42ZM47 104H48V103H47ZM51 104H53V103H51ZM51 104H50V105H51ZM60 104H61V103H60ZM88 104H89V103H88ZM88 104H87V105H88ZM91 104H92V102H91ZM124 104H125V102H124ZM130 104H131V102H130ZM147 104H148V103H147ZM163 104L167 105V103H165V101L162 102V105H163ZM168 104H169V103H168ZM172 104H173V103H172ZM172 104H170V106H171ZM175 104H176L175 106H177V103H175ZM180 104H182V103L180 102ZM186 104H187V103H186ZM194 104H195V103H194ZM194 104H192V106H191V109H193L192 111L195 110V108H196V104H197V101H196L195 106H194ZM206 104H207V103H206ZM206 104H205V105H206ZM223 104H224V103H223ZM227 104H228V103H227ZM240 104H241V103H240ZM243 104H244V103H243ZM251 104H252V103H251ZM258 104H259V103H258ZM0 105H1V104H0ZM13 105H16V104H13ZM13 105H12V106H13ZM22 105H23V103H22ZM54 105H55V104H54ZM54 105H51V106L53 107ZM72 105H73V104H72ZM77 105H78V104H77ZM89 105H90V104H89ZM98 105H99V104H98ZM98 105H97V106H98ZM116 105H117V104H116ZM138 105H139V104H138ZM160 105H161V104H160ZM209 105H210V102H209ZM235 105H236V103H235ZM235 105H234V108H235ZM247 105H248V104H247ZM255 105H256V104H255ZM9 106H10V104H9ZM17 106H18V104H17ZM38 106H39V105H38ZM62 106H64V105H62ZM70 106H71V105H70ZM78 106H79V105H78ZM85 106H86V105H85ZM107 106H108V105H107ZM113 106H114V105H113ZM125 106H126V105H125ZM140 106H141V105H140ZM151 106H152V105H151ZM182 106H185V104H183ZM223 106H225V105H223ZM227 106H228V105H227ZM227 106H226V107H227ZM231 106H233V105L231 104ZM252 106H253V108L255 107L254 105H252ZM257 106H258V105H257ZM257 106H256V107H257ZM5 107H6V106H5ZM22 107H23V106H22ZM25 107H27V106H25ZM33 107H34V106H33ZM44 107H45V106H44ZM44 107H43V108H44ZM52 107H51V108H52ZM57 107H59V106H57ZM60 107H61V106H60ZM65 107L67 108V106H65ZM71 107H72V106H71ZM71 107H70V108H71ZM73 107H74V106H73ZM93 107H94V106H93ZM105 107H106V106H105ZM114 107H115V106H114ZM143 107H144V106H143ZM157 107H158V106H157ZM172 107H173V106H172ZM172 107H171V108H172ZM188 107H189V105H188ZM204 107H205V106H204ZM204 107H202V108H204ZM213 107H214V106H213ZM248 107L250 108V106H248ZM261 107H262V106H261ZM1 108H2V107H0V109H1ZM9 108H10V107H9ZM15 108H16V106H15ZM35 108H36V107H35ZM47 108H50L49 105H48ZM51 108H50V109H51ZM109 108H110V107H109ZM119 108H120V107H119ZM136 108H137V107H136ZM136 108H135V109H136ZM138 108H139V107H138ZM160 108H162V107H160ZM171 108H170V109H171ZM208 108H209V107H208ZM211 108H212V107H211ZM211 108H210V109H211ZM214 108H215V107H214ZM230 108H231V107H230ZM239 108H241V107H239ZM262 108H263V107H262ZM3 109H4V108H3ZM13 109H14V108H13ZM17 109H18V108H17ZM24 109H25V108H24ZM24 109H23V110H24ZM27 109H29V105H28V108H27ZM37 109H38V108H37ZM50 109H49V110H50ZM54 109H55V108H54ZM60 109H61V108H60ZM67 109H69V108H67ZM116 109H118V108H116ZM122 109H123V108H122ZM132 109H133V108H132ZM146 109H147V108H146ZM156 109H158V108H156ZM180 109H181V108H180ZM180 109H179V110H180ZM188 109H189V108H187V110H188ZM191 109H190V110H191ZM226 109H227V108H226ZM254 109H255V108H254ZM254 109H253V110H254ZM258 109H259V107H258ZM263 109H264V108H263ZM25 110H26V109H25ZM30 110H31V109H30ZM35 110H36V109H35ZM38 110H39V109H38ZM55 110H57V109H55ZM61 110H62V113H63L64 110H63V109H61ZM65 110H66V109H65ZM69 110H70V109H69ZM79 110H80V109H79ZM104 110H105V109H104ZM138 110H139V109H138ZM140 110H141V109H140ZM163 110H164V108H163ZM179 110H178V112H179ZM185 110H186V108H185ZM235 110H236V109H235ZM239 110H240V109H239ZM242 110H243V109H242ZM251 110H252V109H251ZM251 110H249V111H251ZM255 110H256V109H255ZM255 110H254V112H255ZM261 110H262V109H261ZM261 110H260V111H261ZM0 111H2V109H1ZM27 111H28V110H27ZM53 111H54V110H53ZM57 111H58V110H57ZM77 111H78V110H77ZM77 111H76V112H77ZM118 111H119V110H118ZM121 111H122V110H121ZM154 111H155V109H154ZM167 111L169 112V109H167ZM172 111H173V108H172ZM198 111H199V110H198ZM198 111H197V114H198ZM211 111H212V110H211ZM229 111H230V110H229ZM243 111L245 112V110H243ZM3 112H4V111H3ZM11 112H12V111H11ZM20 112H22V111H20ZM58 112H60V110H59ZM72 112H73V111H71L70 113H72ZM93 112H94V111H93ZM101 112L103 113V111H101ZM133 112H134V111H133ZM137 112H138V111H137ZM187 112H188V111H187ZM195 112H196V111H195ZM225 112H226V110H225ZM230 112H232V111H230ZM24 113H26V112L24 111ZM66 113H67V112H66ZM66 113H65V114H66ZM80 113H81V112H80ZM112 113H114V112H112ZM146 113H148V112H146ZM155 113H156V112H155ZM157 113H158V112H157ZM160 113L162 114L161 111H160ZM182 113H183V112H182ZM188 113H189V112H188ZM199 113L201 114L202 111L199 112ZM217 113H218V112H217ZM219 113H220V111H219ZM235 113H236V112H235ZM238 113H239V112H238ZM260 113H261V112H260ZM262 113H263V111H262ZM0 114H1V113H0ZM3 114H6V112L3 113ZM42 114H43V113H42ZM52 114H53V113H52ZM60 114H61V113H60ZM67 114H68V113H67ZM90 114H91V113H90ZM90 114H88V115L90 116ZM98 114H99V112H98ZM107 114H108V113H107ZM129 114H131V113H129ZM140 114H141V113H140ZM142 114H143V113H142ZM151 114H152V112L150 113V115H151ZM169 114H171V112H169L168 115H169ZM180 114H181V112H180ZM180 114H179V115H180ZM197 114H195V116H196V117H195V123H196V126H197V128H198L199 123H200V120H199L200 118H199V116H198ZM206 114H207V113H206ZM210 114H211V113H210ZM220 114H223V108H222V113H220ZM220 114H219V115H220ZM11 115H12V114H11ZM22 115H23L24 117H26L24 114H22ZM36 115H37V112H36ZM74 115H75V114H74ZM82 115H83V114H82ZM84 115H85V114H84ZM84 115H83V116H84ZM93 115H94V113H93ZM108 115H109V114H108ZM115 115H116V113L114 114V116H115ZM154 115H157V114H154ZM162 115H163V114H162ZM183 115H184V114H183ZM190 115H191V114H190ZM211 115H212V118H213V114H211ZM238 115H240V114H238ZM241 115H242V114H241ZM243 115H244V114H243ZM250 115H251V112H250ZM250 115H249V116H250ZM263 115H264V114H263ZM31 116L34 117V115H31ZM52 116H54L55 119H57V117H58V116L55 117L54 114H53ZM59 116H60V115H59ZM86 116H87V115H86ZM86 116H85V117H86ZM91 116H92V115H91ZM100 116H101V115H100ZM133 116H135V115H133ZM193 116H194V114H193ZM200 116H201V115H200ZM244 116H245V115H244ZM261 116H262V115H261ZM261 116H260V117H261ZM9 117H10V116H9ZM16 117H17V116H16ZM18 117H19V116H18ZM33 117H32V118H33ZM38 117H39V116H38ZM40 117H41V116H40ZM61 117H62V116H61ZM64 117H65V116H64ZM70 117H71V116H70ZM72 117H74V116H72ZM80 117H81V116H80ZM97 117H99V115H98ZM116 117H117V116H116ZM150 117H151V116H150ZM171 117H172V115H171ZM191 117H192V116H191ZM255 117H257V116H255ZM35 118H36V117H35ZM43 118L45 119V117H43ZM46 118H48V117H46ZM50 118H51V117H50ZM50 118H49V119H50ZM59 118H60V117H59ZM82 118H83V117H82ZM91 118H92V117H91ZM93 118H94V117H93ZM102 118H103V117H102ZM102 118H101V120H102ZM104 118H105V117H104ZM106 118H108V116H107ZM111 118H112V117H111ZM114 118H115V117H114ZM128 118H129V117H128ZM135 118H136V117H135ZM151 118H153V116H152ZM173 118H174V117H173ZM175 118H176V117H175ZM210 118H211V116H209V119H210ZM224 118H225V117H224ZM229 118H230V117H229ZM252 118H253V117H252ZM11 119H12V118H11ZM25 119H27V118H25ZM40 119H41V118H40ZM51 119H52V118H51ZM51 119H50V120H51ZM67 119H68V117H67ZM77 119H78V118H77ZM87 119H89V118H87ZM95 119H96V116H95L93 122H95ZM120 119H122V118H120ZM123 119H127V118L124 117ZM130 119H131V121H132V118H130ZM130 119H129V121H130ZM168 119H169V118L166 117V121H167ZM189 119H190V118H189ZM203 119H204V117H203ZM207 119H208V118H207ZM209 119L207 120V122L209 121ZM219 119H220V118H219ZM221 119H222V116H221ZM231 119H232V117H231ZM253 119H254L253 121L256 120L255 118H253ZM262 119H263V118H262ZM0 120H1V119H0ZM7 120H8V119H7ZM57 120H58V119H57ZM79 120H80V119H79ZM138 120H139V119H138ZM142 120H143V119H142ZM154 120H155V119H154ZM176 120H179V119H176ZM201 120H202V119H201ZM223 120H224V119H223ZM233 120H234V119H233ZM245 120H246V119H245ZM17 121H18V120H17ZM48 121H49V120H48ZM51 121H52V120H51ZM68 121H69V120H68ZM76 121H77V120H76ZM80 121H81V120H80ZM126 121H127V120H126ZM129 121H127V123H128ZM139 121H141V120H139ZM161 121H162V120H161ZM172 121H173V119H172ZM179 121H180V120H179ZM179 121H177V122L179 123ZM213 121H214V119H213ZM239 121H240V120H239ZM248 121H249V120H248ZM260 121H261V120H260ZM2 122L4 123V121L1 120V123H2ZM7 122H8V121H7ZM14 122H15V121H14ZM19 122H20V121H19ZM34 122H35V121H34ZM56 122H57V121H56ZM84 122H85V121H83V123H84ZM90 122H91V121H90ZM99 122H100V121H99ZM104 122H105V121H104ZM109 122H110V121H109ZM114 122H115V121H114ZM120 122H121V121H120ZM134 122H135V121H134ZM137 122H138V121H137ZM167 122H168V121H167ZM174 122H175V121H174ZM174 122H173V123H174ZM182 122H184V120H183ZM191 122L194 123L193 120H192ZM191 122H190V123H191ZM205 122H206V121H205ZM209 122H210V121H209ZM237 122H238V121H237ZM237 122H236V123H237ZM251 122H252V121H251ZM3 123H2V124H3ZM10 123H11V122H10ZM15 123H16V122H15ZM23 123H24V122H23ZM26 123H28V122H26ZM45 123H46V121H45ZM54 123H55V122H54ZM61 123H62V122H61ZM69 123H70V122H69ZM78 123H79V122H78ZM121 123H122V122H121ZM121 123H120V124H121ZM124 123H125V121H124ZM142 123H144V122H142ZM160 123L163 124L162 122H160ZM178 123H177V124H178ZM187 123H188V122H187ZM203 123H204V122H203ZM242 123H243V122H241V124H242ZM257 123H259V122H257ZM263 123H264V122H263ZM11 124H12V123H11ZM16 124H18V123H16ZM32 124H33V123H32ZM37 124H38V123H37ZM56 124L61 125L60 123H56ZM63 124H64V123H62V125H63ZM65 124H66V123H65ZM74 124H76V123H74ZM81 124H82V123H81ZM90 124H91V123H90ZM90 124H89V125H90ZM92 124H93V123H92ZM94 124H96V123H94ZM112 124H113V123H112ZM116 124H117V123H115V125H116ZM122 124H123V123H122ZM122 124H121V125H122ZM125 124H126V123H125ZM125 124H124V125H125ZM135 124H136V122H135ZM135 124H134V125H135ZM161 124H160V125H161ZM191 124H192V123H191ZM226 124H227V123H226ZM226 124H225V125H226ZM241 124H240V125H241ZM249 124H250V122H249ZM30 125H31V124H30ZM40 125H41V124H40ZM70 125H71V123H70ZM127 125H128V124H127ZM131 125H132V124H131ZM147 125H148V124H147ZM149 125H150V124H149ZM166 125H167V124H166ZM168 125H169V124H168ZM168 125H167V126H168ZM175 125H176V124H175ZM180 125H182V124H180ZM185 125H186V124H185ZM202 125H203V124H202ZM208 125H210V124H208ZM228 125H229V124H228ZM244 125H245V124H244ZM244 125H243V126H244ZM256 125H257V124H256ZM260 125L262 126V125H264V124H260ZM1 126H2V125H1ZM3 126H4V125H3ZM3 126H2V127H3ZM5 126H6V125H5ZM5 126H4V127H5ZM12 126H13V125H12ZM50 126H51V125H50ZM56 126H57V125H56ZM56 126H55V127H56ZM63 126H64V125H63ZM95 126H96V125H95ZM95 126H94V128H98V126H97V127H95ZM99 126H100V125H99ZM132 126H133V125H132ZM182 126H184V124H183ZM204 126H205V125H204ZM210 126H211V125H210ZM231 126H232V125H231ZM236 126H238V123H237ZM246 126H247V125H246ZM17 127H18V125L16 126V128H17ZM22 127H23V126H22ZM61 127H62V126H61ZM64 127H65V126H64ZM64 127H62V128H64ZM92 127H93V126H92ZM102 127H103V126H102ZM102 127H101V128H102ZM112 127H113V126H112ZM114 127H115V126H114ZM117 127H118V125H117ZM124 127H125V126H124ZM134 127H135V126H134ZM134 127H132V128H134ZM152 127H153V126H152ZM191 127H192V126H191ZM199 127H200V126H199ZM232 127H233V126H232ZM232 127H231V129H232ZM244 127H245V126H244ZM249 127H252V125H251V126L249 125ZM5 128H6V127H5ZM8 128H9V127H8ZM33 128H34V127H33ZM39 128H40V127H39ZM67 128H68V127H67ZM80 128H81V127H80ZM80 128H78V129H80ZM107 128H108V127H107ZM135 128H136V127H135ZM157 128H158V127H157ZM180 128H182V127H180ZM201 128H203V127H200L199 129H201ZM204 128H205V127H204ZM204 128H203V129H204ZM207 128H208V127H207ZM211 128H212V127H211ZM211 128H210V129H211ZM221 128H222V127H221ZM225 128H227V126H226ZM229 128H230V127H229ZM246 128H247V127H246ZM252 128H254V127H252ZM255 128H256V133H252V132H255V130H254V131H251V129H250V132L248 131L247 133H252V134H254V135L256 134V137H255V138H257V136H260V134H262V133H260L261 131H259V130L257 129V127H255ZM0 129H1V128H0ZM18 129H19V128H18ZM20 129H21V127H20ZM25 129H26V127H25ZM31 129H32V128H31ZM42 129H43V128H42ZM65 129H66V128H65ZM68 129H69V128H68ZM68 129H67V130H68ZM104 129H105V128H104ZM124 129H126V128H124ZM152 129H153V128H152ZM186 129H187V128H186ZM186 129H185L184 131H186ZM214 129L218 130V128H214ZM242 129H244V128H242ZM52 130H53V129H52ZM75 130L77 131V129H75ZM96 130H97V129H96ZM100 130H102V129H100ZM107 130H109V129H107ZM122 130H123V129H122ZM122 130H121V131H122ZM131 130H133V129H131ZM135 130H136V134H138L139 137H140L142 140H144V142H145L147 145H151V147H152V146H156V147H158V146H160V145H168L169 148H170V146L172 145L171 142H167V141L165 140L166 138L164 139L163 137H159L158 135H152V134L150 133V131H149L148 129H146L145 127H138V128H136ZM150 130H151V129H150ZM174 130H175V129H174ZM187 130H188V129H187ZM195 130H196V129H195ZM206 130H208V129H206ZM212 130H213V128H212ZM221 130H222V129H221ZM224 130H226V129H224ZM224 130H223V131H224ZM252 130H253V129H252ZM260 130H262V129H260ZM27 131H28V130H27ZM29 131H30V130H29ZM36 131H37V130H36ZM41 131H42V130H41ZM44 131H45V130H44ZM55 131H56V130H55ZM68 131L70 132V131H72V130H68ZM79 131H80V130H79ZM85 131H87V130H85ZM176 131H177V130H176ZM198 131H199V130H198ZM198 131H197V132H198ZM204 131H205V130H204ZM208 131H210V130H208ZM246 131H247V130H246ZM262 131H263V130H262ZM0 132H1V131H0ZM10 132L12 133L11 130H10ZM15 132H17V131L15 130ZM18 132H19V131H18ZM39 132H40V131H39ZM77 132H78V131H77ZM77 132H76V133H77ZM92 132H93V131H92ZM106 132H109V131H106ZM194 132H195V131H194ZM213 132H214V130H213ZM241 132H242V130H241ZM241 132H239V133H241ZM46 133H47V132H46ZM72 133H73V132H72ZM80 133H81V132H80ZM97 133H98V132H97ZM97 133H96V134H97ZM104 133H105V131H104ZM113 133H114V132H113ZM118 133H119V132H118ZM118 133H117V134H118ZM121 133L123 134V131H122ZM121 133H120V134H121ZM132 133H133V132H132ZM164 133H165V132H164ZM171 133H172V132H171ZM175 133H176V132H175ZM200 133H201V132H200ZM205 133H206V131H205ZM224 133H225V132H224ZM2 134H3V131H2ZM13 134H15V133H13ZM24 134H25V133H24ZM24 134H23V135H24ZM49 134H50V133H49ZM81 134H82V133H81ZM93 134H94V133H93ZM115 134H116V132H115ZM178 134H179V133H178ZM182 134H183V131H182ZM197 134H198V133H197ZM202 134H203V133H201V135H202ZM228 134L231 135L232 132H227V131H226L225 135H228ZM0 135H1V134H0ZM9 135H11V134H9ZM37 135H38V134H37ZM54 135H55V134H54ZM94 135H95V134H94ZM98 135H100V134L98 133ZM138 135H137V136H138ZM166 135H167V134H166ZM175 135H176V134H175ZM183 135H184V134H183ZM193 135H195V134L193 133ZM244 135H245V134H244ZM249 135H250V134H249ZM262 135H263V134H262ZM12 136H13V135H12ZM33 136H34V135H33ZM40 136H41V135H40ZM44 136H46V135H44ZM68 136H69V135H68ZM82 136H83V135H82ZM100 136H101V135H100ZM133 136H135V135H133ZM133 136H132V137H133ZM160 136H161V133H160ZM186 136H187V135H186ZM202 136H204V134H203ZM207 136H208V135H207ZM221 136H222V135H221ZM8 137H9V136H8ZM19 137H20V136H18V139H19ZM25 137H26V136H25ZM27 137H28V136H27ZM31 137H32V136H31ZM37 137H38V136H37ZM42 137H43V136H42ZM46 137H47V136H46ZM71 137H72V136H71ZM104 137H105V135H104ZM122 137H123V136H122ZM209 137H210V135H209ZM213 137H214V136H213ZM216 137H217V135H216ZM238 137H241V138L243 139V137L240 136V135H239ZM238 137H236V138H238ZM248 137H249V136H248ZM248 137H247V138H248ZM250 137H251V136H250ZM252 137H253V136H252ZM262 137H264V136H262ZM44 138H45V137H44ZM44 138H43V139H44ZM50 138H51V137H50ZM57 138H58V137H57ZM60 138H61V137H60ZM89 138H91V137H89ZM89 138H88V140H90ZM108 138H109V137H108ZM124 138H125V137H124ZM130 138H131V137H130ZM133 138H134V137H133ZM137 138H138V137H137ZM172 138H173V137H172ZM190 138H192V137H190ZM217 138H218V137H217ZM223 138H224V137H223ZM225 138H227V136H226ZM236 138H235V140H237ZM241 138H239V140H241ZM244 138H245V137H244ZM253 138H254V137H253ZM9 139H12V137L9 138ZM9 139H8V140H9ZM15 139L17 140L16 137H15ZM38 139H39V138H38ZM45 139H47V138H45ZM68 139H69V138H68ZM70 139H71V138H70ZM106 139H107V137H106ZM116 139H118V138H116ZM122 139H123V138H122ZM131 139H132V138H131ZM131 139H130V140H131ZM135 139H136V138H134V140H135ZM174 139H175V138H174ZM178 139H180V138H178ZM199 139H202V138L200 137ZM204 139H206V138H204ZM208 139H209V138H208ZM245 139H246V138H245ZM13 140H14V139H13ZM35 140H37V139H34V141H35ZM50 140H51V139H50ZM75 140H76V139H75ZM85 140H86V139H85ZM101 140H102V139H101ZM110 140H111V139H110ZM126 140H127V139H126ZM138 140H139V139H137V141H138ZM167 140H168V139H167ZM183 140H184V139H183ZM192 140H193V139H192ZM192 140H191V141H192ZM211 140H212V138H211ZM216 140H217V139H216ZM219 140H220V139H219ZM18 141H19V140H18ZM29 141H30V140H29ZM37 141H38V140H37ZM46 141H47V140H46ZM64 141H65V139H64ZM98 141H99V140H98ZM102 141H103V140H102ZM139 141H140V140H139ZM139 141H138V142H139ZM170 141H171V140H170ZM191 141H189V143H191ZM197 141H198V139H197ZM197 141H196V142H197ZM249 141H250V140H249ZM8 142H9V141H8ZM42 142H43V141H42ZM42 142H39V143L41 144ZM47 142H48V141H47ZM55 142H56V141H55ZM60 142H61V141H60ZM62 142H63V141H62ZM77 142H78V141H77ZM80 142H81V141H80ZM82 142H83V141H82ZM91 142H93V141L91 140ZM103 142H105V141H103ZM118 142H119V141H118ZM126 142H127V141H126ZM126 142H125V144H126ZM134 142H135V141H134ZM134 142H132V143H134ZM180 142H181V141H180ZM201 142H202V141H201ZM205 142H206V141H205ZM218 142H219V141H218ZM220 142H221V140H220ZM235 142H236V141H235ZM237 142H238V141H237ZM241 142H243V140H242ZM244 142H245V141H244ZM252 142H253V141H252ZM256 142H257V141H256ZM256 142H255V143H256ZM259 142L262 143L261 141H259ZM263 142H264V141H263ZM0 143H1V142H0ZM2 143H3V141H2ZM2 143H1V144H2ZM9 143H10V142H9ZM22 143H23V142H22ZM65 143H66V141H65ZM65 143H63V144H65ZM83 143H84V142H83ZM83 143H82V144H83ZM108 143H109V142H108ZM113 143H114V142H113ZM121 143H123V142L121 141ZM140 143H141V146H142V142H140ZM175 143H176V142H175ZM182 143H183V142H182ZM184 143H185V142H184ZM186 143H187V142H186ZM198 143H199V142H198ZM211 143H213V141H212ZM239 143H240V141H239ZM249 143H250V142H249ZM249 143H248V144H249ZM257 143H258V142H257ZM30 144H32V143H30ZM35 144H36V143H35ZM52 144H53V143H52ZM60 144H61V143H60ZM74 144H77L76 141H75ZM79 144H80V143H79ZM79 144H77V145L79 146ZM88 144H89V142H88ZM98 144H100V142H99ZM102 144H103V143H102ZM127 144H128V142H127ZM135 144H136V143H135ZM187 144H188V143H187ZM217 144H220V143H217ZM223 144H224V143H223ZM223 144H222V145H223ZM226 144H227V143H226ZM235 144H236V143H235ZM235 144H234V141H233V144H232V145L234 146ZM241 144H242V143H241ZM241 144H240V145H241ZM246 144H247V143H246ZM246 144H245V145H246ZM251 144H252V143H251ZM3 145H4V144H3ZM23 145H24V144H23ZM48 145H49V144H48ZM58 145H59V144H58ZM103 145H104V144H103ZM105 145H107V144H105ZM108 145L110 146V144H108ZM130 145H131V144H130ZM130 145H129V146H130ZM182 145H184V144H182ZM195 145H196V144H195ZM195 145H194V146H195ZM197 145H198V144H197ZM256 145H257V144H256ZM17 146H18V145H17ZM73 146H74V145H73ZM109 146H108V147H109ZM138 146H139V143H138ZM173 146H174V145H173ZM176 146H177V145H175V147H176ZM186 146H187V145H186ZM206 146H207V145H206ZM220 146H221V145H220ZM225 146H226V145H225ZM225 146H224V147H225ZM242 146H244V145H242ZM252 146H253V145H252ZM257 146H259V145H257ZM257 146H256V147H257ZM2 147H3V146H2ZM9 147H10V146H9ZM24 147H25V146H24ZM37 147H40V145L37 146ZM54 147L56 148V145H55ZM59 147H60V146H59ZM80 147H81V146H80ZM82 147H83V146H82ZM89 147H90V146H89ZM126 147H127V146H126ZM136 147H137V146H136ZM136 147H135V148H136ZM160 147H161V146H160ZM160 147H159V148H160ZM184 147H185V145H184ZM190 147H191V146H189V148H190ZM210 147H211V146H210ZM215 147H216V146H215ZM217 147H218V146H217ZM239 147H241V146H239ZM260 147H261V146H260ZM3 148H4V147H3ZM10 148H11V147H10ZM50 148H51V147H50ZM66 148L68 149V148H69V145H68V147L66 146ZM74 148H75V147H74ZM97 148H98V147H97ZM104 148H105V147H104ZM120 148H121V147H120ZM123 148H124V147H123ZM131 148H132V146H131ZM139 148H140V147H139ZM148 148H149V147H148ZM167 148H168V147H167ZM173 148H174V147H173ZM176 148H177V147H176ZM189 148H188V150H189ZM213 148H214V147H213ZM218 148H219V147H218ZM221 148H222V147H221ZM221 148H220V149H221ZM252 148H253V147H252ZM252 148H251V149H252ZM262 148H263V147H262ZM7 149H8V148H7ZM13 149L15 150L16 148L13 147L12 150H13ZM24 149H25V148H24ZM43 149H44V148H43ZM91 149H92V147H91ZM124 149H125V148H124ZM127 149H128V148H127ZM133 149H134V148H133ZM137 149H138V147H137ZM143 149H146V148H143ZM186 149H187V148H186ZM193 149H194V148H193ZM204 149H205V148H204ZM239 149H240V148H239ZM243 149H244V148H243ZM256 149H257V148H256ZM256 149H255V150H256ZM4 150L6 151V148H4ZM12 150H10V151H12ZM28 150H29V149H28ZM37 150H38V149H37ZM49 150H50V149H49ZM54 150H55V149H54ZM56 150H57V149H56ZM68 150H70V149H68ZM72 150H73V149H72ZM72 150H71V151H72ZM75 150H76V148H75ZM77 150H79V148H78ZM94 150L97 151V149H94ZM104 150H105V149H104ZM107 150H108V149H107ZM112 150H113V149H112ZM118 150H119V149H118ZM139 150H141V149H139ZM148 150H149V149H148ZM153 150H154V149H153ZM156 150H157V149H156ZM164 150H165V149H164ZM198 150H199V148H198ZM201 150H202V149H201ZM206 150H207V149H206ZM237 150H238V149H237ZM248 150H249V149H248ZM253 150H254V149H253ZM257 150H259V148H258ZM260 150H261V149H260ZM0 151H2V149H1ZM5 151H4V152H5ZM44 151H45V150H44ZM44 151H43V153H44ZM50 151H51V150H50ZM59 151H60V150H59ZM64 151H65V150H64ZM82 151H83V150H82ZM86 151H87V150H86ZM99 151H100V150H99ZM125 151H126V150H125ZM134 151L136 152L135 149H134ZM137 151H138V150H137ZM154 151H155V150H154ZM171 151H173V150H171ZM174 151H175V150H174ZM190 151H191V150H190ZM244 151H245V150H244ZM25 152H26V151H25ZM25 152H24V153H25ZM36 152H37V151H36ZM46 152H47V151H46ZM66 152H67V151H66ZM100 152H101V151H100ZM103 152H104V151H103ZM103 152H102V153H103ZM106 152H107V151H106ZM142 152H143V151H142ZM147 152L149 153V151H147ZM159 152H161V151H159ZM188 152H189V151H188ZM191 152H194V151H191ZM207 152H208V151H207ZM211 152H213V150H211ZM218 152H220V151H218ZM233 152H234V151H233ZM257 152H260V151H257ZM16 153H18V152H16ZM30 153H32V152H30ZM34 153H35V152H34ZM40 153H41V152H40ZM43 153H42L41 155H43ZM54 153H56V152H54ZM60 153H61V152H60ZM63 153H64V152H63ZM63 153H62V154H63ZM71 153H72V152H71ZM73 153H75V152H73ZM83 153H85V152H83ZM86 153L89 154V155H91V154H90L91 152H90V153L86 152ZM86 153H85V154H86ZM112 153L114 154V152H112ZM128 153H129V152H128ZM128 153H127V154H128ZM138 153L140 154L139 151H138ZM167 153H168V152H167ZM196 153H197V152H196ZM213 153H214V152H213ZM243 153H244V152H243ZM245 153H246V152H245ZM5 154H6V153H5ZM5 154H4V155H5ZM9 154H10V153H9ZM9 154H8V155H9ZM18 154H19V153H18ZM20 154H21V153H20ZM20 154H19V155H20ZM32 154H33V153H32ZM36 154H37V153H36ZM47 154H49V152H48ZM47 154H46V155H47ZM50 154H51V153H50ZM80 154H82V153L80 152ZM80 154H79V155H80ZM93 154H95V153H93ZM104 154H105V153H104ZM134 154H136V153H134ZM142 154H143V153H142ZM156 154H157V153H156ZM165 154H166V153H165ZM191 154H192V153H191ZM232 154H234V153H232ZM235 154H236V153H235ZM258 154H259V153H258ZM8 155H7V156H8ZM38 155H40V154H38ZM44 155H45V154H44ZM68 155H69V154H68ZM75 155H76V154H75ZM96 155H97V154H96ZM120 155H121V154H120ZM122 155H123V154H122ZM122 155H121V156H122ZM129 155H130V154H129ZM140 155H141V154H140ZM186 155H187V152L185 151V148H183V147H181V146L178 147V148L176 149V151H175V156H176V158H177V157H185ZM193 155H194V154H193ZM197 155H198V154H197ZM201 155H202V154H201ZM204 155H205V154H204ZM14 156H15V155H14ZM20 156H21V155H20ZM22 156H23V155H22ZM24 156H25V155H24ZM50 156H52V155H50ZM70 156H72V155H70ZM80 156H81V155H80ZM98 156H99V155H98ZM107 156H108V155H107ZM110 156H111V155H110ZM114 156H115V155H114ZM138 156H139V155H138ZM141 156H143V155H141ZM145 156H146V155H145ZM145 156H144V157H145ZM229 156H230V155H229ZM31 157H32V155H31ZM41 157H43V156H41ZM62 157H63V156H62ZM76 157H77V156H76ZM82 157H83V156H82ZM84 157H85V156H84ZM84 157H83V158H84ZM103 157H104V156H103ZM122 157H123V156H122ZM126 157H127V156H126ZM131 157H132V156H131ZM139 157H140V156H139ZM154 157H155V156H154ZM165 157H166V156H165ZM198 157H199V156H198ZM213 157H214V156H213ZM218 157H219V156H218ZM250 157H251V156H250ZM261 157H262V155H261ZM263 157H264V156H263ZM25 158H26V157H25ZM43 158H44V157H43ZM54 158H55V157H54ZM91 158H92V157H91ZM93 158H94V156H93ZM110 158H111V157H110ZM123 158H124V157H123ZM133 158H134V157H133ZM133 158H132V159H133ZM201 158H202V157H201ZM220 158H221V157H220ZM230 158H231V157H230ZM230 158H229V159H230ZM28 159H29V158H28ZM34 159H35V158H34ZM61 159H62V158H61ZM65 159H66V158H65ZM78 159H79V158H78ZM108 159H109V158H108ZM118 159H120V158H118ZM124 159H125V158H124ZM124 159H123V160H124ZM134 159H135V158H134ZM167 159H168V158H167ZM186 159H187V158H186ZM198 159H199V158H198ZM204 159H205V158H204ZM238 159H239V158H238ZM253 159H254V158H253ZM263 159H264V158H263ZM0 160H1V159H0ZM43 160H44V159H43ZM71 160H74V159H71ZM79 160H80V159H79ZM81 160H82V159H81ZM84 160H85V159H84ZM92 160L94 161V159H92ZM129 160H130V159H129ZM140 160H141V159H139V161H140ZM173 160H174V159H173ZM193 160H194V159H193ZM234 160H236V159H234ZM250 160H251V159H250ZM254 160H255V159H254ZM257 160H258V159H257ZM259 160H260V158H259ZM3 161H4V160H3ZM6 161H7V160H6ZM27 161H28V160H27ZM41 161H42V160H41ZM47 161H49V159H48ZM50 161H51V160H50ZM110 161H111V160H110ZM115 161H116V160H115ZM117 161H118V160H117ZM121 161H122V160H121ZM121 161H118V163H121ZM126 161H127V160H126ZM135 161H136V160H135ZM135 161H133V162H135ZM143 161H144V160H143ZM143 161H142V162H143ZM145 161H146V160H145ZM164 161H165V160H164ZM191 161H192V160H191ZM238 161H240V159H239ZM251 161H252V160H251ZM13 162H14V161H13ZM23 162H24V161H23ZM67 162H68V161H67ZM70 162H71V161H70ZM78 162L80 163V162H82V161H78ZM86 162H87V160H86ZM122 162H123V161H122ZM131 162H132V160H131ZM142 162H141V163H142ZM159 162H161V161H159ZM171 162H172V161H171ZM197 162H198V161H197ZM199 162H200V161H199ZM230 162H231V161H230ZM230 162H229V164H230ZM241 162H242V161H241ZM0 163H1V162H0ZM3 163H4V162H3ZM18 163H20V162H18ZM21 163H22V162H21ZM24 163H25V162H24ZM43 163H44V162H43ZM48 163H49V162H48ZM48 163H47L46 165H48ZM61 163H63V162H61ZM65 163H66V162H65ZM74 163H76L75 160H74ZM79 163H78V166H79ZM89 163H90V162H89ZM91 163H92V162H91ZM112 163H114V162H112ZM143 163H144V162H143ZM147 163H148V162H147ZM191 163H192V162H191ZM193 163H195V162H193ZM245 163H247V162H245ZM248 163H251V162H248ZM255 163L257 164L256 161H255ZM66 164H67V163H66ZM69 164H70V163H69ZM76 164H77V163H76ZM98 164H99V163H98ZM110 164H111V163H110ZM115 164L117 165V163H115ZM115 164H114V165H115ZM122 164H123V163H122ZM125 164H126V162H125ZM127 164H128V161H127ZM132 164H133V163H132ZM163 164H164V162H163ZM170 164H171V163H170ZM204 164H205V163H204ZM239 164H240V162H239ZM251 164H252V163H251ZM263 164H264V162H263ZM4 165H5V164H4ZM6 165H7V164H6ZM11 165H13V164H11ZM25 165H26V164H25ZM42 165H43V164H42ZM82 165H83V163H82ZM87 165H88V164H87ZM96 165H97V164H96ZM101 165H102V164H101ZM106 165H108V164H106ZM106 165H105V166H106ZM112 165H113V164H112ZM129 165H131V163H130ZM135 165H136V164H135ZM141 165H142V164H141ZM143 165H144V164H143ZM145 165H146V164H145ZM145 165H144V166H145ZM167 165H168V164H167ZM171 165H172V164H171ZM180 165H181V164H180ZM193 165H194V164H193ZM198 165H199V164H198ZM205 165H206V164H205ZM205 165H204V166H205ZM237 165H238V163L236 164V166H237ZM253 165H254V164H253ZM261 165H262V164H261ZM261 165H260V166H261ZM0 166H1V165H0ZM40 166H41V165H40ZM40 166H39V167H40ZM73 166H74V165H73ZM78 166H76V167H78ZM85 166H86V165H85ZM85 166H84V167H85ZM88 166H89V165H88ZM103 166H104V165H103ZM105 166H104V168H105ZM119 166H120V165H119ZM131 166H132V165H131ZM138 166H139V165H138ZM138 166H137V167H138ZM173 166H174V165H173ZM177 166H178V165H177ZM181 166H182V168H183V165H181ZM209 166H210V165H209ZM209 166H208V167H209ZM220 166H221V165H220ZM251 166H252V165H251ZM29 167H30V166H29ZM68 167H69V166H68ZM101 167H102V166H101ZM106 167H107V166H106ZM112 167H113V166H112ZM117 167H118V166H117ZM179 167H180V166H179ZM179 167H177V168L179 169ZM184 167H185V166H184ZM186 167H187V165H186ZM206 167H207V166H206ZM228 167H229V166H228ZM248 167H249V166H247V165H241V166H239L237 169H238V170H242V171H243L244 169H245V170H246V169L249 170L251 167H250V168H248ZM255 167L257 168V166H255ZM263 167H264V166H263ZM11 168L13 169V167H11ZM35 168H36V167H35ZM66 168H67V167H66ZM78 168H79V167H78ZM86 168H87V167H86ZM108 168H109V167H108ZM118 168H119V167H118ZM141 168H142V167H141ZM168 168H169V167H168ZM192 168H193V167H192ZM209 168H210V167H209ZM209 168H208V169H209ZM211 168L213 169V167H211ZM253 168H254V167H253ZM258 168H259V165H258ZM8 169H9V168L7 167V170H8ZM39 169H41V168H39ZM87 169H88V168H87ZM98 169H100L99 166H98ZM124 169H125V168H124ZM127 169H128V168H127ZM175 169H176V168L174 167V170H175ZM200 169H201V168H200ZM208 169H207V170H208ZM13 170H14V169H13ZM24 170H25V169H24ZM35 170H36V169H35ZM43 170H44V168H43ZM46 170H47V167H46ZM70 170H72V168H71ZM80 170H81V169H80ZM89 170H90V169H89ZM101 170H104V169H101ZM113 170H115V169H113ZM161 170L163 171V168L160 169V171H161ZM164 170H166V169H164ZM174 170H173V171H174ZM184 170H185V169H184ZM207 170H205V171H207ZM224 170H225V169H224ZM234 170H235V169H234ZM251 170H252V168H251ZM255 170H256V169H255ZM261 170H264V168L261 169ZM261 170H260V171H261ZM8 171H9V170H8ZM22 171H23V170H22ZM41 171H42V170H41ZM63 171H66V170H63ZM63 171H60V172H63ZM72 171L74 172V170H72ZM82 171H84V170L82 169ZM82 171H81V172H82ZM91 171H92V170H91ZM95 171H96V170H95ZM99 171H100V170H99ZM111 171H112V170H111ZM115 171H116V170H115ZM167 171H168V170H166V172H167ZM175 171H176V170H175ZM187 171H189V170L187 169ZM190 171H191V170H190ZM211 171H213V170H211ZM218 171H219V170H218ZM252 171H254V169H253ZM257 171H258V170H257ZM4 172H5V171H4ZM66 172H67V171H66ZM76 172H77V171H76ZM108 172H109V171H108ZM121 172H124V171H121ZM157 172H158V171H157ZM166 172H164V173H166ZM169 172H170V171H169ZM182 172H183V171H181V173H182ZM185 172H186V171H185ZM207 172H208V171H207ZM250 172H251V171H250ZM258 172H259V171H258ZM8 173H10V172H8ZM37 173H39V172H37ZM49 173H50V172H49ZM63 173H64V172H63ZM67 173H68V172H67ZM74 173H75V172H74ZM110 173H111V172H110ZM128 173H129V172H128ZM130 173H131V172H130ZM147 173H148V172H147ZM175 173H176V172H175ZM177 173H178V172H177ZM177 173H176V174H177ZM219 173H220V172H219ZM219 173H218V174H219ZM222 173H223V172H222ZM251 173H252V172H251ZM17 174H19V173H17ZM20 174L22 175V173H20ZM52 174H53V173H52ZM58 174H59V173H58ZM69 174H70V173H69ZM76 174H77V173H76ZM88 174H89V173H88ZM90 174H91V173H90ZM100 174H101V173H100ZM113 174H114V173H113ZM119 174L121 175L122 173H119ZM123 174H124V173H123ZM134 174H135V173H134ZM149 174H150V173H149ZM155 174H156V173H155ZM155 174H154V175H155ZM162 174H163V173H162ZM173 174H174V173H173ZM203 174H204V173H203ZM238 174H239V173H238ZM241 174H242V173H241ZM241 174H240V175H241ZM258 174H259V173H258ZM2 175H3V174H2ZM12 175H14V174H12ZM26 175H27V174H26ZM31 175H33V174H31ZM34 175H35V174H34ZM40 175H41V174H40ZM42 175H43V174H42ZM84 175H86V173H84ZM84 175H83V177H84ZM94 175H95V173H94ZM111 175H112V174H111ZM143 175L146 176L145 174H143ZM178 175H179V174H178ZM204 175H205V174H204ZM234 175H235V174H234ZM244 175H245V174H244ZM256 175H257V174H256ZM260 175H263V173H261ZM53 176L55 177L56 175H53ZM58 176H59V175H58ZM65 176H66V175H65ZM77 176H78V175H77ZM87 176H88V175H87ZM106 176H107V175H106ZM114 176H115V175H114ZM114 176H112V177L114 178ZM116 176H117V175H116ZM136 176H137V175H136ZM136 176H135V177H136ZM140 176H141V175H140ZM147 176H148V175H147ZM169 176H170V173H169ZM173 176H174V175H173ZM216 176H217V175H216ZM219 176H220V175H219ZM235 176H236V175H235ZM245 176H247V175H245ZM36 177H37V176H35L34 178H36ZM41 177H42V176H41ZM49 177H50V175H49ZM73 177H74V176H73ZM81 177H82V176H81ZM81 177H80V178H81ZM83 177H82V178H83ZM108 177H110V175H109ZM118 177H120V176H118ZM150 177H151V175H150ZM156 177H157V176H156ZM156 177H155V178H156ZM180 177L182 178V175H180ZM191 177H192V176H191ZM207 177H209V176L207 175ZM243 177H244V176H243ZM250 177H251V176H250ZM252 177H253V176H252ZM15 178H16V176H15ZM32 178H33V177H32ZM38 178H39V176H38ZM44 178H46V177H44ZM85 178H86V177H85ZM85 178H83V179L85 180ZM89 178H90V177H89ZM96 178H98V177H96ZM128 178H129V177H128ZM128 178H127V180H128ZM131 178H132V177H131ZM151 178H153V177H151ZM155 178H154V179H155ZM177 178H178V177H177ZM192 178H194V177H192ZM203 178H204V177H203ZM209 178H210V177H209ZM216 178H217V177H216ZM219 178H220V177H219ZM241 178H242V177H241ZM241 178H240V179H241ZM255 178H257V177H255ZM263 178H264V176H263ZM17 179H19V178H17ZM48 179H51V178H48ZM57 179H58V177H57ZM57 179H55V180H56L55 182L58 181ZM70 179H72V178H70ZM86 179H87V178H86ZM92 179H93V178H92ZM135 179H137V178H135ZM143 179H144V178H142V180H143ZM149 179H150V178H149ZM149 179L147 178V180H149ZM154 179H153V180H154ZM171 179H172V178H171ZM238 179H239V178H238ZM243 179H244V178H243ZM11 180H12V179H11ZM20 180H21V179H20ZM20 180H19V181H20ZM25 180H26V178H25ZM25 180H24V182H25ZM38 180H39V179H38ZM63 180H64V179H63ZM80 180H81V179H80ZM90 180H91V179H90ZM96 180H97V179H96ZM98 180H99V178H98ZM98 180H97V181H98ZM112 180H113V179H112ZM114 180H115V179H114ZM130 180H131V179H130ZM132 180H133V179H132ZM153 180H152V182H153ZM156 180H157V179H156ZM159 180H160V178H159ZM175 180H177V179H175ZM175 180H174V181H175ZM179 180H180V179H179ZM181 180H182V179H181ZM183 180H184V179H183ZM204 180H205V179H204ZM245 180H246V179H245ZM257 180H258V178H257ZM7 181H8V180H7ZM47 181H48V180H47ZM67 181H68V180H67ZM75 181H76V180H75ZM93 181H94V180H93ZM93 181H92V182H93ZM97 181H94V183L97 182ZM101 181H103V180L101 179ZM110 181H111V179H110ZM117 181H118V180H117ZM125 181H126V179H125ZM136 181H137V180H136ZM136 181H135V182H136ZM140 181H141V180H140ZM144 181H145V180H144ZM193 181H194V180H193ZM196 181H197V180H196ZM199 181H200V180H199ZM208 181H209V180H208ZM213 181H214V180H213ZM229 181H230V180H229ZM250 181H251V180H250ZM3 182H4V181H3ZM12 182H13V181H12ZM33 182H34V181H33ZM53 182H54V181H53ZM71 182H73V181H71ZM77 182H78V181H77ZM79 182H80V181H79ZM81 182H82V181H81ZM106 182H109V181H106ZM115 182H116V181H115ZM121 182H122V181H121ZM123 182H124V181H123ZM152 182H151V183H152ZM161 182H162V181H161ZM185 182H186V178H185ZM188 182H189V181H188ZM218 182H219V181H218ZM221 182H222V181H221ZM244 182H245V181H244ZM244 182H243V183H244ZM18 183H19V182H18ZM26 183H27V182H26ZM30 183H31V180H30ZM83 183H84V182H83ZM83 183H82V184H83ZM98 183L100 184V181H98ZM101 183H103V182H101ZM118 183H119V182H118ZM141 183H142V181H141ZM141 183H140V185H141ZM143 183H144V182H143ZM155 183H157V182H155ZM164 183H165V182H164ZM174 183H175V182H174ZM192 183H193V182H192ZM195 183H196V182H195ZM195 183H194V184H195ZM212 183H213V182H212ZM248 183L250 184V182H248ZM259 183H260V182H259ZM0 184H2V183H0ZM38 184H39V183H38ZM45 184H47V183H45ZM57 184H58V183H57ZM79 184H80V183H79ZM91 184H93V183H91ZM96 184H97V183H96ZM137 184H138V183H137ZM144 184H145V183H144ZM157 184H158V183H157ZM165 184H166V183H165ZM172 184H173V183H172ZM172 184H171V185H172ZM176 184H177V182H176ZM185 184L187 185L188 183H185ZM252 184H253V183H252ZM13 185H14V184H13ZM22 185H23V184H22ZM24 185H25V184H24ZM29 185H30V184H29ZM33 185H35V184H33ZM47 185H48V184H47ZM47 185H43V186L45 187V186H47ZM58 185H59V184H58ZM60 185H61V184H60ZM60 185H59V186H60ZM66 185H67V184H66ZM68 185L71 186L72 184H68ZM73 185H75V184L73 183ZM93 185H95V184H93ZM130 185H131V183H130ZM148 185H151V184H148ZM159 185H160V184H159ZM179 185H180V184H179ZM188 185H189V184H188ZM188 185H187V186H188ZM201 185H202V184H201ZM219 185H220V184H219ZM254 185H255V184H254ZM259 185H260V184H259ZM261 185H263V184H261ZM261 185H260V186H261ZM9 186H10V185H9ZM16 186H17V185H16ZM18 186H19V184H18ZM25 186H26V185H25ZM49 186H50V185H49ZM77 186H78V185H77ZM85 186H87V185H85ZM85 186H84V187H85ZM96 186H99V185L97 184ZM110 186H111V184H110ZM115 186H116V185H115ZM127 186H128V185H127L125 182H124V183H121V190H123V191L126 190V189H127V188H126ZM141 186H142V185H141ZM155 186H156V185H155ZM164 186H165V185H163V187H164ZM166 186H167V185H166ZM168 186H169V184H168ZM174 186H175V185H174ZM198 186H199V185L197 184V187H198ZM242 186H243V185H242ZM19 187H20V186H19ZM23 187H24V186H23ZM34 187H35V186H34ZM51 187H52V186H51ZM51 187H50V188H51ZM54 187H55V186H54ZM84 187H83V188H84ZM91 187L94 188L93 186H91ZM129 187H130V186H129ZM134 187H135V186H134ZM138 187H139V185H138ZM142 187H143V186H142ZM144 187H145V186H144ZM144 187H143V188H144ZM152 187H153V186H152ZM188 187H189V186H188ZM199 187H200V186H199ZM225 187H226V186H225ZM39 188H41V186H40ZM46 188H47V187H46ZM62 188H63V187H62ZM81 188H82V187H81ZM96 188H97V189H98V188L100 189V187H96ZM96 188H95V189H96ZM114 188H115V187H114ZM136 188H137V187H136ZM148 188H149V187H147V189H148ZM164 188H166V187H164ZM167 188H168V187H167ZM172 188H174V187H172ZM175 188H176V187H175ZM181 188H182V186H181ZM201 188H202V187H201ZM204 188H205V187H204ZM261 188H263V187H261ZM15 189H16V188H15ZM19 189H20V188H19ZM23 189H24V188H23ZM29 189H31V188H29ZM29 189H28V190H29ZM34 189H35V188H34ZM47 189H48V188H47ZM54 189H55V188H54ZM68 189H69V188H68ZM68 189L66 188V190H68ZM76 189H77V188H76ZM85 189H86V188H85ZM88 189H89V187H88ZM104 189H105V188H104ZM107 189H108V188H107ZM117 189H118V188H117ZM117 189H116V190H117ZM119 189H120V187H119ZM134 189H135V188H134ZM151 189H152V188H151ZM155 189H156V188H155ZM176 189H178V188H176ZM192 189L194 190V188H192ZM231 189H232V188H231ZM2 190H3V189H2ZM2 190H1V191H2ZM37 190H38V189H37ZM42 190H43V189H42ZM51 190H52V189H51ZM59 190H60V189H59ZM63 190H64V189H63ZM79 190H80V189H79ZM89 190H90V189H89ZM129 190H130V189H129ZM129 190H128V192H129ZM153 190H154V189H153ZM157 190H158V189H157ZM160 190H161V192H162V189H160ZM160 190H158V191H160ZM168 190H170V189H168ZM224 190H225V188H224ZM235 190H236V188H235ZM250 190H251V189H250ZM4 191H5V190H4ZM8 191H9V190H8ZM16 191H17V190H16ZM34 191H35V190H34ZM39 191H40V190H39ZM39 191H36V192H39ZM72 191H73V190H72ZM74 191H75V190H74ZM83 191H84V189H83ZM85 191L87 192V190H85ZM94 191H95V190H94ZM94 191H93V192H94ZM107 191H108V190H107ZM133 191H134V190H133ZM140 191H141V189H140ZM181 191H182V190H181ZM181 191H180V192H181ZM197 191H198V190H197ZM248 191H249V190H248ZM28 192H29V191H28ZM56 192H57V191H56ZM90 192H91V191H90ZM97 192H100V191L98 190ZM128 192H127L126 194H129V193H130V192H129V193H128ZM131 192H132V191H131ZM145 192H146V191H145ZM171 192H174V191H171ZM189 192H190V191H189ZM199 192L201 193V191H199ZM216 192H217V191H216ZM224 192H225V191H224ZM236 192H237V191H236ZM238 192H239V191H238ZM39 193H40V192H39ZM46 193H47V192H46ZM53 193H54V192H53ZM57 193H58V192H57ZM72 193H75V192H72ZM77 193H80V192H77ZM87 193H88V192H87ZM133 193H134V192H133ZM136 193H137V192H136ZM136 193H135V194H136ZM138 193H140V192H138ZM143 193H144V191H143ZM146 193H148V192H146ZM146 193H145V194H146ZM152 193H153V191H152ZM156 193H157V191H156ZM165 193H166V192H165ZM165 193H163V194H165ZM174 193H175V192H174ZM178 193H179V192H178ZM190 193H191V192H190ZM195 193H196V192H194V194H195ZM229 193H230V192H229ZM17 194H18V193H17ZM20 194H22V192H21ZM25 194H27V192H25ZM25 194H24V195H25ZM32 194H33V191H32ZM40 194H41V193H40ZM43 194H44V193H43ZM49 194H50V193H49ZM49 194H48V195H49ZM55 194H56V193H55ZM95 194H96V191H95ZM99 194H100V193H99ZM99 194H98V195H99ZM118 194H119V193H118ZM130 194H131V193H130ZM150 194H151V192H150ZM179 194H181V193H179ZM187 194H188V193H187ZM192 194H193V193H192ZM203 194H204V193H203ZM203 194H202V195H203ZM207 194H208V193H207ZM212 194H213V193H212ZM248 194H249V193H248ZM248 194H247V195H248ZM4 195H5V194H4ZM4 195H3V196H4ZM41 195H42V194H41ZM41 195H40V196H41ZM45 195H46V194H45ZM102 195H103V194H101L100 196H102ZM124 195H125V194H124ZM151 195H152V194H151ZM165 195H166V194H165ZM181 195H182V194H181ZM196 195H198V193H197ZM249 195H250V194H249ZM33 196H34V195H33ZM100 196H99V197H100ZM103 196H104V195H103ZM105 196H106V194H105ZM113 196H114V195H113ZM118 196H119V195H118ZM135 196H136V195H135ZM139 196H140V195H139ZM146 196H147V195H146ZM148 196H149V194H148ZM152 196H153V195H152ZM152 196H150V198H151ZM172 196H173V194H172ZM174 196H175V195H174ZM177 196H178V195H177ZM184 196H186V195H184ZM184 196L182 195L183 198H184ZM221 196H222V195H221ZM221 196H220V197H221ZM227 196H228V195H227ZM235 196H236V195H235ZM254 196H255V195H254ZM10 197H12V196H10ZM20 197H21V196H20ZM23 197H24V196H23ZM23 197H22V201H23ZM38 197H39V196H38ZM41 197H42V196H41ZM41 197H40V198H41ZM61 197H62V196H61ZM128 197H129V196H128ZM131 197H132V195H131ZM158 197H160V195H158ZM197 197H198V196H197ZM215 197H216V196H215ZM220 197H219V199H221ZM223 197H224V196H223ZM239 197H240V196L238 195V198H239ZM251 197H252V196H251ZM24 198H25V197H24ZM26 198H27V197H26ZM28 198H29V197H28ZM28 198H27V199H28ZM49 198H50V197H49ZM49 198H48V199H49ZM67 198H68V197H67ZM76 198H77V197H76ZM83 198H84V197H83ZM106 198H107V197H105V199H106ZM118 198H119V197H118ZM118 198H116V199H118ZM122 198H123V197H122ZM125 198H126V197H125ZM143 198H145V197H143ZM146 198H147V197H146ZM171 198H173V197H171ZM174 198H175V197H174ZM191 198H192V196H191ZM238 198H237V200H238ZM242 198H243V197H242ZM257 198H259V197H257ZM7 199H8V198H7ZM14 199H15V197H14ZM31 199H32V198H31ZM72 199H73V198H72ZM98 199H99V198H98ZM105 199H104V200H105ZM127 199H128V198H127ZM130 199H132V198H130ZM133 199H134V198H133ZM136 199H137V197H136ZM136 199H135V201H136ZM151 199H153V198H151ZM168 199H170V198H168ZM180 199H181V198H180ZM197 199H198V198H197ZM206 199H207V198H206ZM219 199H218V200H219ZM225 199H226V198H225ZM233 199H235V198H233ZM250 199H251V198H250ZM260 199H261V198H259V200H260ZM8 200H9V199H8ZM8 200H6V201H8ZM24 200H25V199H24ZM64 200H65V199H64ZM64 200H63V202H64ZM66 200H67V199H66ZM77 200H79V199H77ZM77 200H76V201H77ZM100 200H101V199H100ZM114 200H115V199H114ZM120 200H121V199H120ZM139 200H141V199H139ZM144 200H145V199H144ZM148 200L150 201L149 198H148ZM156 200H157V198H156ZM160 200H161V199H160ZM164 200H165V198H164ZM171 200H172V199H171ZM171 200H170V201H171ZM183 200H187V199H183ZM210 200H212V199H210ZM214 200H216V199H214ZM4 201H5V200H4ZM6 201H5V202H6ZM15 201H16V200H15ZM42 201H43V200H42ZM54 201H55V200H54ZM56 201H57V200H56ZM56 201H55V202H56ZM94 201H95V200H94ZM115 201H116V200H115ZM128 201H129V199L127 200V203H128ZM133 201H134V200H133ZM141 201H142V200H141ZM141 201H140V202H141ZM145 201H146V200H145ZM149 201H148V202H149ZM165 201H166V200H165ZM170 201H168V202H169V205H170ZM221 201H222V200H221ZM227 201H228V199H227ZM238 201H239V200H238ZM33 202H34V201H33ZM74 202H75V201H74ZM81 202H82V199H81ZM81 202H80V204H81ZM102 202H103V201H102ZM105 202H106V200H105ZM112 202H113V200H112ZM117 202H118V200H117ZM117 202H115V203H117ZM125 202H126V201H125ZM140 202H139V203H140ZM142 202H144V201H142ZM158 202H159V201H158ZM168 202H166V203H168ZM173 202H174V200H173ZM173 202H171V204H172ZM178 202H179V200H178ZM201 202H202V201H201ZM211 202H212V201H211ZM213 202H214V201H213ZM224 202H225V200H224ZM234 202H235V201H234ZM241 202H242V201H241ZM256 202H257V201H256ZM2 203H3V202H2ZM14 203H15V202H14ZM57 203H59V202H57ZM57 203H54V204H57ZM60 203H62V202H61V198H60ZM64 203H66V202H64ZM64 203H62V204H64ZM103 203H104V202H103ZM109 203H110V202H109ZM122 203H124V202H122ZM127 203H126V205H127ZM131 203H133V202L131 201ZM155 203H157V201L154 202V204H155ZM164 203H165V202H163V204H164ZM174 203H175V202H174ZM174 203H173V206L171 205L172 207H175V206H174ZM261 203H262V202H261ZM4 204H5V203H4ZM20 204H22V203H20ZM28 204H29V203H28ZM50 204H51V203H50ZM66 204H67V203H66ZM68 204H69V203H68ZM84 204L86 205V203H84ZM84 204H83V205H84ZM101 204H102V203H101ZM119 204H121V203H119ZM136 204L138 205V202H137ZM136 204H135V205H136ZM140 204H141V203H140ZM146 204H147V203H146ZM150 204H151V203H150ZM157 204H158V203H157ZM186 204H187V203H186ZM208 204H209V202H208ZM214 204H215V203H214ZM219 204H220V203H219ZM230 204H231V203H230ZM233 204H234V203H233ZM239 204H240V203H239ZM12 205H13V204H12ZM32 205H33V204H32ZM43 205H44V204H43ZM88 205H89V204H88ZM91 205H92V203H91ZM115 205H116V204H115ZM126 205H124V206H126ZM129 205H131V207H132L133 204H129ZM141 205H143V204H141ZM159 205H160V203H159ZM164 205H165V204H164ZM183 205H184V204H183ZM198 205H199V204H198ZM198 205H197V206H198ZM211 205H212V204H211ZM250 205H251V204H250ZM14 206H16V205H14ZM14 206H13V207H14ZM46 206H47V205H46ZM52 206H53V205H52ZM60 206L62 207L61 204H60ZM60 206H59V207H60ZM68 206H69V205H68ZM68 206H66V207H68ZM72 206H73V205H72ZM72 206L70 205V207H71L70 209L73 208ZM78 206H79V205H78ZM86 206H87V205H86ZM94 206H95V205H94ZM101 206H102V205H101ZM122 206H123V204H122ZM147 206H148V205H147ZM149 206H150V205H149ZM161 206L163 207V205H161ZM171 206H170V207H171ZM180 206H181V205H180ZM180 206H179V208H180ZM221 206H223V205H221ZM228 206H229V205H228ZM231 206H232V205H231ZM245 206H246V205H245ZM247 206H249V205H247ZM247 206H246V207H247ZM0 207H1V205H0ZM33 207H34V206H33ZM44 207H45V206H44ZM48 207H49V206H48ZM53 207H54V206H53ZM88 207H89V206H88ZM108 207H109V206H108ZM112 207L114 208V206H112ZM144 207H145V206H144ZM144 207H142V208H144ZM177 207H178V206H177ZM186 207H187V206H186ZM192 207H193V206H192ZM206 207H207V206H206ZM214 207H215V206H214ZM238 207H240V206H238ZM242 207H243V206H242ZM24 208H25V207H24ZM42 208H43V207H42ZM62 208H64V207H62ZM82 208H84V207H82ZM90 208H91V207H90ZM90 208H89V209H90ZM100 208H101V207H100ZM120 208H122V207H120ZM124 208H125V207H124ZM127 208H129V206H127ZM127 208H126V209H127ZM132 208H133V207H132ZM136 208H137V207H136ZM136 208H134V209H136ZM159 208H160V207H159ZM163 208H165V207H163ZM188 208H190V207H188ZM208 208H209V207H208ZM225 208H226V207H225ZM234 208H235V207H234ZM250 208H251V207H250ZM5 209H6V208H5ZM8 209H9V208H8ZM8 209H7V210H8ZM19 209H20V208H19ZM19 209H18V210H19ZM35 209H36V208H35ZM40 209H41V208H40ZM45 209H47V208H45ZM50 209H51V208H50ZM53 209H54V208H53ZM56 209H59V208H56V207H55V210H56ZM65 209H66V208H65ZM76 209H77V207H76ZM91 209H93V207H92ZM101 209H102V208H101ZM101 209H99V212L95 211L97 215H98V213H100V210H101ZM105 209H106V208H105ZM114 209H115L116 212H117V209H116V208H114ZM139 209H140V208H139ZM204 209H205V208H204ZM220 209H221V208H220ZM222 209H223V208H222ZM246 209H247V208H246ZM1 210H2V209H1ZM30 210H31V209H30ZM61 210H62V209H60V212H61ZM66 210H67V209H66ZM86 210H87V209H86ZM107 210H109V209H107ZM121 210H122V209H121ZM128 210H129V209H128ZM130 210H131V209H130ZM130 210H129V211H130ZM132 210H133V209H132ZM152 210H153V208H152ZM154 210H155V209H154ZM158 210H159V209H158ZM166 210H168L167 207H166ZM166 210H165V211H166ZM170 210H171V209H170ZM172 210H173V209H172ZM172 210H171V212H172ZM176 210H177V209H176ZM193 210H195V209H193ZM196 210H197V209H196ZM201 210H202V209H201ZM201 210H200V211H201ZM215 210H216V209H215ZM218 210H219V208H218ZM234 210H235V209H234ZM240 210H241V209H240ZM12 211H13V210H12ZM14 211L16 212V210H14ZM27 211H28V210H27ZM48 211H49V209H48ZM52 211H54V210H52ZM56 211H58V210H56ZM56 211H55V213H56ZM82 211H83V210H82ZM89 211H91V210H89ZM89 211H88V212H89ZM141 211H142V210H141ZM156 211H157V209H156ZM163 211H164V210H163ZM181 211H183V210H181ZM186 211H187V210H186ZM200 211H199V212H200ZM230 211H231V210H230ZM253 211H254V209H253ZM19 212H21V209H20ZM36 212H37V211H36ZM38 212H39V211H38ZM46 212H47V211H46ZM67 212H68V211H67ZM69 212H70V211H69ZM69 212H68V213H69ZM85 212H87V211H85ZM91 212H92V211H91ZM91 212H90V213H91ZM108 212H110V211H108ZM114 212H115V211H114ZM116 212H115V213H116ZM122 212H123V210H122ZM126 212H127V211H126ZM130 212H131V211H130ZM130 212H129V213H130ZM133 212H134V210L132 211V213H133ZM135 212H136V210H135ZM135 212H134V214L137 213V212H136V213H135ZM138 212H140V211L138 210ZM146 212H147V209H146ZM151 212H153V211H151ZM159 212H160V211H159ZM159 212H158V213H159ZM177 212H178V210H177ZM183 212H184V211H183ZM187 212H188V211H187ZM197 212H198V211H197ZM217 212H218V211H217ZM246 212H247V210H246ZM254 212H255V211H254ZM47 213H48V212H47ZM57 213H58V212H57ZM63 213H64V212H63ZM72 213H75V212L72 211ZM72 213H69V216H70V217H71L70 214H72ZM120 213H121V212H120ZM166 213H167V212H166ZM169 213H170V212H169ZM180 213H181V212H180ZM200 213H201V212H200ZM208 213H209V212H208ZM222 213L224 214V212H222ZM240 213H241V212H240ZM244 213H245V212H244ZM7 214H8V212H7ZM37 214H38V213H37ZM52 214H53V213H51V215H52ZM60 214H61V213H60ZM91 214H93V213H91ZM100 214H101V213H100ZM116 214H117V213H116ZM122 214H125V213L123 212ZM122 214H121V215H122ZM130 214H131V213H130ZM149 214H150V212H149ZM163 214H164V213H163ZM167 214H168V213H167ZM170 214H171V213H170ZM211 214H212V213H211ZM214 214H215V213H214ZM218 214H219V213H218ZM226 214H227V213H226ZM232 214H233V213H232ZM238 214H239V213H238ZM238 214H237V215H238ZM250 214H251V213H250ZM4 215H5V214H4ZM10 215H11V214H10ZM22 215H23V214H22ZM22 215H21V216H22ZM38 215H39V214H38ZM38 215H37V216H38ZM47 215H49V214H47ZM61 215H62V214H61ZM65 215H66V214H65ZM67 215H68V214H67ZM67 215H66V216H67ZM80 215H81V214H80ZM88 215H89V214H88ZM88 215H86V216H88ZM97 215H96V217H97ZM101 215H102V214H101ZM103 215H104V213H103ZM105 215H106V214H105ZM107 215H108V214H107ZM127 215H128V214H127ZM147 215H148V213H147ZM147 215H146V216H147ZM164 215H165V214H164ZM178 215H179V214H177V216H178ZM184 215H185V214H184ZM184 215H183V216H184ZM190 215H191V214H190ZM194 215H195V214H194ZM241 215H242V214H241ZM243 215H244V214H243ZM8 216H9V215H8ZM18 216H19V215H18ZM29 216H31V215H29ZM53 216H54V215H53ZM66 216L63 215V217H66ZM72 216H74V215H72ZM78 216H79V215H78ZM116 216H117V215H116ZM131 216H132V215H131ZM136 216H137V214H136ZM136 216H135V217H136ZM143 216H144V215H143ZM143 216H141V217H143ZM146 216H145V217H146ZM167 216H168V215H167ZM172 216H173V215H172ZM175 216H176V214H175ZM231 216H232V215H231ZM248 216H249V215H248ZM1 217H3V215H2ZM10 217H11V216H10ZM14 217H15V216H14ZM26 217H27V216H26ZM40 217H41V216H40ZM44 217H46V216H44ZM49 217H50V216H49ZM90 217H94V214H93V216L91 215ZM90 217H89V218H90ZM120 217H121V216H120ZM145 217H144V218H145ZM181 217H182V216H181ZM187 217H188V216H187ZM187 217H186V215H185V218H187ZM189 217H190V216H189ZM195 217H197V216H195ZM201 217H202V216H201ZM207 217H208V216H207ZM212 217H213V216H212ZM220 217H222V216L220 215ZM229 217H230V215H229ZM250 217H253V216H250ZM250 217H248V218H250ZM58 218H59V217H58ZM103 218H104V217H102V219H103ZM105 218H106V217H105ZM118 218H119V217H118ZM125 218H126V217H124V219H125ZM146 218H147V217H146ZM148 218H149V217H148ZM148 218H147V219H148ZM155 218H156V215H155ZM191 218H192V217H191ZM199 218H200V216H199ZM209 218H210V217H209ZM216 218H217V216H216ZM237 218H238V217H237ZM246 218H247V217H246ZM262 218H263V217H262ZM19 219H20V218H19ZM27 219H28V218H27ZM29 219H30V218H29ZM78 219H79V217H78ZM85 219H87V218H85ZM91 219L93 220V218H91ZM100 219H101V218H100ZM100 219H99V220H100ZM116 219H117V218L115 217V221H118V220H116ZM126 219H127V218H126ZM130 219H131V218H130ZM133 219H134V217H133ZM136 219H137V217H136ZM140 219H141V218H140ZM152 219H153V218H152ZM157 219H158V218H157ZM162 219H163V218H162ZM170 219H171V218H170ZM178 219L180 220V218H178ZM192 219H193V218H192ZM197 219H198V218H197ZM207 219H208V218H207ZM207 219H206V220H207ZM227 219H229V218H227ZM232 219H233V218H232ZM238 219H239V218H238ZM40 220H41V219H40ZM43 220H44V219H43ZM49 220H50V219H49ZM55 220H56V219H55ZM127 220H128V222H131V221H129V219H127ZM150 220H151V219H150ZM155 220H156V219H155ZM175 220H176V218H175ZM182 220H183V218H182ZM186 220H187V219H186ZM201 220H202V219H201ZM248 220H249V219H248ZM256 220H257V219H256ZM17 221H18V219H17ZM21 221H22V220H21ZM27 221H28V220H27ZM41 221H42V220H41ZM47 221H48V220H47ZM85 221H86V220H85ZM106 221H109V220H106ZM137 221H139V219H138ZM158 221H159V220H158ZM165 221H166V220H165ZM170 221H171V220H170ZM184 221H185V219H184ZM184 221H182V222L184 223ZM187 221L189 222V220H187ZM190 221H191V220H190ZM194 221H195V220H194ZM197 221H198V220H197ZM197 221H196V222H197ZM207 221H208V220H207ZM244 221H245V220H244ZM249 221H250V220H249ZM1 222H2V221H1ZM11 222H13V221H10V223H11ZM19 222H20V221H19ZM67 222H68V221H67ZM70 222H71V220H70ZM77 222H79V221H77ZM97 222H98L97 224H98V226H99V222H100V221H97ZM110 222H111V221H110ZM168 222H169V220H168ZM174 222H175V221H174ZM182 222H180V223H182ZM188 222H187V223H188ZM192 222H193V221H192ZM200 222H201V221H199V223H200ZM212 222H215L214 219H213ZM3 223H4V222H3ZM37 223H38V222H37ZM100 223H101V222H100ZM104 223H105V222H104ZM104 223H103V224H104ZM106 223H107V222H106ZM113 223L115 224L114 221H113ZM124 223H125V222H124ZM134 223H135V222H134ZM136 223H137V222H136ZM155 223H156V222H155ZM164 223H166V222H164ZM194 223H195V222H194ZM197 223H198V222H197ZM223 223H224V222H223ZM228 223H230V222L228 221ZM39 224H40V223H39ZM47 224H48V223H47ZM50 224H51V222H50ZM58 224H59V223H58ZM83 224H85V222H84ZM95 224H96V221H95ZM114 224H113V226H114ZM117 224H118V223H117ZM119 224H120V223H119ZM121 224H122V223H121ZM127 224H128V223H127ZM127 224H126V225H127ZM139 224H142V223L139 222ZM150 224H151V223H150ZM152 224H153V223H152ZM166 224H167V223H166ZM178 224H179V223H178ZM178 224H177V225H178ZM189 224L191 225V223H189ZM212 224H213V223H212ZM216 224H217V223H216ZM224 224H225V223H224ZM224 224H223V226H226V225H224ZM235 224H236V223H235ZM254 224H255V223H254ZM6 225H7V224H6ZM26 225H27V223H26ZM73 225H74V224H73ZM76 225L79 226L78 223H76ZM108 225H109V224H108ZM123 225L125 226V224H123ZM135 225H136V224H135ZM142 225H143V224H142ZM142 225H141V226H142ZM146 225H148V223H147ZM164 225H165V224H164ZM174 225H176V224H173V226H174ZM203 225H204V224H203V221H202V226H203ZM214 225H215V223H214ZM220 225H221V224H220ZM229 225H230V224H229ZM232 225H233V224H232ZM19 226H20V225H19ZM29 226H30V225H29ZM38 226L40 227L41 224L38 225ZM38 226H37V227H38ZM46 226H48V225H46ZM60 226H61V225H60ZM74 226H75V225H74ZM88 226H89V225H87V227H88ZM100 226H101V225H100ZM109 226H110V225H109ZM121 226H122V225H121ZM129 226H130V225H129ZM158 226H159V223H158ZM158 226H156V227H158ZM165 226H166V225H165ZM200 226H201V225H200ZM212 226H213V225H212ZM245 226H247V225H245ZM32 227H33V226H32ZM32 227H31V228H32ZM91 227H92V226H91ZM93 227H94V226H93ZM104 227H107V226H104ZM104 227H103V228H104ZM125 227H127V226H125ZM136 227H137V226H136ZM136 227H135V228H136ZM148 227H149V225L147 226V228H148ZM153 227H154V226H153ZM159 227H160V226H159ZM178 227H179V226H178ZM178 227H177V228H178ZM185 227H186V225H185ZM185 227H184V228H185ZM203 227H204V226H203ZM206 227H207V226H206ZM213 227H214V226H213ZM218 227H219V226H218ZM230 227H231V226H230ZM253 227H254V226H253ZM27 228H29V227H27ZM55 228H56V227H55ZM60 228H61V227H60ZM83 228H84V226H83ZM85 228H86V227H85ZM89 228H90V226H89ZM94 228H95V227H94ZM97 228H98V229H97L96 231L99 230V227H97ZM108 228H110V227H108ZM108 228H107V229H108ZM133 228H134V226H133ZM160 228H161V227H160ZM166 228H167V230L169 229V227H166ZM172 228H174V227H171L170 229L172 230ZM177 228H176V229H177ZM189 228H190V227H189ZM231 228H232V227H231ZM235 228H238V226L235 227ZM244 228H245V230H246V227H244ZM36 229H38V228H36ZM51 229H52V228H51ZM87 229H88V228H87ZM87 229H86V230H87ZM116 229H119V228L116 227ZM116 229H115V230H116ZM129 229H130V228H129ZM136 229H137V228H136ZM138 229H139V227H138ZM141 229H143V226H142ZM154 229H155V227H154ZM157 229H159V228H156V230H157ZM232 229H233V228H232ZM255 229H256V228H255ZM19 230H20V228H19ZM24 230H25V229H24ZM63 230H64V229H63ZM63 230H62V231H63ZM89 230H90V229H89ZM111 230H112V229H111ZM120 230H121V229H120ZM123 230H124V229H123ZM143 230H144V229H143ZM143 230H142V231H143ZM167 230H166V231H167ZM177 230H178V229H177ZM188 230H190V229H188ZM194 230H196V229H194ZM215 230H216V229H215ZM215 230H214V231H215ZM233 230H234V229H233ZM233 230H232V231H233ZM241 230H242V229H241ZM1 231H2V230H1ZM20 231H22V230H20ZM28 231H29V230H28ZM36 231H37V230H36ZM62 231H61V232H62ZM77 231H78V230H77ZM83 231H84V230H83ZM87 231H88V230H87ZM94 231H95V229H94ZM105 231H106V229H105ZM109 231H110V229H109ZM113 231H114V230H113ZM117 231H118V230H117ZM126 231H127V230H126ZM130 231H131V229H130ZM134 231H135V230H134ZM134 231H133V234H134V236H135V235H136L135 232H137V230H136L135 232H134ZM146 231H147V229H146ZM154 231H155V230H154ZM157 231H158V230H157ZM164 231H165V229H164ZM164 231H163V233H164ZM178 231H179V230H178ZM178 231H176V232L178 233ZM183 231H187V228L184 229ZM190 231H191V230H190ZM196 231H197V230H196ZM209 231H210V230H209ZM211 231H212V230H211ZM229 231H230V230H229ZM235 231H236V230H235ZM242 231H243V230H242ZM255 231L257 232V231H260V230H255ZM7 232H8V231H7ZM18 232H19V231H18ZM34 232H35V231H34ZM34 232H33V233H34ZM56 232H57V231H56ZM64 232H65V231H64ZM75 232H76V231H75ZM98 232H99V231H98ZM101 232H102V231H101ZM103 232H104V231H103ZM107 232H108V231H107ZM115 232H116V231H115ZM118 232H119V231H118ZM128 232H129V231H128ZM150 232H151V231H150ZM161 232H162V231H161ZM176 232H175V233H176ZM191 232H192V231H191ZM194 232H195V231H194ZM200 232H201V231H200ZM236 232H237V231H236ZM4 233H5V232H4ZM9 233H10V232H9ZM11 233H12V232H11ZM30 233H31V232H30ZM30 233H28V234H30ZM47 233H49V232H47ZM62 233H63V232H62ZM68 233H69V232H68ZM68 233H67V234H68ZM82 233H84V232H82ZM131 233H132V231H131ZM137 233H138V232H137ZM143 233H144V231H143ZM148 233H149V232H148ZM157 233H158V232H157ZM165 233H166V232H165ZM167 233H168V232H167ZM179 233H180V232H179ZM181 233L183 234V232H181ZM209 233H212V232H209ZM249 233H250V232H249ZM5 234H6V233H5ZM15 234H16V233H15ZM35 234L37 235L38 233H35ZM39 234H40V233H39ZM60 234H61V233H60ZM84 234H85V233H84ZM93 234H94V233H93ZM95 234L98 235L97 233H95ZM108 234H109V233H108ZM116 234H117V233H115V235H116ZM123 234H125V233H123ZM138 234H139V233H138ZM138 234H137V237H139ZM153 234H154V233H153ZM169 234H170V233H169ZM172 234H173V233H172ZM189 234H191V233H189ZM204 234H205V233H204ZM2 235H3V234H2ZM2 235H1V236H2ZM22 235H23V234H22ZM22 235H21V236H22ZM40 235H41V234H40ZM48 235H50V234H48ZM48 235H46V236H48ZM55 235H56V234H55ZM65 235H66V234H65ZM81 235H82V234H81ZM110 235L112 236L111 233H110ZM110 235H109V236H110ZM115 235H114V236H115ZM121 235H122V232H121ZM127 235H128V233H127ZM156 235H158V234H156ZM165 235H167V234H165ZM165 235H164V236H165ZM170 235H171V234H170ZM183 235H184V234H183ZM183 235H182V236H183ZM185 235H186V234H185ZM185 235H184V236H185ZM199 235H200V234H199ZM205 235H206V234H205ZM250 235H251V234H250ZM253 235H254V232H253ZM15 236H16V235H15ZM18 236H19V235H18ZM41 236H42V235H41ZM59 236H60V235H58V238H59ZM99 236H100V234H99ZM104 236H105V235H104ZM128 236H129V235H128ZM130 236H132V235H130ZM149 236H150V235H149ZM154 236H155V234H154ZM174 236H176V235H174ZM186 236H187V235H186ZM38 237H40V236H38ZM43 237H44V235H43ZM61 237H62V236H61ZM90 237H91V236H90ZM90 237H88V238H90ZM92 237H93V235H92ZM101 237H103V235H101ZM123 237H124V236H123ZM125 237H126V236H125ZM142 237H143V236H142ZM142 237H140V239H141ZM165 237H166V236H165ZM172 237H173V236H172ZM204 237H205V236H204ZM221 237H222V236H221ZM41 238H42V237H41ZM45 238H46V237H45ZM47 238H48V237H47ZM63 238H64V237H63ZM73 238H75V237H73ZM95 238H96V237H95ZM103 238H104V237H103ZM106 238H107V237H106ZM108 238H109V237H108ZM113 238H114V237H113ZM116 238L118 239V237H116ZM119 238H120V237H119ZM127 238H128V237H127ZM153 238H154V237H153ZM158 238H159V237H158ZM158 238H157L156 240H158ZM174 238H175V237H174ZM179 238H181V237H179ZM179 238H178V239H179ZM184 238H185V237H184ZM213 238H214V237H213ZM263 238H264V237H263ZM19 239H20V238H19ZM75 239H76V238H75ZM81 239H82V238H81ZM110 239H111V238H110ZM121 239H123V238H121ZM124 239H125V238H124ZM128 239H129V238H128ZM154 239H155V238H154ZM163 239H164V238H163ZM186 239H188V237H187ZM186 239H184V240H185V243H186L185 245H187ZM201 239H202V238H201ZM257 239H258V238H257ZM7 240H8V239H7ZM17 240H18V239H17ZM31 240H32V238H31ZM40 240H41V239H40ZM55 240H56V239H55ZM70 240H72V236H71V239H70ZM76 240H77V239H76ZM79 240H80V238H79ZM82 240H83V239H82ZM90 240H91V239H90ZM93 240H96V239H93ZM98 240H100V239L98 238ZM98 240H97V242L93 241L92 244H93L94 242H95V243H98ZM107 240H108V239H107ZM118 240H120V239H118ZM118 240H117V241H118ZM129 240H131V239H129ZM133 240H134V239H133ZM149 240H150V239H149ZM192 240H193V238H192ZM242 240H243V239H242ZM250 240H251V239H250ZM24 241H25V240H24ZM58 241H59V240H58ZM60 241H61V240H60ZM65 241H67V240L65 239ZM101 241H102V239H101ZM104 241H105V238H104ZM104 241H103V242H104ZM109 241H110V240H109ZM122 241H123V240H122ZM127 241H128V240H127ZM139 241H140V240H139ZM139 241H138V242H139ZM152 241H153V240H152ZM166 241H167V239H166ZM169 241H170V240H169ZM181 241H182V240H181ZM181 241H180V242H181ZM223 241H224V240H223ZM226 241H227V240H226ZM245 241H246V240H245ZM12 242H13V241H12ZM17 242H18V241H17ZM29 242H30V241H29ZM54 242H55V241H54ZM61 242H62V241H61ZM70 242H71V241H70ZM81 242H82V241H81ZM83 242H84V241H83ZM88 242H89V241H88ZM106 242H107V241H106ZM124 242H126V240H125ZM138 242H137V243H138ZM148 242H149V241H148ZM155 242H156V241H155ZM171 242H172V241H171ZM177 242H178V241H177ZM177 242H175V243H177ZM195 242H196V241H195ZM195 242H194V243H195ZM197 242H198V241H197ZM197 242H196V243H197ZM200 242H201V241H200ZM215 242H216V241H215ZM231 242H232V241H231ZM32 243H33V242H32ZM42 243H43V242H41V244H42ZM45 243H46V242H45ZM45 243H44V244H45ZM76 243H77V242H76ZM116 243H117V242H116ZM132 243H135V245H136V242H133V241H132ZM151 243L154 244L153 242H151ZM156 243H157V242H156ZM167 243H169V242L167 241ZM181 243H182V242H181ZM181 243H180V244H181ZM198 243H199V242H198ZM198 243H197V244H198ZM206 243H207V242H206ZM233 243H234V242H233ZM246 243H247V242H246ZM250 243H251V242H250ZM5 244H6V243H5ZM25 244H26V243H25ZM25 244H24V245H25ZM28 244H29V243H28ZM37 244H38V243H37ZM41 244H40V245H41ZM48 244H49V242H48ZM57 244H59V243H57ZM82 244H83V243H82ZM108 244H109V243H108ZM125 244H126V243H125ZM127 244H128V243H127ZM129 244H130V242H129ZM147 244H148V243H147ZM149 244H150V243H149ZM152 244H151V245H152ZM182 244H183V246H184V243H182ZM188 244H190L189 241H188ZM208 244H209V243H208ZM212 244H213V243H212ZM216 244H217V242H216ZM218 244H219V243H218ZM239 244H240V243H239ZM247 244H248V243H247ZM2 245H3V244H2ZM8 245H9V244H8ZM16 245H17V244H16ZM22 245H23V243H22ZM42 245H43V244H42ZM42 245H41V246H42ZM64 245H65V244H64ZM64 245H63V247H64ZM76 245H77V244H76ZM90 245H91V244H90ZM93 245H95V244H93ZM98 245H100V244H98ZM102 245H103V244H102ZM130 245H131V244H130ZM135 245H132V246H135ZM139 245H140V243H139ZM155 245H156V244H155ZM158 245H161V244H159V241H158ZM167 245H168V244H167ZM174 245H175V244H174ZM178 245H179V243H178ZM190 245H191V244H190ZM198 245H201V244H198ZM202 245H203V244H202ZM220 245H221V244H220ZM220 245H219V246H220ZM240 245H241V244H240ZM248 245H249V244H248ZM9 246H11V245H9ZM41 246H40V247H41ZM48 246H49V245H48ZM68 246H69V245H68ZM77 246H78V245H77ZM106 246H107V245H106ZM121 246H122V245H121ZM123 246L125 247V245H123ZM123 246H122V247H123ZM145 246H146V244H145ZM152 246H153V245H152ZM161 246H162V245H161ZM183 246H182V247H183ZM188 246H189V245H188ZM195 246H196V244H195ZM195 246L193 245V248H194ZM213 246H214V245H213ZM213 246H212V247H213ZM219 246H218V247H219ZM230 246H231V245H230ZM1 247H3V246H1ZM5 247H6V245H5ZM14 247H15V246H14ZM17 247H18V246H17ZM28 247H29V245H28ZM28 247H27V248H28ZM30 247H31V246H30ZM34 247H35V246H34ZM42 247H43V246H42ZM42 247H41V248H42ZM49 247H50V246H49ZM57 247H59V246H57ZM61 247H62V246H61ZM88 247H89V246L87 245L86 248H88ZM90 247H91V246H90ZM90 247H89V248H90ZM94 247H95V246H94ZM99 247H100V246H99ZM99 247H98V248H99ZM103 247H104V246H103ZM107 247H110V246H107ZM155 247L158 248V246H155ZM199 247H200V246H199ZM199 247H198V248H199ZM249 247H250V246H249ZM251 247H252V246H251ZM22 248H23V247H22ZM66 248H67V247H66ZM75 248H76V247H75ZM77 248H78V247H77ZM100 248H101V247H100ZM116 248H117V247H116ZM125 248H126V247H125ZM167 248H168V247H167ZM179 248H180V247H179ZM179 248H178V249H179ZM184 248H185V246H184ZM195 248H196V247H195ZM200 248H201V247H200ZM209 248H210V247H209ZM215 248H216V247H215ZM236 248H238V247L236 246ZM7 249H9V248H7ZM10 249L13 250V247H12V248L10 247ZM16 249H17V248H16ZM16 249H14V250H16ZM45 249H47V248H46V245H45ZM45 249H43V250L45 251ZM48 249H49V248H48ZM54 249H55V251H56V245H55V248H54ZM70 249H71V248H70ZM91 249H92V247H91ZM104 249H106V248L104 247ZM120 249H121V248H120ZM145 249H147V248H145ZM161 249H162V247H161ZM169 249H170V248H169ZM205 249H206V247H205ZM0 250H1V249H0ZM14 250H13V251H14ZM18 250H19V249H18ZM18 250H16V251H18ZM43 250H42V251H43ZM58 250H59V249H57V251H58ZM64 250H66V249H64ZM98 250H99V249H98ZM117 250H118V249H117ZM124 250H125V249H124ZM136 250H137V249H136ZM138 250H139V249H138ZM150 250H151V249H150ZM174 250H175V249H174ZM174 250H173V251H174ZM207 250H209V249L207 248ZM213 250H214V249H213ZM218 250H219V249H218ZM250 250H251V249H250ZM252 250H253V249H252ZM257 250H258V249H257ZM8 251H9V250H8ZM13 251H12V252H13ZM42 251H41V252H42ZM46 251L48 252L49 250H46ZM78 251H79V250H78ZM157 251H158V250H157ZM166 251H167V250H166ZM185 251H187V250H185ZM203 251L205 252L204 249H203ZM214 251H215V250H214ZM231 251H232V250H231ZM261 251H262V250H261ZM37 252H38V251H37ZM52 252H54V251H52ZM52 252H51V253H52ZM58 252H59V251H58ZM58 252H57V253H58ZM89 252H90V251H89ZM107 252H108V251H107ZM112 252H113V251H112ZM140 252H141V251H140ZM151 252H153V251H151ZM183 252H184V251H183ZM204 252H202V253H204ZM211 252H213V251H211ZM219 252H220V251H219ZM249 252H251V251H249ZM60 253H63V251H61ZM85 253H86V251H85ZM91 253H92V252H91ZM95 253H96V252H95ZM97 253L99 254L98 251H97ZM101 253H102V252H101ZM110 253H111V252H110ZM117 253H118V252H117ZM126 253H127V252H126ZM126 253H125V254H126ZM129 253H130V252H129ZM137 253H138V251H137ZM157 253H158V252H157ZM188 253H190V251H188ZM225 253H226V252H225ZM228 253H229V252H228ZM251 253H252V252H251ZM1 254H2V253H1ZM7 254H8V253H6L5 255L7 256ZM17 254H18V253H16V255H17ZM42 254H43V252H42ZM44 254H46V252H45ZM48 254H49V253H48ZM65 254H67V253H65ZM65 254H64V256H65ZM80 254H81V253H80ZM83 254H84V251H83ZM93 254H94V253H93ZM104 254H105V253H104ZM111 254H112V253H111ZM119 254H120V253H119ZM130 254H132V252H131ZM133 254H134V253H133ZM133 254H132V255H133ZM153 254H154V253H153ZM182 254H183V253H182ZM192 254L195 255L196 253H191V256H190V257H193ZM197 254H198V253H197ZM204 254H205V253H204ZM204 254H203V255H204ZM213 254H214V252H213ZM260 254H261V253H260ZM11 255H12V254H11ZM14 255H15V254H14ZM14 255H13V256H14ZM34 255H35V254H34ZM36 255H37V254H36ZM61 255H62V254H61ZM70 255H71V254H70ZM108 255H110V254H108ZM114 255L118 256L117 254H114ZM121 255H122V254H121ZM127 255H128V254H127ZM140 255H141V254H140ZM155 255L157 256V254H155ZM155 255H154V257H155ZM163 255H165V254H163ZM175 255H176V254H175ZM188 255H189V254H188ZM215 255H216V254H215ZM215 255H214V256H215ZM217 255H218V254H217ZM77 256H78V255H77ZM82 256H83V255H82ZM88 256H89V255H88ZM91 256H93V255H91ZM97 256L99 257V255H97ZM102 256H103V255H102ZM116 256H115V257H116ZM185 256H186V254H185ZM199 256H200V255H199ZM204 256H205V255H204ZM253 256H256V255H253ZM260 256H261V255H260ZM262 256H263V255H262ZM3 257H4V256H3ZM7 257L9 258V255H8ZM15 257H16V256H15ZM25 257H26V256H25ZM29 257H30V256H29ZM42 257H44V256H42ZM59 257H60V256H59ZM62 257H63V256H62ZM62 257H60V258L62 259ZM68 257H69V256H68ZM72 257H73V256H72ZM74 257H75V256H74ZM74 257H73V258H74ZM112 257L114 258V256H112ZM119 257H120V256H119ZM119 257H118V258H119ZM130 257H131V256H130ZM135 257H136V256H135ZM139 257H140V256H139ZM154 257H153V258H154ZM164 257H165V256H164ZM169 257H170V256H169ZM177 257H178V259L180 260V258H179L178 255H176V258H177ZM218 257H219V256H218ZM218 257H217V258H218ZM220 257H221V256H220ZM226 257H227V256H226ZM257 257H258V256H257ZM4 258H5V257H4ZM27 258H28V257H27ZM33 258H36V257H33ZM40 258H41V257H40ZM77 258H78V257H77ZM77 258H76V259H77ZM80 258H81V257H80ZM82 258H83V257H82ZM89 258H90V257H89ZM104 258H106L105 255H104ZM108 258H109V256H108ZM124 258H126V257H124ZM137 258H138V256H137ZM137 258H136V260H137ZM147 258H148V257H147ZM165 258H166V257H165ZM184 258H185V257H184ZM252 258H253V257H252ZM261 258H262V257H261ZM263 258H264V256H263ZM1 259H2V258H1ZM25 259H26V258H25ZM31 259H32V258H31ZM42 259H43V258H42ZM116 259H117V258H116ZM138 259H139V258H138ZM148 259H149V258H148ZM219 259H220V258H219ZM223 259H224V258H223ZM254 259H255V258H254ZM258 259H259V258H258ZM45 260H46V258H45ZM45 260H44V261H45ZM56 260H57V259H56ZM72 260H73V259H72ZM72 260H71V261H72ZM83 260H84V259H83ZM88 260H90V259H88ZM108 260H109V259H108ZM117 260H118V259H117ZM119 260H120V258H119ZM132 260H133V259H132ZM141 260H142V258H141ZM156 260H157V259H156ZM185 260H186V259H185ZM228 260H229V258H228ZM256 260H257V258H256ZM259 260H260V259H259ZM4 261H5V260H4ZM32 261H33V260H32ZM58 261H59V260H58ZM63 261H64V260H63ZM86 261H87V260H86ZM91 261H92V259H91ZM120 261H121V260H120ZM139 261H140V259H139ZM183 261H184V260H183ZM247 261H248V260H247ZM250 261H251V259H250ZM263 261H264V260H263ZM35 262H36V261H35V259H34V263H35ZM109 262H110V261H108L107 263H109ZM112 262L115 263L116 261H112ZM112 262H111V263H112ZM117 262H118V261H117ZM124 262H125V261H124ZM129 262H130V260L128 261V264H129ZM132 262H133V261H132ZM142 262H143V261H142ZM144 262H145V260H144ZM144 262H143V264H144ZM156 262H157V261H156ZM167 262H168V260H167ZM167 262H164V263H167ZM172 262H173V260H172ZM176 262H177V260H176ZM176 262H175V263H176ZM260 262H261V261H260ZM260 262H259V263H260ZM2 263H3V262H2ZM24 263H27V262H24ZM39 263H40V261H39ZM69 263L71 264V262H69ZM69 263H68V264H69ZM92 263H93V262H92ZM94 263H96L95 260H94ZM94 263H93V264H94ZM102 263H103V262H101L100 264H102ZM113 263H112V264H113ZM133 263L136 264L135 262H133ZM133 263H132V264H133ZM146 263H148V262H146ZM164 263H163V264H164ZM243 263H244V262H243ZM247 263H248V262H247ZM252 263H253V262H252ZM27 264H28V263H27ZM35 264H36V263H35ZM41 264H42V263H41ZM50 264H51V263H50ZM61 264H62V263H61ZM79 264H80V263H79ZM82 264H83V262H82ZM87 264H88V263H87ZM104 264H105V263H104ZM115 264H116V263H115ZM154 264H156V263H154ZM167 264H169V263H167ZM171 264H172V263H171ZM219 264H221V263H219ZM223 264H224V262H223Z\"/></svg>", "mask_w": 264, "mask_h": 264}]
</instances>
